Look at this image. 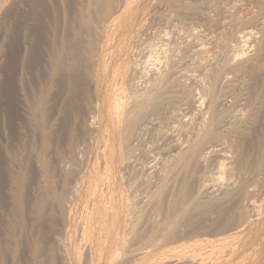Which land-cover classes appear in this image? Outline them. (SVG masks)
I'll return each mask as SVG.
<instances>
[{
  "label": "rangeland",
  "instance_id": "1",
  "mask_svg": "<svg viewBox=\"0 0 264 264\" xmlns=\"http://www.w3.org/2000/svg\"><path fill=\"white\" fill-rule=\"evenodd\" d=\"M17 1V2H16ZM20 1V2H19ZM0 0V86H1V88H0V102H2V104L0 103V135H2V136H0V154L2 153V155H0V160H6L5 162H3V161H0L1 162V164H2V166H3V168L1 167V164H0V168L1 169H3V171L0 169V175L2 174V175H4V177L1 175L0 177V181L2 182V180L3 181H5L3 184L4 185H6L5 187H4V185H1L0 186V193H4V195L3 196H5V197H2V194H0L1 196H0V199L2 198L3 199V202H5V204L0 200V224H3V225H0V238L2 237V239H4L6 242H7V240H8V242H9V240H12L11 239V236H12V238H13V236H16V237H14L13 238V240H12V247L10 246V244L7 242V246L6 245H4L3 243H5L4 242V240H2V239H0V244H3V245H1L0 247L2 248V246H4L5 247V250H4V247L2 248L3 249V251L6 253L7 252V254L6 255H8V254H10L11 253V250H12V248L15 246V250L17 251V252H19L18 254L19 255H17V252H15L16 253V255H14V249L12 250L13 252L10 254V256L8 257V256H6V259H5V263L7 262V264L10 262V264H12V263H16V264H19L20 262V264H22V263H24V262H26V264H27V262L29 261V259L31 260V261H29V263L28 264H30V262H32L31 264H39V263H41V262H43V260L42 259H44V262H45V264L47 263V264H65V263H63L64 262V260L66 259V258H68L67 260H68V262H67V260H65V262H67L68 264H76V262L77 263H79L78 262V260H71V258L69 259V253H68V251H71L72 249H73V247L75 248V246L79 243V236H78V234H77V231H75L76 232V234L74 233V231L73 230H75V229H77V226H78V222L80 223V221L78 220V218L82 221V217H84V214H85V208L84 209H82L83 208V204H84V207H86V205L85 204H87V203H83V202H87V200H88V194H87V190H86V187H83V186H81V184L83 183L84 184V186H86L85 185V183L83 182V181H85L86 179L84 178V177H87V174H88V177L89 176H91V175H93L94 173L93 172H96V173H98V174H101V172L104 174V173H106L107 174V176H108V180H109V182H110V185H111V188H113V193H114V196H120V197H122L123 199H124V201L126 200H128V202H126L125 201V203L127 204L128 203V205L129 206H131V207H129V208H131V210L135 213L134 215L136 216H139L138 214L140 213V214H143L142 212H140L141 211V209H143V212H145V211H149V212H147V213H149V215L148 214H146V212H145V214L143 215V216H145V217H143L142 215H140L141 217H143V219L140 221L139 220V218L141 219V217H138L137 218V216L135 217V221L137 222V221H140V222H138V225H137V223L135 222L134 223V226H136V227H133L134 229L132 230V233H128V234H126L127 236H128V238H127V236L125 235V239H126V241H127V239L129 240V241H127L126 243H128V244H126L125 246H124V248L120 251V253H121V255L119 254V257H118V260H117V264H119L120 262V264H123V262H124V257H125V252H126V250L128 249V248H130V246L132 245L133 247H135L136 245V243H138V241H137V239L138 240H140L141 239V235H143V236H145V234H147V236L148 235H150V233H152V232H159V231H161V229H165L166 228V226H168V227H171L172 226V224L174 223L173 222V220H176L175 222H176V225L175 224H173L174 226H177L178 227V225L180 226L179 227V233L180 234H182V235H184L187 231H188V229H187V225H186V222L187 221H189L190 219H189V217L193 220H195L194 222H196V221H198V222H196V224H194V227H197L196 225H198L199 223H201V225H203V229H207L208 230V228L210 227L211 229H214L215 228V230L217 231V232H224V234H227L228 233V237H230V235H231V239L229 238V240H230V242L228 241V239H227V246H229L232 242L231 241H233L234 242V240H236L237 239V241H235L234 243H232V245H230V246H233V245H235V246H233L232 248H234L235 247V249H233L234 250V252L233 251H231L232 250V248H231V250H229L230 248L228 247V248H225L222 252H221V254H222V257H221V259H219V260H217L214 264H234V263H236V264H246V257H247V253L240 247L241 245H240V243H241V241L243 240V236H244V234L246 233V230L249 228V222L248 221H250V223H252V222H254V223H252L253 225H256V224H258V223H260V219H264V215L262 214L263 212H264V203H261L263 200H264V193H263V191L262 190H264V176L262 177V175L261 174H263L264 173V168L262 169L261 168V166L263 167L264 166V127H263V125H264V118H263V116H264V110H263V108H264V101H263V99H264V95H262V93H264V92H262V90L264 89V82H263V80L262 79H264V77H261L262 75L264 76V60H262V58L264 59V57H263V54H264V38H263V36L264 35H262V33L264 34V21L262 20V19H264V13H262V15H261V12L264 10V6H261V5H264L263 3V1L264 0H238V1H236V0H196L198 3L196 4V2H195V0L193 1V0H189V1H186V0H184L185 2H188V3H185L183 0H182V2H180L179 0H144L145 2L144 3H142L143 1L141 0V1H137L136 3H135V5H137L136 6V8L138 7V5L140 6V7H138L137 9H138V12H139V16H138V19H137V24H138V28L140 27V29H138L139 31L142 29V31L145 29H149L148 31H149V34L150 35H147L146 37H144L142 40H144L143 42L144 43H141L142 44V46L140 47V48H143V47H145L144 45H146L147 43H148V40H150L149 41V43L146 45V46H148L149 47V45H150V48H152V47H154V48H152L151 50L152 51H155L156 50V52H154V53H152L153 55H151L150 56V61H148V62H150V63H148L147 64V66H146V70H145V72H144V74L146 73V71H147V73L145 74V76L148 74H151V75H149L150 77L151 76H153L154 74H157L158 73V75L161 73L159 70L161 69V67H159V64H161V65H163L162 67H163V69L161 70V71H164L163 73H161V74H164L165 73V71H167L168 70V67H169V65L171 64V60L170 59H172L173 60V58H174V60H173V63H175L176 64V67H177V70H176V72L179 74L180 72H181V74L182 75H175V76H170L169 74L167 75V76H170V77H175L174 79L175 80H172L171 81V78L170 77H166V79H170V80H168L169 81V85H170V83H172V86L171 87H174L175 89H173L174 91H171V92H174V94L173 95H169L168 94V101H167V96H165L164 97V100H163V102H162V104H164V106L162 107V104L157 108V111H158V109L160 108L161 109V112H162V110H163V113H159V111L157 112H153V111H148V112H150V113H148L147 112V114H150V116L151 115H154L153 117L154 118H156L157 116V119H155V121H154V118L152 119V116L150 117L149 115H145V120H146V118L147 117H149V119L147 120V121H149V123H147V125H146V121L145 122H143L142 123V125L139 127V128H141V129H143L144 131H142L141 129L140 130H135L134 132H133V137H135L136 135H137V137H136V140L134 141V146L135 147H132V149H131V154L129 155V153H126V150H125V148L123 147V150H125V151H123V153H121V152H119V151H121V147H120V149H119V144H118V142H115L116 140H114V141H110L109 140V138H108V136L110 135V131L106 128L105 129V124L103 123V122H98L97 120H95V119H92L91 117H97L98 116V113L95 111V109H96V104L95 103H97L98 102V98L97 97H95L96 95H95V93H94V91L92 90V86H89V85H91V79H90V73H89V64H90V55H88V50L86 49V48H84V49H82L81 50V60L82 61H84V64H85V66H88L87 68H85V70H84V68H83V70L85 71V73H84V75H85V77H84V79H86V78H88L87 80H85L86 81V83H85V86H84V88L82 89V91H81V93L83 94V95H85V97L83 96V100H82V98H79V97H77V101H76V98H74V97H71V96H69V94L68 93H66V92H63V94H61L62 92V89L59 87V85H58V81H59V79H58V77L56 78V76H55V78L53 77V75L51 74V73H49V72H51V70H50V61H49V57H48V55L47 54H49L50 53V51L48 52V50H50V48H51V39H52V28H53V23H52V16H53V13H50L51 11H69V14L68 15H64V17L65 18H72L71 19V21L72 20H74L73 21V24H75V25H79V23L78 22H80V21H78L77 19H79L80 18V16L82 15V16H84L82 13H81V11L80 10H82L81 9V7H79V2L77 1V0H46L47 1V3L46 2H44V0L43 1H38V0H30L31 2H32V6L30 5L29 6V4H28V2L30 3V1H28V0ZM28 1V2H27ZM37 3H36V2ZM53 1V2H52ZM57 1V2H56ZM169 1V2H168ZM176 1V2H175ZM207 1V2H206ZM226 1V2H225ZM256 2V3H251V2ZM44 2V3H43ZM58 3L59 2V4L57 5L56 3ZM65 2H66V4H65ZM71 2V3H70ZM76 2V3H75ZM171 2V3H170ZM180 2V3H179ZM189 2L190 3H193V4H189ZM247 2V3H246ZM258 2V3H257ZM10 3V4H9ZM33 3H36L37 4V7L39 6V7H41L42 5V7L41 8H47V6L46 5H48V7L49 8H47V9H50V12L49 13H47L48 12V10L46 11V13L44 12L45 10H44V8L42 9V11H41V8H40V10H39V8L37 9V7H36V5L34 4L33 5ZM41 3H43L42 5H41ZM46 3V4H45ZM75 3V5H73ZM141 3V4H140ZM233 5H232V4ZM249 3V4H248ZM252 5H251V4ZM68 4V5H67ZM146 4V5H145ZM150 4H152V5H154L155 7H156V9H154L155 7L154 6H152V5H150ZM170 4V5H169ZM194 4H196V5H194ZM240 4V5H239ZM248 4V5H247ZM14 5L17 7H14ZM41 5V6H40ZM52 5H53V7H52ZM65 5H67L66 7H65ZM69 5H70V7H69ZM85 5V4H84ZM166 7H168V8H165V6ZM181 5V6H180ZM184 5V6H183ZM186 5H189V6H186ZM237 5V6H236ZM243 5V6H242ZM6 6V7H5ZM36 7V8H34V7ZM55 6V7H54ZM58 6H60L59 8H58ZM74 6H75V8H74ZM160 6V7H159ZM177 6H179V7H177ZM190 6H195V7H193L194 9H192V10H189V8H190ZM228 7V8H225V7ZM239 6V7H238ZM249 6V7H248ZM71 7H73V9H75L76 10V12L72 9H70ZM152 7H154V8H152ZM188 7V8H187ZM248 7V8H247ZM255 7V8H254ZM263 7V8H262ZM150 9V10H148V9ZM152 8V9H151ZM161 8H162V10H164L163 11V13H164V15L166 14V16H168L167 18L162 14V15H160L161 13H162V11H161V13H160V10H161ZM174 8H175V10L176 11H178V12H176V11H174ZM178 8V9H177ZM185 8H186V10H185ZM226 10H225V9ZM240 8V9H239ZM262 8V9H261ZM33 10L34 12H32V11H29V10ZM52 9V10H51ZM92 9H94L93 7H92ZM143 9V10H142ZM145 9L146 10H148L147 12H149V11H151L152 13L154 12V13H156V15L154 16L155 18H157V20L155 19V18H152V16H153V14L152 13H147L146 11H145ZM159 11H158V10ZM167 11H166V10ZM184 9V10H183ZM191 9V8H190ZM223 11H222V10ZM245 9H247V10H245ZM251 10V11H248V10ZM39 10V11H38ZM44 10V11H43ZM79 10V12H77ZM88 10H90V12H88L89 14L88 15H86L85 14V17H83L84 19H85V22L87 23V24H85V25H94V26H92V27H90V26H88L89 28H92L91 29V31L89 30V29H87L88 27L87 26H85L84 25V23H83V21L82 22H80L81 24V26H76V28H80V31H81V35L82 36H84V35H86L87 36V33L88 34H90V33H93V35L95 36H93V41H95L94 39L95 38H97V27H96V25L94 24V22L92 21L93 19H94V17L95 16H98L97 14H96V12H94V10L92 11L91 10V7H90V9H88ZM87 10V11H88ZM97 10V9H96ZM156 10V11H155ZM180 10V11H179ZM216 10V11H215ZM10 11H11V13H10ZM37 11V12H36ZM41 11V12H40ZM82 11H84V10H82ZM92 11V12H91ZM98 11V10H97ZM99 11H101V10H99ZM182 11V12H181ZM213 11V12H212ZM247 11H248V13H247ZM254 11V12H253ZM31 12V13H30ZM71 12V13H70ZM146 12V13H145ZM159 12V13H158ZM240 12V13H239ZM252 12V14L250 15V13ZM260 12V13H259ZM264 12V11H263ZM78 13V14H77ZM92 13L94 14V16L92 15ZM190 13V14H189ZM192 13H194V14H192ZM234 13V14H233ZM241 13H243L242 15H241ZM245 13V14H244ZM247 13V14H246ZM29 16H28V15ZM71 14V15H70ZM81 14V15H80ZM149 14V15H148ZM159 14V15H158ZM192 14V15H191ZM204 14V15H203ZM39 15L41 16V17H39ZM44 15V16H43ZM48 15V16H47ZM77 15H80V16H78L77 17ZM90 15H92L93 16V19H91V17L92 16H90ZM146 17L145 19H148V17H149V19L148 20H144V16ZM146 15H148V16H146ZM150 15H152V16H150ZM172 15V16H171ZM243 15H245V16H243ZM51 16V17H50ZM67 16V17H66ZM73 16H74V19H73ZM157 16V17H156ZM183 16V17H182ZM246 16H248V17H246ZM250 16V17H249ZM252 16V17H251ZM20 17H22V18H20ZM26 17V18H25ZM29 17V18H28ZM31 17V18H30ZM33 17V18H32ZM37 17V18H36ZM39 17V18H38ZM177 17V18H176ZM204 17V18H203ZM6 18V19H5ZM20 19V25H18L19 24V19ZM76 18V19H75ZM88 18V19H87ZM151 18H152V20H151ZM158 18H160V20H162V21H164V19H166L164 22H160L159 21V19ZM163 18V19H162ZM182 18V19H181ZM192 18V19H191ZM247 18V19H246ZM249 18V19H248ZM260 18H261V21H259V22H261V25L263 24V27L260 25V26H258V25H254V20L255 19H259L260 20ZM17 19V20H16ZM23 19V20H22ZM36 19H38V20H36ZM41 19H43V21L41 20ZM50 19H51V21H50ZM140 19V20H139ZM143 19V20H142ZM171 19V20H170ZM231 19H233V20H231ZM253 19V20H252ZM48 20H49V23H48ZM77 20V21H76ZM140 22H139V21ZM142 20V21H141ZM154 20V21H153ZM170 20V21H169ZM185 22H184V21ZM218 20V21H217ZM229 20V21H228ZM252 20V21H251ZM45 21H46V25H45ZM148 21H150L151 22V24L153 23V26L155 27L156 26V24H157V26L158 27H160L159 28V31L161 32L160 34L161 35H163V37L161 36V38H163L166 42H168L166 45L164 44V40L162 41V39L161 38H159L158 36H160V34H159V31H156V30H152L154 27H152L151 28V25H150V22L148 23ZM153 21V22H152ZM159 24H161V25H158V23ZM173 21V22H172ZM217 21V22H216ZM40 22V23H39ZM77 22V23H76ZM172 22V23H171ZM176 22H178V23H176ZM184 22V23H183ZM221 22L222 23H224V24H226L225 26L227 27V28H220L219 29V26H221V25H219V24H221ZM226 22V23H225ZM229 22V24L230 25H228L227 26V23ZM17 23V24H16ZM22 23V24H21ZM42 23V24H41ZM89 23V24H88ZM142 23V24H141ZM145 23V24H144ZM147 23V24H146ZM156 23V24H155ZM170 23V24H169ZM216 23V24H215ZM251 25H250V24ZM14 24H16V25H14ZM39 24H41L40 26H43V27H40L39 25L37 26V25ZM83 24V25H82ZM149 24V25H148ZM165 24V25H164ZM176 24H177V26H176ZM183 24H185V26L183 25ZM187 24V25H186ZM206 24V25H205ZM213 24H214V26H213ZM217 24L219 25V26H217ZM234 24V25H233ZM252 24H253V26H252ZM14 25V26H13ZM140 25V26H139ZM144 25H145V27H144ZM146 25H147V27H146ZM167 25H169V26H167ZM11 26V27H10ZM48 26V28H45V27H47ZM86 28H85V27ZM143 26V27H142ZM149 26V27H148ZM156 26V29L158 30V27ZM175 28H174V27ZM233 26L235 27V28H233ZM15 27H16V29L18 30H15ZM20 27H21V29H20ZM82 27V28H81ZM165 27V28H164ZM180 29H178V28ZM209 27H211V28H209ZM218 27V28H217ZM250 27V28H249ZM261 27V28H260ZM9 28H12L13 29V31H14V33L12 34V35H14V37L17 35V34H19V37L18 36H16V40L17 41H14L13 40V42H12V39L14 38H11V36H10V33H11V31H12V29H10V31H8L9 30ZM50 28V29H49ZM184 28V29H183ZM186 28H187V31H186ZM263 28V29H262ZM7 29V30H6ZM37 29V30H36ZM42 29H45V31L43 32V30ZM96 29V30H95ZM155 29V28H154ZM175 29L177 30V32H175ZM198 29H200V30H198ZM207 29V30H206ZM210 29V30H209ZM213 29L215 30V31H213ZM244 29V30H243ZM260 29H262L261 31H260ZM40 30H41V32L43 33H40ZM90 31V33L89 32H85V34H84V31ZM92 30H93V32H92ZM194 30H195V32H194ZM198 30V31H197ZM223 30V31H222ZM226 30V31H225ZM228 30H229V32H228ZM246 30L248 31H254L255 33H257V38H258V41L256 40V41H254V42H257V43H253V40L254 39H252L251 38V40L252 41H250V40H248L249 41V44L252 42V44L251 45H247L246 46V48L247 49H245V47H241L243 44H240L239 45V42L237 41V36H241L244 32H246ZM17 31V32H16ZM30 33H29V32ZM31 31H35V34L36 33H38L40 36H36V38H35V35H34V32H33V34L31 33ZM37 31V32H36ZM96 33H95V32ZM212 31V32H211ZM257 31H259V32H257ZM19 32V33H18ZM26 32V33H25ZM46 32V33H45ZM51 32V33H50ZM152 32V33H151ZM153 32H154V36H153ZM181 32V33H180ZM190 32H191V34H190ZM193 32V33H192ZM206 32V33H205ZM219 34H218V33ZM223 32V33H222ZM260 32H261V35L262 36H260ZM9 33V34H8ZM95 33V34H94ZM156 33V34H155ZM230 35H229V34ZM259 33V34H258ZM16 34V35H15ZM28 34H30L31 36H32V38H31V40H30V38H29V40L27 39L28 37H31L30 35H28ZM37 34V35H38ZM48 34V36H46ZM50 34V35H49ZM169 36H168V35ZM177 34H178V36H177ZM189 34V35H188ZM227 34V35H226ZM26 35V36H25ZM27 35H28V37H27ZM138 35H139V33H138ZM152 35V36H151ZM155 35H157V36H155ZM176 35V36H175ZM192 35V36H191ZM217 37H216V36ZM220 35V36H219ZM46 36V37H48V42H46L47 41V39H46V41H45V38L44 37ZM86 36H84V38L83 37H81V40H82V46H84V44H85V46L84 47H88L87 46V44L89 45V43H88V41H89V38H91L92 37V34H90V36L91 37H89V35L86 37ZM149 36V37H148ZM151 36V37H150ZM215 36V37H214ZM259 36L261 37V38H263V42L262 41H259ZM18 37V38H17ZM27 37V38H26ZM39 37H40V39H39ZM42 37V38H41ZM86 37V38H85ZM147 37L149 38V39H147ZM154 37V38H153ZM157 37V38H156ZM25 38H26V40L27 41H25ZM49 38H50V40H49ZM167 38V39H166ZM217 38V39H216ZM218 38H220V39H218ZM5 39V40H4ZM38 39V40H37ZM92 39H91V41H92ZM152 39V40H151ZM39 40H41V41H44V42H41L40 43V41ZM84 40H86V42L84 41ZM147 40V41H146ZM154 40H155V42H154ZM220 40V41H219ZM9 41H11L10 43H9ZM27 43V42H29L28 44H26L25 42ZM51 41V42H50ZM152 41H153V43H152ZM184 41V42H183ZM2 42V43H1ZM6 42V43H5ZM15 42V43H14ZM19 44H18V43ZM33 42V43H32ZM34 42H36L35 44H34ZM37 42H38V44H37ZM151 42V43H150ZM160 42H163L162 43V45H161V43ZM165 42V43H166ZM182 42H183V44H182ZM186 42V43H185ZM190 42V48H188L189 46H188V43ZM194 42H196V44H200V45H202V47H203V49H206V50H204V51H207V52H203V53H205V54H203V53H199V52H197L196 50H194V48H192L191 46L193 45V44H195ZM220 42V43H219ZM46 43H49L50 45H48V44H46ZM135 44H133L132 43V45H131V49H130V55L133 57H131L130 55H129V60L131 61V62H136V61H143L144 59L143 58H146V55H142L140 52H139V49L140 48H137V43L136 42H134ZM158 43V44H157ZM172 43V44H171ZM237 45H236V44ZM262 43V44H261ZM6 44V45H5ZM19 46H18V45ZM24 44V45H23ZM33 44L37 47V49L36 48H34V50H35V52H33L34 54V56H32L29 60H28V55L27 54H29V51H30V48H31V46H33ZM159 46V45H161L160 46V48L162 47L164 50H166L167 49V53H165L164 52V50L161 48H159V47H157V45ZM255 44H256V48H255ZM258 44V45H257ZM262 45V47L261 48H263V49H261V51H260V46ZM16 45H17V47H16ZM28 45H29V47H28ZM38 45V46H37ZM39 45H41V46H39ZM44 45H45V47L47 48V50H45V51H43V49H46V48H44ZM172 45V46H171ZM184 45V46H183ZM185 45H186V47H187V49H190L191 51L192 50H194V51H189V50H187V51H189V53H187L186 52V48H183V47H185ZM260 45V46H259ZM20 46H23V47H20ZM43 46V47H42ZM169 46H170V48H169ZM178 46V47H177ZM221 46V47H220ZM234 46V47H233ZM236 46V47H235ZM240 46V48L238 49V47ZM254 46V47H253ZM257 46H258V49H257ZM9 47H10V49H9ZM12 47V48H11ZM16 48V50H15V48ZM28 47V48H27ZM49 47V48H48ZM136 47V48H135ZM147 47V48H148ZM213 47V48H212ZM216 47V48H215ZM218 47V48H217ZM249 47V48H248ZM20 48V49H19ZM41 48V49H40ZM83 48V47H82ZM134 48V49H133ZM156 48V49H155ZM185 50H183V49ZM209 48H211V50L209 49ZM220 48V49H219ZM232 48V49H231ZM253 50H252V49ZM2 49V50H1ZM4 49V50H3ZM22 49V50H21ZM24 49V50H23ZM88 49H89V47H88ZM138 51H137V50ZM155 49V50H154ZM215 49V50H214ZM218 49V50H217ZM231 49V50H230ZM257 49V51H255ZM40 50V51H39ZM160 50H163V51H160ZM172 50V51H171ZM177 50V51H176ZM184 51V52H186V54L185 55H190V59L192 58V59H194V61H197L196 59H198V61L197 62H194L193 61V63H189V62H192V60L190 61V59H188L187 58V56H185V58H183L184 57V54H181L180 52H182V51ZM220 50H222V51H220ZM235 50V51H234ZM239 51V50H241V51H243L244 53H240V54H238V53H236V51ZM245 50V51H244ZM247 50V51H246ZM259 50V51H258ZM22 51V52H21ZM27 51V52H26ZM37 51V52H36ZM41 51H43L41 54H42V56L39 54ZM135 51V53H133ZM160 51V52H159ZM174 51V52H173ZM178 51H180V52H178ZM196 51V54H197V56L195 55V52ZM9 52H11V53H9ZM46 54H45V53ZM158 52H159V54H158ZM179 53V54H181V55H183V56H179V57H182L185 61H187V65H186V62L182 59V58H178V56H172V54L173 55H176L177 53ZM250 52V53H249ZM254 52H256V53H254ZM259 52V53H258ZM260 52H261V54H260ZM23 53V54H22ZM37 53H38V55H40L41 57H37ZM140 53V54H139ZM172 53V54H171ZM183 53V52H182ZM212 53V54H211ZM222 53V54H221ZM238 54L239 56L237 57V55L236 54ZM154 54H156V55H154ZM164 54H167L166 56H164V58H163V56H161V55H164ZM171 54V55H170ZM178 54V55H179ZM254 54V55H253ZM3 55H5V56H3ZM10 55V56H9ZM23 55V64H22V56ZM24 55L25 56H27V57H25L24 58ZM36 55V56H35ZM47 55V56H46ZM84 55H86V56H84ZM196 56V58H193V57H191V56ZM214 55V56H213ZM231 55V56H230ZM235 55V56H234ZM262 55V56H261ZM12 56H14V57H12ZM155 56V57H154ZM161 56V57H160ZM172 56V57H171ZM194 56V57H195ZM208 56V57H207ZM232 56H234V58L232 57ZM241 56V57H240ZM47 59L48 58V60H46L45 58ZM83 57H89V58H84L83 59ZM163 58L162 60H157V58ZM249 57V58H248ZM5 58H6V60H5ZM37 58H38V61H37ZM153 58H155V59H153ZM231 58H233L234 59V62H233V60L231 59ZM253 58H257V60L256 61H254L255 62V64L256 65H253L254 63L252 62H250L249 63V60L250 59H253ZM11 59V60H10ZM15 59V60H14ZM36 59V60H35ZM179 59H180V61H179ZM208 59V60H207ZM210 59H212V60H210ZM216 59V60H215ZM229 60L230 62H228V61H226V60ZM239 59V60H238ZM244 59H246L245 61H243ZM6 62H5V61ZM12 60H13V62H12ZM19 62H18V61ZM25 60H28V61H26L25 62ZM42 60V61H41ZM44 60V61H43ZM134 60H136V61H134ZM154 60V61H153ZM156 60V61H155ZM188 60H189V62H188ZM10 61V62H9ZM37 61V62H36ZM162 62V61H165L164 62V64L163 63H160V62ZM204 61H206V63H208L209 65V67L206 65V63L204 62ZM243 61V62H242ZM9 62V63H8ZM29 62V63H28ZM152 62V63H151ZM154 62H156L157 64H154ZM169 62V63H168ZM225 62H227L226 63V65H225ZM232 62V63H231ZM242 62V64H240ZM258 62H260V63H258ZM6 63V64H5ZM20 63V64H19ZM40 63H42V65L40 64ZM89 63V64H88ZM185 63V64H184ZM195 63V64H194ZM197 63V64H196ZM228 63H230V64H232V65H230V64H228ZM244 63H246V64H244ZM2 64V65H1ZM40 64V65H39ZM45 64V65H44ZM150 64V65H149ZM152 64V65H151ZM182 64L183 65H186V66H182ZM190 64V65H189ZM194 64V65H193ZM200 64H203L204 65V67L202 68V67H200L199 65ZM214 65V67H213V65ZM218 64H220V65H218ZM259 64H262V65H259ZM8 65V66H7ZM38 65V66H37ZM189 65V66H188ZM218 65V66H217ZM241 65H245V67H250V68H248L247 69V72H236L237 74H234V73H231V75L230 74H228V75H230V76H228L227 75V77H228V83L225 85L224 83V81H227V77L226 78H224L223 79V77H224V73H225V71H226V69L227 68H235V67H238V66H241ZM249 65V66H248ZM24 66H26V67H24ZM31 66V67H30ZM36 66V67H35ZM41 66V67H40ZM211 66H212V68H211ZM215 66H217V67H215ZM219 66H221V67H219ZM28 67H29V69L31 68V70H29L28 69ZM49 69V72H48V70L46 69ZM150 69H152V70H150ZM152 67V68H151ZM155 67H156V69H155ZM188 67L190 68V67H192V68H190V69H192V70H190V69H188ZM199 67H200V69H199ZM208 67V68H207ZM253 67H257L258 68V71L255 69V71L253 70L254 68ZM4 68V69H3ZM24 68V69H23ZM35 68V69H34ZM36 68H38V69H36ZM158 68V69H157ZM201 68H202V70H201ZM206 68H207V70H209V71H212L213 70V74L212 73H210L209 71H207L206 70ZM218 68V69H217ZM262 68V69H261ZM33 69V70H32ZM88 69V70H87ZM188 69V70H187ZM217 69V70H216ZM252 69V71H250ZM150 70V71H149ZM184 70H187V71H185V75L187 76V77H189V78H187L185 75H184V73H182ZM193 70H195L196 72H194ZM198 70V71H197ZM204 70H206L205 71V73H203L204 72ZM31 71V72H30ZM39 71V72H38ZM154 71V72H153ZM157 71H159V72H157ZM179 71V72H178ZM200 71V72H199ZM202 71V72H201ZM248 71H249V73H248ZM35 72H37V73H35ZM148 72H150V73H148ZM153 72V73H152ZM157 72V73H156ZM187 72V73H186ZM192 72H194V73H192ZM209 72V73H208ZM14 73V74H13ZM196 73H198V74H196ZM249 75H248V74ZM28 74V75H27ZM45 74V75H44ZM88 74V75H87ZM153 74V75H152ZM191 74V76L194 74V77L192 76H188V75H190ZM196 74V75H195ZM200 74H201V76H200ZM204 74H205V76H204ZM210 74H212V76L211 77H213L211 80H210V82H213L212 80L214 79V86H213V91H212V96L214 97V99L216 100V102L217 101H219L220 103L223 101V99H224V97H225V95H227V94H231L233 97H235L236 99L238 98L239 100H240V102L243 100V99H245V100H243L241 103H242V105L238 102V103H236V104H233L231 107H229V108H227V109H225L226 110V112L227 113H225L224 112V110L220 107H218V110H223V113H225L224 115H226L225 117H227V116H229V112L231 113V112H233V111H231L232 109H233V107L235 108V109H237V106L238 107H241V108H239V110L240 111H242V112H244V109L247 107V105H250V104H248L249 102L251 103V105L249 106V107H247V109H246V112H244L243 114H240V117L241 116H243L241 119H239L238 121L236 120H232L231 122H230V124H229V126L227 127V129L226 130H224V129H221L220 127L225 123V121H226V118L224 117V115H223V117H224V120H223V117L221 116V120H220V123H221V126L220 125H218L217 127H214V131L213 130H211V131H213L214 133H213V135H215L214 136V140L216 139V137H218L219 135L221 136L220 137V141L221 140H225L224 142H226V140H227V143H225V145H227L228 143H230V142H228L229 140L228 139H226L227 137L226 136H229V134H226V133H229V132H231L232 134L234 133L235 134V136L237 137V135H238V137L236 138L235 136H234V134L233 135H231V133H230V136L228 137V138H230L231 136H232V138H231V142H232V144L230 143L229 144V146L232 148H234L235 149V146H237V145H239V142L241 141V140H244V138H245V140L242 142H240V148H241V146H243L242 148H241V150H240V148L239 147H236V150H233V149H230V148H228L227 149V147H229V146H224V142L222 141V143L223 144H221V142H219V141H216V142H218V143H220V145L222 146V147H224V148H222L221 149V151L222 150H228L230 153H228V154H224V156H225V159H222L224 156L221 154V152H218V154H221V155H218L217 153H216V155L213 153L212 154V156H211V154H208L209 155V157H211V158H208L207 156L205 157V154H203V155H199L200 156V158H201V161L199 160L200 158H196V160H195V157H193L192 159H191V161L192 162H194V163H192V164H190L191 162H189L188 163V165L187 166H185L184 168H176L175 170L176 171H178V172H172V173H170V172H168V168H169V165L168 164H170V162H171V164L173 163L172 161H170V160H172V159H174L173 161H175V157L176 156H178V155H180V153L183 151V150H185V152L183 151L182 153L183 154H185V153H187L188 152V150H190L195 144H196V142L198 143V141L200 140V136L201 135H203V133H204V130H205V126H207L206 124L204 125V127L202 128L199 124H198V119L197 118H199L200 119V115L197 113V115L199 116H195L194 115V112L196 113V112H198L197 111V109L195 110L194 109V107L196 106V102L197 101H201V99H204L203 101L205 102V100L207 101V102H205V104L203 103V101H201V106H202V104H203V109H204V111L206 110V107L209 105V103H210V100H211V98H209L207 95H209V93H208V91H209V87H210V85L211 84H209V86L208 85H205V83H204V85H202V87H199V86H197V85H195L194 84V82H193V79H197V77L199 78H202L201 80H203V82H204V79H205V81H206V77L208 76V77H210ZM235 75V77H234V79H235V81H234V79H231V78H233V76ZM243 76V78L240 76ZM251 74H254V75H251ZM258 74H259V76H258ZM37 77H36V76ZM52 77H51V76ZM147 75V76H148ZM189 80H187V79H185V77ZM197 75H199V76H197ZM207 75V76H206ZM251 75V76H250ZM40 76V77H39ZM44 76V77H43ZM183 76V77H182ZM203 76V77H202ZM240 76L243 80L244 79H248V78H250V80H251V82L249 81V80H244V81H242L241 80V78L238 77ZM245 76L246 77H248V78H245ZM253 76V77H252ZM258 76V77H257ZM10 77V78H9ZM16 77V78H15ZM23 77V78H22ZM52 80H50L49 78ZM150 77L148 78V79H150ZM181 77V78H180ZM7 78V80H9V79H12V80H10V81H7V80H5ZM35 78V79H34ZM41 78V79H40ZM43 78V79H42ZM53 78V79H52ZM179 78H180V80H179ZM184 79V80H181V79ZM193 78V79H192ZM220 78H221V81H219L220 80ZM251 78H253L254 80H255V78L257 79L256 81H252L253 79H251ZM15 79H16V81H15ZM57 81H56V80ZM145 80L147 79V77L146 78H144ZM144 79L142 80V81H144ZM163 79H164V77H163ZM177 79H178V81H177ZM237 79H239V81L237 80ZM262 80V82H261V80ZM5 80V81H4ZM31 80V81H30ZM38 80V81H37ZM48 80V81H47ZM53 80H55L54 82H53ZM186 80H187V82H186ZM233 81V82H230V81ZM241 80V81H240ZM3 81L5 82V83H3ZM37 81V82H36ZM41 81H42V84H41ZM84 81V80H83ZM84 81V82H85ZM89 82V85L87 84L88 82ZM137 81V80H136ZM135 81V82H136ZM139 81V80H138ZM138 81L136 82V83H138ZM141 81V80H140ZM141 81V82H142ZM180 81H185L187 84V87L184 85L185 84V82L183 83V82H180ZM207 81H209V78H208V80ZM218 81V82H217ZM238 81V82H237ZM248 83H247V82ZM260 81V82H259ZM11 82V84H8V83H10ZM35 82V83H34ZM44 82L46 83V85L44 84ZM48 82H52V83H49L48 84ZM141 82H139L138 84H140V85H138L137 84V86L136 87H138V89H140V88H143V87H140L141 85H144L143 84V82L141 83ZM209 82V83H210ZM230 82V83H229ZM254 83V85H253V83ZM259 84H258V83ZM23 83V84H22ZM40 83V84H39ZM56 83V84H55ZM177 84V86H175L174 84ZM180 83L181 84H183L182 86H180ZM190 83V84H189ZM208 83V82H207ZM206 83V84H207ZM217 83H220V84H217ZM232 83H234V84H236L235 86H237L238 87V83H239V85H240V90H238V93H237V95L238 96H240V98L236 95V93L235 94H233L238 88L237 87H235V86H233L232 87ZM247 84V85H245V87H243L244 86V84ZM255 83H257V84H255ZM4 84H6V85H4ZM25 84V85H24ZM51 84H53V85H51ZM55 84V85H54ZM87 84V85H86ZM232 84V85H231ZM263 84V85H262ZM9 85V86H8ZM10 85H12L11 87H10ZM30 85H32V86H30ZM38 85H40V86H38ZM190 85V86H189ZM219 85L221 86L220 88H219ZM223 85H225V86H223ZM230 86L231 85V87H228V86ZM248 85H249V87H248ZM253 85V86H252ZM259 85V86H258ZM261 85V86H260ZM4 86L6 87V88H8V89H6V88H4ZM8 86V87H7ZM38 88H37V87ZM46 86H50V87H46ZM54 86H57V87H54ZM182 87L181 89H182V91H180L181 89L179 88V87ZM192 86H194V87H192ZM197 88H196V87ZM254 86H256L257 88H255ZM32 87V88H31ZM35 89H34V88ZM56 88L57 89V91L58 90H60L59 91V93H57V91H56V89H55V91H54V88ZM60 89H59V88ZM187 88V91H188V89H189V91L190 92H187L186 90H183V88ZM191 87V88H190ZM244 88L245 90H247V88H249L248 90L249 91H243V89H241V88ZM260 87V88H259ZM263 87V88H262ZM45 88V89H44ZM87 88H89V89H87ZM185 88V89H186ZM193 88V89H192ZM194 88H196V89H194ZM203 88V90H201ZM222 88H224V89H222ZM225 88H226V90H225ZM230 88L231 90L233 89V91H231V90H229L228 91V89ZM235 88H237V89H235ZM12 89V90H11ZM23 89V90H22ZM29 89V90H28ZM37 89H40V91H41V89H43V91H41V92H39V90L38 91H36ZM51 89V90H50ZM171 90H172V88H170ZM176 89H178V90H176ZM252 89V90H251ZM9 90H11V91H9ZM47 90H50L49 92L52 94V95H47L49 92L47 91ZM89 90H90V92H89ZM192 90V91H191ZM197 90H200V91H202V94H201V96L199 95V92H196ZM224 90V91H223ZM259 90V92H257ZM14 93H16V94H14ZM46 91L48 92V93H46ZM53 93H52V92ZM180 93H179V92ZM184 91H186L184 94H183V92ZM241 91V92H240ZM250 91H253V92H250ZM264 91V90H263ZM10 92H12V93H10ZM39 92V93H38ZM44 92V93H43ZM84 92H85V94H84ZM170 92V93H171ZM178 93V94H175V93ZM244 92V93H243ZM246 92V93H245ZM18 93V94H17ZM29 93V94H28ZM38 93V94H37ZM94 95H93V94ZM186 93H188V96H186L187 94ZM201 93V92H200ZM242 94V96H243V94H245L244 96H243V99L241 98V94ZM252 93V94H251ZM258 93V94H257ZM2 94V95H1ZM4 94V95H3ZM47 96H46V95ZM54 94V95H53ZM55 94H59V95H55ZM81 94V95H82ZM88 94V95H87ZM93 96H92V95ZM186 94V95H185ZM196 94V95H195ZM197 94H198V96H197ZM214 94H217V95H214ZM255 94V95H254ZM260 94V95H259ZM14 95V96H13ZM43 95V96H42ZM66 96V97H61V96ZM80 95V96H81ZM203 95H206L205 97H203ZM220 95V96H219ZM250 95V96H249ZM38 96V97H37ZM48 96H50L49 98H47V100L45 99L46 97H48ZM56 96V97H55ZM60 96V97H59ZM69 96V97H68ZM90 96H92V97H90ZM169 96H171V97H173L174 98V100H172V98L171 99H169ZM178 98V99H175L176 97ZM179 96H180V100L182 99L183 101L184 100H186V98L189 100V102L186 100V104H188V105H183L184 104V102L181 100H179ZM201 97L200 98V100L199 99H197L198 97ZM223 96V97H222ZM19 97V98H18ZM67 97H68V99L71 97V99L70 100H68L67 99ZM82 97V96H81ZM190 99H189V98ZM196 97V98H195ZM218 97L219 98H222L221 100H217L218 99ZM249 97V98H248ZM260 97L262 98V99H260ZM5 99V98H7V99H5V100H3V99ZM16 98V99H15ZM38 98V101H36V99ZM40 98H44V102L46 103H44V106H42L41 105V107H46L45 109H43V108H40V101H42V99H40ZM72 98H74V99H72ZM79 98V99H78ZM85 98H87L88 100L86 101V99ZM184 98V99H183ZM191 98H194V100L193 99H191ZM252 100H251V99ZM260 99V101H259V99ZM53 99V100H52ZM57 99V100H56ZM61 99V100H60ZM63 99V100H62ZM92 99H94V100H92ZM96 99V100H95ZM166 99V100H165ZM247 99H249V100H247ZM6 100H7V102H6ZM12 100V101H11ZM16 100V101H15ZM49 100V101H48ZM50 100H52V101H50ZM56 100V101H55ZM58 100H60L61 102H60V106L58 105V103H59V101ZM71 100H74L73 102L71 101ZM93 102H92V101ZM171 100V101H170ZM175 100L177 101V108H176V106H175V104H173L172 106L173 107H175V109H177V110H175L173 107H169L170 105V103L173 101V103H175ZM191 100V101H190ZM193 100V101H192ZM3 101L6 103V105H5V103H3ZM32 101H35V102H32ZM46 101H48V102H46ZM64 101V102H63ZM69 101H71L70 103H69ZM76 101V102H75ZM80 101H82L81 102V104H80ZM90 101V102H89ZM96 101V102H95ZM196 101V102H195ZM245 101H247V105L245 104L246 102ZM254 101V102H253ZM16 102V103H15ZM19 102V103H18ZM49 102H52V103H49ZM57 102V103H56ZM79 102V103H78ZM94 103L95 104V106H94V104H92V103ZM181 102V103H180ZM193 102V103H192ZM257 102H259L260 103V106L258 105L259 103H257ZM261 102H263V103H261ZM13 103V104H12ZM38 103V104H37ZM49 103V104H48ZM72 103H74V105L72 104ZM77 103L80 105V107H79V105H77ZM82 103H83V105L85 104L86 105V103H87V105L89 104V106H83L82 105ZM166 103V104H165ZM195 103V104H194ZM243 103H244V106H243ZM4 104V105H3ZM50 104H53L52 105V110H53V113L51 112L52 110H50V108H51V105ZM66 104V105H65ZM68 104V105H67ZM69 104H71V106L70 107H72L73 108V110H74V112H72V113H74V114H71V111H73L72 110V108L70 109V108H68V106H69ZM76 104V105H75ZM180 104H182L181 106L183 107V111H181L182 110V107H180ZM190 104H191V106L192 105H195L194 107L192 106V108H191V106H190ZM207 104V105H206ZM239 104V105H238ZM257 104V105H256ZM23 105V106H22ZM28 107H26V106ZM36 105V106H35ZM47 105V106H46ZM49 105V106H48ZM82 105V106H81ZM168 105V106H167ZM205 105V106H204ZM217 106H219L220 104H218V102H217V104H216ZM241 105V106H240ZM246 105V106H245ZM263 105V106H262ZM10 106H12V107H10ZM15 106V110L13 109V107ZM58 106V107H57ZM74 106H75V108H74ZM166 106V107H165ZM178 106L180 107V109L181 110H179V108H178ZM187 106H189V108H187ZM255 106H256V108H255ZM7 108V109H5V108ZM25 107V108H24ZM34 107V108H33ZM49 108V110H47L48 108ZM67 107V108H66ZM79 107V108H78ZM85 107H86V109H85ZM88 107H91L90 109L92 110V111H89V112H87L88 110H90V109H88ZM167 107H169L171 110H168L169 108H167ZM205 107V108H204ZM245 107V108H244ZM259 107H261V108H259ZM31 108H32V110L33 111H31ZM57 108H59V109H57ZM63 108V109H62ZM94 108V109H93ZM185 108V109H184ZM196 108V107H195ZM256 109V110H254V112L252 111V109ZM27 109H28V111H27ZM67 109V110H66ZM76 109H77V111H76ZM82 109H83V113H84V115H86V113L88 114L87 116L89 117V115L91 116V114H92V116L91 117H89V118H91L92 120H94L93 121V124H91V126H89L88 124L90 123V122H86V121H89L90 119L89 118H85V116L83 115V113L81 112L82 111ZM88 109V110H87ZM259 109V110H258ZM13 110V111H12ZM30 110V111H29ZM34 110H35V112H34ZM45 110V111H44ZM57 110H59V112H60V114H58V113H56V112H58ZM80 110V111H79ZM87 110V111H86ZM154 110H156V109H154ZM172 110H175L176 112H181V113H177L176 114V112L175 111H173V113H172ZM238 110V109H237ZM238 110V111H239ZM263 110V111H262ZM8 111H10V112H8ZM41 111V112H40ZM42 111H44V112H42ZM47 111V112H46ZM67 111H69V113L67 114ZM192 111H193V114H191L192 113ZM258 111H259V114H256L255 115V113H258ZM15 112H17V113H15ZM75 112L77 113V114H75ZM81 113V115H80V113ZM86 112V113H85ZM91 112H93L94 114H95V116H93L94 114L93 113H91ZM97 114H96V113ZM183 112V113H182ZM184 112H188V115L186 114H184ZM190 112V113H189ZM220 112V111H219ZM252 112H253V114H252ZM23 113V114H22ZM50 113V114H49ZM55 113V114H54ZM79 113V114H78ZM157 113V114H159V115H155V114ZM223 113H221V114H223ZM241 113V112H240ZM250 113H251V115H250ZM262 113V114H261ZM37 114V115H36ZM42 114V115H41ZM43 114H45L46 116L44 117V115ZM47 114H48V116L49 115H51V117L53 118V115H54V117H55V115H59L60 116V118L58 117V115H57V117H55V118H57V119H54L55 120V122H54V120H52V118L50 117V118H48V116H47ZM63 114V115H62ZM160 114H162L163 116H164V118L165 119H167V121H166V123H164L163 122V116L161 115V117H160ZM167 114V115H166ZM169 114V115H168ZM175 114H176V118L174 117L175 116ZM183 114L186 116V117H183V118H179V117H181V115L183 116ZM10 115H11V117H10ZM69 115H70V117H69ZM71 115H72V117H71ZM73 115H74V117H73ZM77 117H76V116ZM194 115V116H193ZM262 115V116H261ZM37 116L38 117H40V118H42L43 120H41V119H37ZM42 116V117H41ZM83 117V119L85 118V122H83L84 120L82 119V117ZM156 116V117H155ZM166 116H169V118L168 117H166ZM197 117L196 118V123H197V125H196V123H193L192 122V120H194V118L193 117ZM206 117H208L207 115H205ZM250 116V117H249ZM261 116V117H260ZM28 117V118H27ZM47 117V118H46ZM64 117V118H63ZM100 117V116H99ZM99 117H97L98 118V120H99ZM160 117V118H159ZM188 117H190V118H188ZM254 117H256L255 119H257V121L256 120H254ZM8 118V119H7ZM27 118V119H26ZM31 118H34V119H31ZM45 118H46V120H45ZM62 118V119H61ZM72 118H74V119H72ZM78 118H80V119H78ZM96 118V119H97ZM152 120H151V119ZM260 118H263V119H261L260 120ZM12 119V120H11ZM47 119H49V120H47ZM66 119V120H65ZM68 119V120H67ZM75 119H78V120H75ZM82 119V120H81ZM86 119H88V120H86ZM158 119H159V121H158ZM161 119V120H160ZM164 119V120H165ZM173 119H176L177 121H178V119L179 120H183V124L180 122V121H174ZM189 119V120H188ZM204 119H205V117H204ZM247 119V121L245 122V120ZM249 119V120H248ZM8 120V121H7ZM11 120V121H10ZM27 120V121H26ZM29 120V121H28ZM31 120V121H30ZM51 120V121H50ZM62 120V121H61ZM65 122H64V121ZM185 120H188V121H190L191 123H189L188 125H185V124H187V121H185ZM205 120H207V119H205ZM253 121V126L252 125H248V124H251V122ZM5 121H7V122H5ZM40 121V122H39ZM49 121V122H48ZM66 121H68V123L66 122ZM152 121L153 122H160L161 121V123H162V125H159V123L157 122V124L156 123H153V126L154 127H156L155 129H154V131L152 130V128L151 127H153L152 126ZM198 121V122H197ZM222 121H224V123H222ZM251 121V122H250ZM259 121V122H258ZM13 123V124H11V123ZM31 122H33V123H31ZM37 122H38V124H37ZM44 122H46V123H44ZM53 122L54 123V125H55V127L53 128V127H51L52 125H53V123H52V125H50L51 123ZM62 122H63V124H62ZM84 123V124H82V123ZM169 122H171V124L173 123L174 124V126H176V127H178V130L176 129V127H175V130H173L174 129V126H173V124L171 125ZM177 122V124H175ZM180 122V123H179ZM184 122H185V124H184ZM205 123H207L206 121H204ZM235 122V123H234ZM245 122V123H244ZM14 123H15V125H14ZM40 123H42L43 124V127L46 125V127H44V128H42V124H40ZM48 123H50L49 125H48ZM59 123H60V125H59ZM99 123V124H98ZM144 123H145V125L147 126H144ZM178 123L181 125V127H179L178 126ZM193 123V124H192ZM219 123V124H220ZM234 123V125H231V124H233ZM256 123H260V125H261V123H263L262 124V126H260V127H262L261 129H262V131H260V130H258V129H260L259 128V126H258V124H256ZM11 126H10V125ZM45 124V125H44ZM81 124V125H80ZM98 124V125H97ZM101 124H102V126H101ZM104 124V125H103ZM155 124V125H154ZM165 126H164V125ZM169 124V127L171 126L173 129H168L167 127V125ZM190 124H191V127L189 128V126H190ZM242 124L244 125V124H247V126H250L249 128L250 129H248V127H246L245 125V128H247V129H243V130H240V128L239 127H241V129L242 128H244V126H242ZM255 124V125H254ZM32 125H34V126H32ZM38 125V126H37ZM53 125V126H54ZM62 125V126H61ZM86 125V126H85ZM149 125H151V126H149ZM182 125H185V126H182ZM194 125H196V126H198V127H196V126H194ZM77 126V127H76ZM101 127V129H99L100 127ZM104 126V127H103ZM158 126V127H157ZM162 126L163 127V129L165 128V129H167V130H165V131H163L162 130V127H161V129H160V127ZM194 126V127H193ZM8 127V128H7ZM14 127V128H13ZM48 127H51V129H50V131L48 130ZM58 127V128H57ZM63 127V128H62ZM89 128L88 130H86V128ZM91 127V128H90ZM94 127V128H93ZM145 129H144V128ZM150 127V128H149ZM153 127V128H154ZM184 127H186L185 129H184ZM199 127H201L202 128V130L201 129H199ZM230 127V128H229ZM11 128L12 129H14V131L12 130V132H11ZM35 128H36V130H35ZM47 130H46V129ZM55 128H56V130H55ZM70 128H71V130H73L74 131V133L70 130ZM96 128H98V129H96ZM146 128H147V131H146ZM160 130H159V129ZM184 129L186 132L187 131H189L190 129H193V131H191L190 133H192V135L194 136L195 135V133H197L198 134V138L196 137V139H195V137L193 138V136L191 135V134H186V132L185 133H183L184 134V137H183V134H182V132L183 131H181V129ZM188 128H189V130H188ZM199 129L200 131H203V132H200L199 133V131H194V129ZM215 128H217V129H215ZM219 128V129H218ZM229 128V129H228ZM240 130H238V129ZM255 128H257V131L259 132H263L262 133V136H261V133L259 132H257L256 131V129ZM6 129V130H5ZM9 131H8V130ZM41 129V130H40ZM43 129L45 130V132L46 133H50L51 131L53 132H51L50 134V136H48L49 134H46V133H44V131H43ZM54 129V130H53ZM65 129V130H64ZM93 129H95V130H93ZM106 131H105V130ZM182 129V130H183ZM187 129V130H186ZM237 129V130H236ZM63 130V131H62ZM68 130V131H67ZM85 130V132H83V131ZM93 130V131H92ZM103 130V132H101V135H100V133H99V131H102ZM149 130V131H148ZM156 130H158V132L156 131ZM171 130V132L169 133L168 131H170ZM173 130V131H172ZM179 132V131H181V133L179 132L178 134L180 135H178L176 132L177 131ZM230 130V131H229ZM247 132H246V131ZM251 130V131H250ZM253 130H254V134H256L257 136H255L254 135V137H258V139H262L261 140V142H260V140H259V145L260 144H262L261 146H262V148L261 147H259L258 146V141H255L256 139L253 137ZM18 131V132H17ZM55 131V132H54ZM87 131H88V133H87ZM90 131L91 132H93V133H90ZM139 131V132H138ZM175 131V132H174ZM215 131H217L218 133L216 134V132ZM219 131H221V134H220V132ZM233 131H237V132H233ZM243 131V132H242ZM2 132V133H1ZM14 132V133H13ZM27 132V133H26ZM39 132V133H38ZM41 132H43L44 133V135L42 136V135H40L41 134ZM59 132H62V133H59ZM96 132V133H95ZM97 132H98V134L100 135H98L97 134ZM108 133V135H107V133ZM137 132V133H136ZM153 132V136L156 134V135H160V133L161 132H164L163 133V135H162V133H161V136H154V137H152V134L150 135V133H152ZM157 132V133H156ZM167 132V133H166ZM223 132V133H222ZM225 132V133H224ZM238 132L240 133V132H242L241 134H238ZM248 132H250L252 135H249V136H251V138L253 139V142H251L250 143V141L248 140V139H250L251 141H252V139L251 138H248L249 136L247 135V134H250V133H248ZM25 135H24V134ZM74 134V136H73V134ZM103 133V134H102ZM106 133V134H105ZM139 133V134H138ZM144 133V134H143ZM169 133V134H168ZM29 136H27V135ZM54 134V135H53ZM91 134V135H90ZM92 134H93V136H92ZM105 134V135H104ZM141 134H143V135H141ZM146 134V137L148 138V140H147V138L146 137H143L144 135ZM148 134V135H147ZM165 134H167L166 136L167 137H171L172 135V137L170 138L171 140L172 139H174V140H177L178 141V138L179 137H181V138H179V142L178 143H180L181 142V144L183 145V146H186L187 145V143L188 142H190V149H189V147H188V145H187V147L184 149H181V152H180V150H175V148H174V144L173 143H177V141H174V140H170L169 138V141H170V143H168L169 141H168V139H167V137H162V136H164ZM172 134V135H171ZM186 134V135H185ZM196 134V135H197ZM219 134V135H218ZM246 134V135H245ZM84 135H88V136H90L91 137V139H90V137H89V139H86V138H88V136L86 137V136H84ZM174 135H176V136H174ZM179 137H178V136ZM191 137L190 138V141H188L189 139L188 138H186V136L187 137H189V136ZM225 135V136H224ZM244 137H243V136ZM36 136V137H35ZM98 136V138L97 139H99V140H97L96 139V137ZM106 137V140H105V137ZM142 136V137H141ZM239 136H241V137H239ZM246 136H248V137H246ZM20 138L21 139V142L19 141L20 139H18V138ZM34 137H35V139H36V142L34 141L35 139H34ZM39 137H42V138H39ZM43 137L45 138V140L43 139ZM93 137V138H92ZM100 137V138H99ZM160 137H162L163 139H161ZM223 137V138H222ZM236 139H235V138ZM14 138V139H13ZM29 139V141H28V139ZM47 138V139H46ZM60 138V139H59ZM95 138V140L96 141H94L93 139ZM141 138V139H140ZM145 138V140H142V139H144ZM149 138H153V140H151V139H149ZM158 138V139H157ZM241 138H243V139H241ZM5 139V140H4ZM39 139V140H38ZM41 139H43L45 142H41L42 140ZM55 139H59L58 141L57 140H55ZM82 139H83V141H82ZM101 139V140H100ZM139 139V140H138ZM187 139V140H186ZM192 139V140H191ZM193 139H195V140H193ZM233 139H235V140H233ZM238 139V140H237ZM25 140H26V142H25ZM41 140V141H40ZM48 140V141H47ZM49 140H50V142H49ZM105 140V141H104ZM156 140H160V141H156ZM181 140V141H180ZM184 140H186V141H184ZM216 140H218V139H216ZM2 141V142H1ZM20 142V144H21V146L19 147L18 145H19V142ZM33 141V142H32ZM78 141V142H77ZM98 141V142H97ZM139 141V142H138ZM142 141L144 142L143 144H142ZM147 141H148V143H147ZM150 141H152V142H157L156 144L155 143H152V145L150 146ZM164 141H166V142H164ZM183 141V142H182ZM191 141H193V142H191ZM196 141V142H195ZM249 142L248 144H249V146H248V144H247V142ZM13 142H15L14 144H13ZM25 142V143H24ZM31 143V146L29 147V146H27L28 144L30 145V143ZM36 144H35V143ZM49 142V143H48ZM52 142H53V144H52ZM55 142V143H54ZM77 142V143H76ZM80 142V143H79ZM89 142H91V143H89ZM97 142V143H96ZM101 142H104V143H101ZM137 142V143H136ZM158 142H160V143H158ZM187 142V143H186ZM213 142H215V141H213ZM234 142H235V144H234ZM237 142V143H236ZM4 143V144H3ZM39 143H47V144H51L50 146L49 145H47V144H45V147L44 146H42V144H39ZM83 143V144H82ZM88 143H89V145H88ZM140 145H139V144ZM147 143V144H146ZM185 143H186V145H185ZM191 143H192V145H191ZM7 144V145H6ZM12 146H11V145ZM25 144H27V145H25ZM73 144V145H72ZM158 144V145H157ZM163 144V145H162ZM166 144V145H165ZM167 144L169 145V146H167ZM170 144H171V146H170ZM8 145H10L9 147H10V149H8V148H6V147H8ZM19 147V149L21 150H18V147ZM32 145H33V148H32ZM80 145V146H79ZM83 145V146H82ZM86 145H88V146H86ZM98 147L97 149H98V151H100V153H109L111 150V154L113 155L112 157L113 158H116V159H113L112 158V162L110 163V167L108 166L107 168L106 167H104V166H102L101 164H102V161L101 160H99V159H101L102 157H103V155L102 154H100L99 152L98 153H96L95 152V150L97 151V149L95 148L96 146ZM99 145H101V147L99 146ZM137 145H139V146H137ZM144 145H145V147H144ZM150 147H149V146ZM232 145V146H231ZM255 145V146H254ZM3 146V147H2ZM44 147V149L43 148H41L40 149V147ZM114 146H116V147H114ZM162 146H164V148L162 147ZM182 146V147H183ZM192 146V147H191ZM248 148H250V146H253V147H251L250 149H254L255 147L257 148V146H258V152L260 151V153H258L256 150H251L250 151V149H248ZM13 147V148H12ZM15 147V148H14ZM17 147V148H16ZM25 147L27 148V149H25ZM49 147V148H48ZM56 147V148H55ZM71 147H73V148H71ZM91 147H93V148H91ZM107 147V148H106ZM110 147V148H109ZM137 147V148H136ZM156 147V148H155ZM158 147V148H157ZM163 148V150L161 149V148ZM165 147H168L169 148V151H168V149L167 148H165ZM226 147V148H225ZM12 148V149H11ZM31 148V149H30ZM38 148V149H37ZM69 148V149H68ZM87 148H89V149H87ZM95 148V149H94ZM101 148L103 149L102 150V152H101ZM112 148V149H111ZM133 148H135V149H133ZM146 148V149H145ZM149 148V149H148ZM150 148L152 149L153 148V151L152 150H150ZM160 148V149H159ZM244 148V149H243ZM246 148H247V150H246ZM255 148V149H256ZM8 149V150H7ZM15 149V150H14ZM40 149V152L39 151H37V150H39ZM87 149V150H86ZM90 149H92V151L94 150V152L96 153V154H94L93 152H90L89 150ZM140 151H139V150ZM150 151H148V150ZM159 149V150H158ZM260 149V150H259ZM262 149V150H261ZM23 150H25L26 152H24ZM29 150H30V152H29ZM36 150V151H35ZM41 150H43V152L41 151ZM44 150H46L47 152H45L44 153ZM60 150V151H59ZM69 150V151H68ZM138 150V151H137ZM148 152H147V151ZM154 150H156V151H154ZM162 150V151H161ZM173 150V151H172ZM234 152L235 151V153L237 152L238 153V156H236L237 155V153L236 154H231V153H233L232 151ZM243 150V151H242ZM22 151H23V153H22ZM55 151V152H54ZM71 151V152H70ZM80 151V152H79ZM83 151H85V153L83 152ZM114 151V152H113ZM134 151H136V152H134ZM144 151V152H143ZM239 151H242V153L244 154H246L247 152H248V154H246V156L245 157H243L242 156V153L240 154V152ZM250 151V152H249ZM23 154L22 155V157L23 158H21V161H20V154L21 153ZM27 152H28V154H27ZM35 152V153H34ZM36 152H38V153H36ZM42 152V153H41ZM50 152V153H49ZM60 152V153H59ZM87 152H90V153H87ZM138 152L140 153L141 152V157L140 156H137L138 155ZM166 152V153H165ZM172 153V154H170V153ZM177 152H179L178 153V155H176L177 154ZM224 152H227V151H224ZM16 153H17V155H16ZM18 153H19V155H18ZM29 153H30V155H29ZM43 153H44V155H43ZM48 153H49V155H48ZM75 153V154H74ZM126 153V155L124 156V154ZM145 153V154H144ZM168 153V154H167ZM174 153H176L175 155H173ZM255 153H258V155L256 154L255 156H254V154ZM6 154L8 157H9V159H5V158H8L7 156H4V155ZM11 156H10V155ZM40 155L39 157L37 156V155ZM57 154V155H56ZM99 154L100 155H102V156H99ZM128 154V155H127ZM133 154V155H132ZM135 154H136V157H135ZM144 154V155H143ZM146 154H149V155H147L146 156ZM253 154V155H252ZM263 154V155H262ZM36 155V156H35ZM63 157H62V156ZM95 155H96V157H95ZM132 155V156H131ZM151 155H152V157L153 158H156V159H158L157 158V156L159 157V159L158 160H156L155 161V164H152L153 163V159H150L151 158ZM172 155V156H171ZM207 155V154H206ZM213 155H215V156H213ZM218 155V156H217ZM231 155H233V156H231ZM239 155H240V157H243V158H241L240 159V157H239ZM247 155H249V156H247ZM15 156H17V158L15 157ZM27 156V157H26ZM36 157V159H34V157ZM43 156V157H42ZM92 156V157H91ZM122 156V157H121ZM143 156V157H142ZM144 156H145V158H144ZM204 156V157H203ZM228 156H230V157H228ZM251 156V157H250ZM12 157H14V158H16V160L17 161H15V159H13ZM42 157V158H41ZM69 157V158H68ZM73 157V158H72ZM88 157V158H87ZM94 157V158H93ZM101 157V158H100ZM127 157H129L128 158V160L129 159H131L132 157H135V159L133 158L132 160H136V162H134V161H128L127 160ZM131 157V158H130ZM139 157L140 158H144V159H141L140 161H139ZM148 157V158H147ZM160 157H164V158H160ZM168 157V158H167ZM218 157V158H217ZM222 157V158H221ZM232 157V158H231ZM238 158L239 157V159H240V161H242V162H244L245 161V163H246V165H248V167L245 165V163H241V162H239V161H237V160H239V159H237L236 160V158ZM253 157H255V158H253ZM256 157H258L257 158V162L254 160V159H256ZM261 157H263V158H261ZM33 158V159H32ZM37 158H39V160H37ZM77 158V159H76ZM96 158H98V159H96ZM125 159V160H123V159ZM169 158H170V160H169ZM203 158H205V162H204V159ZM234 158V159H233ZM248 158H252V159H248ZM41 159H45L46 161H41ZM56 159V160H55ZM66 159V160H65ZM71 159V160H70ZM87 159V160H86ZM90 159V160H89ZM120 159H122L121 161H120ZM145 159H147V160H145ZM163 161H162V160ZM168 161H167V160ZM212 160V162L210 161V162H208V164H207V161L208 160ZM215 161H217L218 159H220V161H219V163L217 164V162H216V165L218 166L219 164V169L220 170H217L218 169V167L215 165V162H214V160ZM217 159V160H216ZM226 159H229V162L226 160ZM230 159L231 160H235V163H233V162H231L230 163ZM245 159V160H244ZM247 159V160H246ZM7 160H9V161H7ZM25 160V161H24ZM26 160L28 161H31L32 163L34 162L35 164V166L31 163V168H30V162L28 161V162H26ZM79 160V161H78ZM83 160V161H82ZM92 160H97V164H99L100 162V164L99 165H97L96 164V166H95V162H93ZM99 160V161H98ZM138 160V161H137ZM143 160H145V161H143ZM151 160V161H150ZM199 160V161H198ZM223 160H225V164H226V162L228 163V165L229 166H231V168H229V166L227 167V165L225 166V164H224V162H223ZM244 160V161H243ZM14 164V165H16L15 167L16 168H14V165L11 163V162ZM36 161H39V162H36ZM49 163H48V162ZM55 161V162H54ZM67 161H68V163H67ZM77 163H76V162ZM113 161H115V163H113ZM123 161V162H122ZM129 162L128 164H127V166H126V164H125V162ZM143 163H142V162ZM160 161V162H159ZM166 161H167V163H166ZM238 163H237V162ZM262 161H263V163H262ZM7 162V163H6ZM8 162L10 163L9 165H8ZM19 163L20 164V162L22 163V164H26L25 166L27 167V169L30 171V169H32L31 171H33V172H31L30 174H29V171H27V169L23 166V165H21V167H19L20 165L19 164H17V163ZM45 162V164H43V163ZM46 162L50 165H48V164H46ZM89 162V163H88ZM119 162L121 163V165L119 164ZM140 164H142L141 166L139 165V163ZM146 162H148V163H146ZM156 162L158 163V164H156ZM202 162L203 163H205V164H207V165H205L204 164V167H202L201 168V165H202ZM214 162V163H213ZM251 162V163H250ZM3 163H5V164H3ZM72 163V164H71ZM74 163V164H73ZM88 165H87V164ZM94 163V164H93ZM122 163H124V166L122 165ZM132 163V164H131ZM135 165H134V164ZM145 163V164H144ZM160 163H164V165L162 164V171L163 172H161V168L159 167L160 166ZM198 163V164H197ZM221 163H223V165L221 166ZM231 165H230V164ZM234 165H233V164ZM237 163V164H236ZM240 163V165L243 167V164H244V166H245V168H246V170H245V168L243 169L240 165H238ZM258 165H257V164ZM7 164V166H9V168L7 167V166H5ZM39 165H41L42 167H40L39 166V168H40V171L41 170H45V172H49L52 168H51V166H54L53 168V170H55V171H53V173H52V171L51 172H49L48 174H51L50 175V177L52 178V181L54 180L53 178H56V179H60V181H59V179L58 180H56V184L57 183H59L58 185H60V182H65V180H66V182L68 181V179L70 178V180H69V183L67 182V183H61V185H64V184H70L71 186H72V183L74 182V184H75V186L76 187H74V184H73V188H72V190L70 189V185L68 186V185H64V189L62 188V187H60V186H56V184L54 185V184H50V183H55V181H50L51 179H50V177L48 176V174H46L44 171H41V172H44V173H41V172H39V168H38V166ZM59 164H60V166H59ZM66 166H65V165ZM82 164H83V166H82ZM93 166H92V165ZM144 164V165H143ZM148 165V164H151V165H155V167L154 166H150V165H148V168L145 166V165ZM194 164V165H193ZM251 164V165H250ZM252 164H253V166L254 165H257L258 167V169L256 168V166H254V168H253V166H252ZM11 165H13V166H11ZM18 165V166H17ZM28 165V166H27ZM43 165L45 166V167H50V168H47V170H46V168L44 169L43 168ZM63 165V166H62ZM72 165V166H71ZM89 165H91L90 166V169L88 170V168H89ZM120 166L121 167V169L119 170V167L118 166ZM130 165V167H128ZM132 165H133V167H132ZM138 165H139V168H137L138 167ZM156 165H157V167H156ZM195 165H200L199 167L198 166H195ZM233 165V166H232ZM100 166V167H99ZM142 166H144V167H142ZM189 166V167H188ZM191 166H194V167H191ZM203 166V165H202ZM209 167V168H211V169H213V168H215L214 170H217V171H215L214 173H218V174H213V173H211V170H209L208 171V169L209 168H207V167ZM212 166H213V168H212ZM217 168H216V167ZM239 166V168L241 167V169H239V168H237ZM4 167L6 168V169H4ZM11 167H13L12 168V170H13V172H11L12 170H11ZM21 168V170H18L17 168ZM63 167V168H62ZM75 167V168H74ZM137 169H136V168ZM140 167H142V168H140ZM147 169H146V168ZM197 167V168H196ZM221 167V168H220ZM225 168V171L223 172V171H221V170H223L224 168ZM236 167V168H235ZM23 168V169H22ZM26 170H25V169ZM62 168V169H61ZM102 168V169H101ZM104 168V169H103ZM114 168H116V169H114ZM124 168V169H123ZM152 168H154V169H152ZM157 168H159V169H157ZM199 168V169H198ZM205 168H206V170L209 172H207L206 170H205ZM223 168V169H222ZM231 170L232 168H234L233 170H232V172H230L231 173V175L233 176V175H235V176H231V175H228L227 177H229L228 178V183L229 184H227V181H225L226 180V176L224 177V174H230L229 173V169ZM260 168H261V170H260ZM14 169H17V170H14ZM49 169V170H48ZM60 169V170H59ZM71 169V170H70ZM76 169V170H75ZM87 169V170H86ZM92 169V170H91ZM128 170V171H130L129 173H127L128 171H126V170ZM201 169V170H200ZM229 171H228V170ZM236 169V171H234ZM238 169L239 170H241V172L240 171H238ZM243 169V170H242ZM256 169V170H255ZM10 170V171H9ZM37 170V171H36ZM58 170V172L57 173H59L58 174V176H56V177H53L55 174L54 173H56V171ZM62 170V171H61ZM68 172H67V171ZM80 170L84 173H81L80 172ZM102 170V171H101ZM108 170V171H107ZM123 170H125L124 172L125 173H123ZM133 172H132V171ZM138 171V173H136L137 171ZM145 171V170H147V172H149V170H150V175L148 174H145L144 175V172L142 173V174H140V175H137V174H139L140 173V171ZM174 170V171H175ZM185 170H187V172H184ZM193 170H196V174H194L195 173V171H193ZM203 170H205V171H203ZM263 170V171H262ZM14 171L16 172V173H14ZM36 171V172H35ZM69 171H70V173H69ZM77 171V172H76ZM79 171V172H78ZM90 171V172H89ZM93 171V172H92ZM104 171V172H103ZM122 173H121V172ZM134 171H135V173H134ZM160 171V173H157V172H159ZM165 171V172H164ZM167 171V172H166ZM183 173H186V174H182L181 172ZM193 171V172H192ZM203 171V172H202ZM242 171H245L244 173H243V175H242ZM247 171H249L252 175H250L249 174V172H247ZM22 172V173H21ZM24 172L27 174H24ZM28 172V173H27ZM73 172V173H72ZM108 172V173H107ZM153 172H155V174L157 173L159 176H160V178L159 179H157V180H155L156 178H158V177H156L157 176V174L155 175L154 174V176L155 177H153L152 178V176H153ZM189 172V173H188ZM191 172V173H190ZM213 172V171H212ZM224 174H223V173ZM235 172V173H234ZM254 172H256V173H254ZM11 173H13V175L11 174ZM18 173V174H17ZM57 173H56V175H57ZM79 173L80 175L81 174H83L82 176H83V179L81 178V176L79 175H77V174ZM117 175H116V174ZM120 173V174H119ZM126 173H127V175H126ZM136 174L137 175V177H140V178H136L135 176L136 175H134V174ZM162 173V174H161ZM188 173V174H187ZM193 173V174H192ZM199 173H202V176L201 175H198ZM204 173V174H203ZM211 173V176L213 175L214 177L215 176H217L216 178H212V179H215L216 181H214L215 183H216V187L214 186V187H211L214 183H213V181H212V179H211V177L210 176H208L209 174ZM222 174V175H220V174ZM233 173V174H232ZM253 173L255 174L254 176H253ZM23 174V175H22ZM33 174H35V175H33ZM40 174H42V175H44V176H42L41 175V177H43V178H41L40 177ZM52 174H54V175H52ZM70 175V177H69V175ZM114 174V175H113ZM121 174L123 175H126V176H128V180H130V182L129 181H127V180H123V182L124 181H127L128 183H126V182H122V179H123V177L121 176ZM130 174V175H129ZM191 174V176H189V177H191V178H193L194 179V181H191L190 183H192V184H190L189 183V180H193V179H190V178H188V175H190ZM244 174H246L245 176H244ZM250 175V177H248V175ZM257 174V175H256ZM17 175H18V177L20 178V180H22V182H21V185H22V192H20V188H19V185H17L16 186V184H15V180L17 181L19 178L17 177ZM29 175H30V177H29ZM33 175V177H34V181H32L33 180V178L31 177ZM39 175V176H38ZM60 175V176H59ZM64 175H66V177L64 176ZM86 175V176H85ZM141 175L143 176V180L145 181V183L143 184V180H142V182H140L141 181ZM174 175V176H173ZM205 175H207V176H204ZM237 175V176H236ZM238 175L240 176L239 178L240 179H237L238 178ZM264 175V174H263ZM29 177V178H27V177ZM48 176V177H47ZM65 177V180H62V179H64V178H62L61 179V177ZM72 176V177H71ZM97 176H99V175H97ZM126 176H124V178L126 177ZM129 176H130V178H129ZM131 176H134V178H131ZM145 176H148V178H150L149 180H148V178H145ZM151 176V177H150ZM167 176H169V177H167ZM170 176L172 177V178H170ZM181 176H185V177H183V178H186V176H187V178L189 179H183ZM200 176V178L202 179V178H204L205 179V181L203 180H201V179H198V177ZM212 176V177H213ZM220 176H222V178L220 177ZM247 176V177H246ZM255 176L256 177H258V178H255ZM260 176L263 178V180L262 179H260ZM6 177H7V179H6ZM9 177L11 178V180H9ZM15 177V178H14ZM37 177H39V178H41V182H40V179H39V181H38V178ZM76 177V178H75ZM79 177V178H78ZM87 177V178H88ZM100 177V176H99ZM122 177V178H121ZM175 179H174V178ZM224 177V178H223ZM241 177H244L243 178V180H242V178ZM248 179H246V178ZM3 178V179H2ZM17 178V179H16ZM30 178H31V180H30ZM77 178L78 179H80V180H77ZM155 178V179H154ZM167 178V179H166ZM209 178V179H208ZM230 178H232L235 182H233V180H232V182L234 183H232L231 181H230ZM45 179V180H44ZM50 179V180H49ZM73 179V180H72ZM125 179H127V177L125 178ZM131 179H136V181H138L139 180V182H136L135 180L133 181V182H136V183H134L133 184V182L131 181ZM147 179V180H146ZM154 179V180H153ZM176 179H177V181H176ZM188 180V184H187V182L185 181V183L182 185L181 184V182L180 181H178V180ZM208 179V180H207ZM220 179V180H219ZM252 179V180H251ZM257 179V183H255V180ZM258 179H260L259 180V182H258ZM37 180V182H35ZM42 180H43V182H44V184L42 183ZM62 180V181H61ZM76 180V181H75ZM153 180V182H151ZM174 180H175V182H174ZM199 180H201V181H199ZM206 180L207 181H210V182H212V183H210V182H208L209 183V185L211 184V186H209L210 187V189H209V187L207 186L208 184H206L207 182H206ZM223 180V181H222ZM238 180H239V182H238ZM244 180H246L245 182H244ZM262 180V181H261ZM8 181V183H6ZM12 183H11V182ZM19 181V180H18ZM26 181H32L31 183L32 184H36V185H38V186H36V185H34V186H32V184L29 182V184H27L26 183ZM72 183H71V182ZM77 181H80V182H82V183H80V182H77ZM146 181H147V183H146ZM149 181V182H148ZM162 181V182H161ZM248 181V182H247ZM250 181V182H249ZM24 182V183H23ZM39 182L41 183L40 185H44V187H45V189L42 187V189H44V190H42V189H40L41 188V186L39 187ZM50 182V183H49ZM118 182V183H117ZM151 182V184H149L150 186H147V184L148 183H150ZM179 182H180V184L182 185H180L179 184ZM198 182V183H197ZM200 182V183H199ZM238 182V183H237ZM243 182V183H242ZM260 182H262V185L261 184H258V183H260ZM12 184V188H11V185H9V184ZM38 183V184H37ZM140 183H142L141 185H140ZM153 183V184H152ZM162 183H164V184H162ZM166 183L168 184V186L169 187H167V185H166ZM170 183H172V185L170 184ZM225 183V184H224ZM242 183V184H241ZM246 183V184H245ZM247 183H249V184H247ZM255 183V184H254ZM25 184V185H24ZM27 184V185H26ZM47 184H50L49 186H50V188L48 187L47 188ZM78 184V185H77ZM82 184V185H83ZM136 184H138V185H136ZM199 184V185H198ZM202 184V185H201ZM203 184H206V185H204V187H206V190L207 189H209V192L208 191H204V190H201V192L199 191L201 188L202 189H205V188H203L202 186H203ZM217 184L219 185H221L222 187H223V185H224V187L225 186H230V185H232L231 187L232 188H234V189H232V188H230L229 187V189H227V188H220V185L219 186H217ZM238 184V185H237ZM253 184H254V186H253ZM261 185V186H263V187H261V186H259V188L261 189V191H259L260 189L259 188H257L258 187V185ZM14 185L16 186L15 188H14ZM42 185V186H43ZM52 185V186H51ZM125 185V186H124ZM133 185V186H132ZM140 185V186H139ZM144 185H146L147 186V188L145 187L144 188ZM151 185H153V186H151ZM155 185H158L159 187H160V185L164 188H161L162 189V191L163 192H161V191H159V188H157V186H155ZM186 185V188L188 189H186V194H185V198H184V203H183V205H180L179 203H175V199H171L170 200V198L171 197H176V199H177V196H179L180 195V193H181V191L183 190V187ZM192 185V187L191 188H189V186H191ZM194 185V186H193ZM238 187H237V186ZM239 185H241L242 187H239ZM247 185H248V187H247ZM257 185V186H256ZM29 186H31V187H29ZM65 186H67V187H65ZM139 186V187H138ZM154 186H155V192L158 190L159 191V198L157 197V193L158 192H156V194L153 192V194H150V195H153V196H149V192L150 191H153V189H154ZM188 186V187H187ZM256 186V188H252V187H255ZM8 187H10L11 189H16V190H14V191H12V190H10ZM23 187H26V188H23ZM37 187V188H36ZM39 187V188H38ZM55 187H60L59 189L60 190H62L63 189V191L62 192H65L66 193V195L65 194H63V193H60L59 192V190H57ZM124 187H126V189L127 190H129V191H131V193H133V197H134V199H133V197H132V194H129L130 192L129 191H126L125 190V188ZM128 187V188H127ZM130 187V188H129ZM138 187V188H137ZM168 188V190H167V188ZM197 187V188H196ZM208 187V188H207ZM218 187V188H217ZM4 188L6 189V190H4ZM7 188L9 189V191L7 190ZM33 188H35V189H33ZM47 188V189H46ZM53 188H55V190L53 189ZM67 188H68V190H67ZM77 190H76V189ZM79 188H81V189H79ZM137 188V189H136ZM139 188H143V190L142 189H139ZM149 188V189H148ZM151 188V189H150ZM169 188H171L170 190H171V192L172 191H177V194L176 193H169L168 191H170L169 190ZM214 188V191H212L213 193L211 194V189H213ZM237 188V189H236ZM247 188V189H246ZM252 190H251V189ZM28 189V190H27ZM29 189H33L34 191H35V193H34V191H32V194L34 195L33 197H31L32 195H31V192H30V190ZM39 191H38V190ZM53 191H52V190ZM69 189H70V191H75V192H77V194L78 195H76L75 196V192H70L69 191ZM134 189H136V190H134ZM146 191H145V190ZM182 189V190H181ZM189 189H192L191 191L189 190ZM196 189V190H195ZM221 190L220 192L219 191H216V190ZM244 189V190H243ZM18 190V191H17ZM27 192H26V191ZM42 192H41V191ZM81 190H82V193H81ZM84 190V191H83ZM134 190V191H133ZM139 190H142V191H139ZM147 190L149 191L148 193H147ZM165 190H167V194H166V191ZM197 191L198 192V194L195 192V191ZM240 190H242L241 192H239ZM247 190V191H246ZM253 190H255L254 192H251V191H253ZM2 191V192H1ZM8 191V193H6L5 194V192H7ZM29 191V192H28ZM49 191H52V193H53V195L55 194V198L58 196V198H60L61 199V201H62V203L61 204H58V203H56L57 201H56V199L52 196V194H51V192H49ZM59 192V193H57V195H56V193H54V192ZM69 191V192H68ZM121 191H122V193H121ZM139 191V192H138ZM180 193H179V192ZM188 191H190V195L187 193ZM194 191V192H193ZM204 191V192H203ZM227 191V192H226ZM257 191H258V193H260V194H258V195H260V197H259V199H257V197H256V195H257ZM11 192H14L15 193V195H17V196H19L18 198L17 197H14V195H13V193H12V196H10V194H11ZM47 192H49V193H47ZM135 192V193H134ZM138 192V193H137ZM141 192H142V194H141ZM146 192V193H145ZM164 192H165V194L167 195L166 197V199H168V200H165V194H164ZM217 192H219L218 194H217ZM231 192V193H230ZM237 192V193H236ZM248 194H247V193ZM251 192V193H250ZM255 192H256V195H255ZM18 193V194H17ZM23 193V194H22ZM25 193V194H24ZM30 193V194H29ZM70 193V194H69ZM71 193H72V195H71ZM85 193V197L83 196V194ZM120 193H121V195H120ZM128 193V194H127ZM136 193H137V195L140 193V195H138V197H137V195H136ZM151 193V192H150ZM161 193L162 194H164V195H162L161 196ZM168 193L171 195V197L169 198V196L170 195H168ZM206 193V194H205ZM261 193H263V195H261ZM23 196H21V195ZM37 194V195H36ZM41 194V195H40ZM68 194V195H67ZM149 197H147L146 195ZM176 195V196H174V195ZM192 194H193V196L194 197H199L200 198V201H199V198H197L196 197V199L194 198L193 199V196H192ZM202 194H205V195H207V196H205V195H203L202 196ZM209 194V195H208ZM217 194V195H216ZM222 194V195H221ZM7 195H9V196H7ZM26 195V198H27V200L26 199H24L25 196ZM45 195V196H44ZM65 196V197H63V196ZM79 195H82V196H79ZM127 195V196H126ZM135 195V196H134ZM201 195V196H200ZM216 196V198H217V200L219 201V199H221L220 201H222V200H224V201H222L224 204H222V202L220 203V201H219V203H220V205H219V203H218V201L217 200H215L216 198L214 197V196ZM218 195H220V196H218ZM224 195V196H223ZM255 195V197H253ZM257 195V196H258ZM29 198H28V197ZM48 196V197H47ZM52 197V199H51V197ZM127 197V199H126V197ZM129 196V197H128ZM141 196V197H140ZM147 198H146V197ZM192 197V199L195 201V200H198V202L196 201L194 204L195 205H193L192 203L194 202L192 199H191V197ZM208 196H212L211 198H213L212 200H211V198L210 197H208ZM238 196V197H237ZM245 198H244V197ZM261 196H262V198H261ZM7 197L9 198V199H7ZM12 197V198H11ZM49 197H50V199H51V202L53 203H51V202H48V201H46V199H45V201H44V198H48L47 200H49L50 201V199H49ZM70 197H72V198H70ZM203 197V198H202ZM206 197H208V198H206ZM220 197V198H219ZM229 197V198H228ZM236 197L239 199H236ZM240 197V198H239ZM242 197V198H241ZM250 197L252 198V200H251V202L253 201V202H255V203H251L250 201H249V199H250ZM17 201V202H15V200ZM17 198V199H16ZM39 198V199H38ZM54 198V199H53ZM75 198V199H74ZM86 198V199H85ZM151 198H155V199H157L158 198V200H157V210H156V206H155V208L153 207V205L151 204V202L153 201V199H151ZM163 198H164V201H163ZM193 201H190V199ZM244 198V199H243ZM11 199V200H10ZM36 199V200H35ZM38 199V200H37ZM67 199H69L68 201H67ZM136 202H134L133 200ZM137 199H139V201L137 200ZM142 199L144 200V201H142ZM146 199V200H145ZM202 199V200H201ZM231 199V200H230ZM233 199V200H232ZM255 199H256V201H255ZM6 200H10V205H9V203L7 204V202H6ZM13 200V201H12ZM22 200H24V201H22ZM29 200H31V201H29ZM39 200H43L45 203H43V202H40ZM79 200V201H78ZM150 200H151V202H150ZM161 200H162V202H161ZM173 200H175V201H173ZM187 200V201H186ZM215 200V201H214ZM225 200L226 201H228V202H226L225 203ZM236 200H238L237 202L239 203V205H238V203L236 202ZM29 202L28 203V205H30L31 204V207H28V206H26L25 204H27L26 202ZM34 201V202H33ZM37 203H36V202ZM74 201V202H73ZM76 201H78V202H76ZM134 203H133V202ZM140 201H142V202H140ZM156 201V200H155ZM169 201H170V203H169ZM171 201H173L172 203H173V205L175 204H179L178 206L180 207H178V206H174V207H172L173 205H172V203H171ZM186 201V202H185ZM201 201H208V204H206V202L204 203V202H201ZM249 201V203H251L252 204V206L250 205H248V203H245V202H248ZM19 202H20V204H19ZM21 202H22V204H21ZM25 204H24V203ZM31 202V203H30ZM33 202V203H32ZM46 202H48V204L46 203ZM65 202V203H64ZM79 202H81L79 205H78V203ZM139 202V204H137ZM159 202V203H158ZM162 204H161V203ZM164 202V203H163ZM187 202H189V204L190 205H192V206H190ZM210 202V203H209ZM212 202V203H211ZM235 202V203H234ZM261 205V206H256L258 203ZM18 204V206H15L16 204ZM43 203V204H42ZM49 203H51V206H49L50 204ZM54 203H55V205H54ZM63 203L65 204V206H69L70 204L72 205V206H67V207H65V206H63ZM69 203V204H68ZM74 203V204H73ZM146 203V206H147V208L144 206V204ZM147 203H150V204H147ZM186 203V204H185ZM197 203H199V208H198V206H197ZM202 203H204V204H206V205H204L203 204V206H202ZM218 203V204H217ZM233 203H234V205H233ZM247 204V206H248V208H247V206H245V204ZM3 204V205H2ZM15 204V205H14ZM25 205L24 206V208L26 207V209H27V212H25L24 210H23V207H22V205ZM37 204V205H36ZM38 204L41 206H39L41 209H42V207H44V209H46V208H49V210L47 209V210H40V208L38 209ZM46 206H45V205ZM67 204V205H66ZM133 206H132V205ZM137 204V205H136ZM169 204H171L170 206H171V208H170V206H169ZM188 204V205H187ZM231 206H230V205ZM256 204V205H255ZM263 204V205H262ZM8 205H9V208H8ZM33 205H35V206H37V207H34ZM54 207H53V206ZM58 205H59V207H58ZM60 205H61V207H60ZM74 205V206H73ZM134 205H136L135 207L138 209L137 210V212H135L136 211V209H135V207H134ZM151 205V206H150ZM160 205H163V206H160ZM213 205H215L216 207H218L217 209H216V211H215V206H213ZM217 205H219V206H217ZM222 205V206H221ZM228 205V206H227ZM236 205V206H235ZM254 205V206H253ZM10 206H13V207H10ZM15 206V207H14ZM48 206V207H47ZM79 206H81V207H79ZM138 206H140V209H139V207ZM168 206V207H167ZM194 206H197V207H194ZM208 206V207H207ZM214 208H213V207ZM224 206H226V207H230V210H229V208L228 209H226V212L225 211H223L226 207H224ZM233 206H235L236 208L238 207V206H240L239 208H237L238 209V211H237V214H236V208L235 207H233ZM242 206V207H241ZM7 207V208H6ZM21 207V208H20ZM63 207H65V208H67V211H66V209L64 210L63 209ZM77 207H78V209H82L83 211L81 212V210H80V212H79V210L77 209ZM132 207H134V208H132ZM143 207V208H142ZM150 207H152V208H150ZM189 207L191 208L190 210H191V212H189ZM200 207H202L201 209H202V211L200 210ZM245 207L247 208L246 210L248 211V213H246L245 212ZM254 207V208H253ZM256 207H258L257 209H255ZM262 207V208H261ZM13 208H15L16 210L17 209H19L18 210V212H14V211H16L15 209H13ZM29 208H31L30 210H29V213H28V209ZM35 209V212H34V210L32 211V209ZM71 208H74V210H71ZM75 208H76V211H75ZM150 208V209H149ZM166 208V209H165ZM170 209V211H169V209ZM174 208H175V211H174V213H171L172 215H171V217H168V216H170V212H173L172 210H174ZM185 208H187L188 210H183V209ZM195 208H197V209H195ZM221 208H224V209H221ZM234 208V209H233ZM250 208V209H249ZM259 208L260 209H262V211H260L259 210ZM9 209V210H8ZM12 209H13V211H12ZM57 209V211H55ZM162 209H164L163 211V213H162V211H160V210H162ZM167 209H168V211H167ZM192 209L194 210V213H192ZM233 209V210H232ZM253 209V210H252ZM11 210V212H9L10 214L11 213H13V217L17 220H14V218H11L12 219V221H11V219H9L8 217H7V215L10 217V215H9V213L7 212V211H10ZM50 210H52V212L50 211ZM69 210V211H68ZM145 210V211H144ZM166 210V211H165ZM184 211V212H182V211ZM209 211V213H211L210 214V216H209V214H208V212L206 213V212H204V211ZM223 212H222V211ZM227 210L228 211H230V212H227ZM235 210V211H234ZM255 210V212L253 213V211ZM261 212L260 214L258 213L259 211ZM41 213H39V212ZM62 211V212H61ZM63 211L64 212H66V214H62L63 213ZM73 211V212H72ZM75 211V212H74ZM154 211H155V213H154ZM157 211V212H156ZM159 211V212H158ZM220 211V212H219ZM232 211H234V213H232V214H230ZM2 212H4V213H2ZM7 212V213H6ZM31 212H34L35 213V215H32V213ZM38 212V213H37ZM43 212V213H42ZM50 212H51V214H53L54 212V216H53V219L51 218L52 217V215L50 214ZM57 212V213H56ZM150 212H152V214H153V216H154V214L155 215H158L160 212V214L163 216V214H164V216H163V218H164V220L163 219H161L162 218V216L159 214V216H157V218H156V222L154 221V218H153V216H151L152 214L150 213ZM189 212V213H188ZM195 212H196V216L197 217H194V218H192L191 216H195L194 214H195ZM201 212H203V213H201ZM251 213V215H250V213ZM17 213V214H16ZM19 213H21V214H19ZM26 213H28L29 215H30V217H28L29 215H26L25 216V214ZM33 213V214H34ZM47 213V214H46ZM58 213H60L59 214V217H58ZM68 213V214H67ZM76 214V216H74L75 214ZM138 213V214H137ZM179 213V214H178ZM185 213V214H184ZM220 213V214H219ZM224 213H229L230 214V216L229 215H227V214H224ZM240 213V214H239ZM3 214V215H2ZM7 214V215H6ZM22 214H23V216H22ZM45 214V215H44ZM57 214V215H56ZM70 214V216H68ZM71 214H73V218L71 217L72 215ZM151 214V215H150ZM168 214V215H167ZM175 214V215H174ZM176 214H177V216H176ZM192 214V215H191ZM204 214H208L206 217H208V218H206L205 217V215ZM214 214V215H213ZM217 214L219 215L218 217H217ZM234 214V215H233ZM236 214V215H235ZM249 214V215H248ZM2 215V216H1ZM4 215L8 218H5L4 217ZM12 215V214H11ZM20 215V216H19ZM41 215V216H40ZM42 215H44V216H42ZM48 215H50L49 217V219H45V216H48ZM80 215V216H79ZM147 215V216H146ZM178 215L180 216V217H178ZM191 215V216H190ZM199 215V216H198ZM248 215V216H247ZM255 215H258V218H255L254 219V221H252L253 219L252 218H254L255 217ZM262 215V216H261ZM19 216V217H18ZM55 216H57L56 217V219H55ZM149 216V218L151 219V217L153 218V221L152 220H147L148 217ZM151 216V217H150ZM172 216H175L174 218L172 217ZM181 216H182V218H181ZM189 216V217H188ZM202 216V217H201ZM223 216H225L224 218H222ZM228 216V217H227ZM250 216V217H249ZM42 217H44V219H42ZM66 217V218H65ZM78 217V218H77ZM177 217V218H176ZM198 217H200V218H198ZM221 217V218H220ZM242 217V218H241ZM32 218H34V219H37V220H33ZM38 218H39V220H38ZM47 218V217H46ZM62 219V221H61V219ZM67 218H69V219H67ZM73 220H72V219ZM82 218V219H81ZM144 218H146V220H144ZM176 218V219H175ZM180 218V219H179ZM183 218H185L186 220V222H184L183 224L182 223H179V221L181 220L182 222L184 221V219ZM211 218H213V220H215V221H212V219L210 220ZM225 218H226V220H225ZM231 220L230 222H229V219ZM234 218V219H233ZM237 218H239V220L237 219ZM250 218V220H248V219ZM260 218V219H259ZM24 219L26 220V222L24 221ZM29 219H30V221H29ZM58 219V220H57ZM67 219V220H66ZM77 219V220H76ZM161 219V220H160ZM169 219V220H168ZM173 219V220H172ZM177 219H179L178 221H177ZM183 219V220H182ZM189 219V220H188ZM204 219H206V220H204ZM228 219V220H227ZM242 219H245V220H242ZM257 219V220H256ZM5 220V221H4ZM43 220V221H42ZM45 220V221H44ZM46 220H49L50 222H48V221H46ZM57 222H56V221ZM70 220V221H69ZM157 220H159V221H157ZM165 220H167L166 222H165ZM172 220V223L170 224L169 223V221H171ZM191 220V221H192ZM200 220H204V221H200ZM210 220V221H209ZM232 220H234V221H232ZM241 220V221H240ZM260 220V221H259ZM11 221V222H10ZM24 221V222H23ZM37 221H38V223H37ZM55 221V222H54ZM65 221H66V223H65ZM69 222V224H70V226H69V224H68V222ZM74 221V222H73ZM165 222L164 223V225H162V223L163 222ZM180 221V222H181ZM212 221V223H210ZM219 221V222H218ZM222 221H223V224H222ZM226 221V223H224ZM242 221H244V222H242ZM12 222H16V225L17 224H20V225H17V226H19V227H15V225H13V223ZM51 222H53V224L51 223ZM70 222H73V223H70ZM141 222H142V224L143 225H147V226H143V225H140L141 224ZM206 222H207V224H206ZM228 222V223H227ZM240 222H242L241 224H240ZM12 223V224H11ZM23 223V224H22ZM41 225H40V224ZM51 223V224H50ZM179 223V224H178ZM203 223H205V224H203ZM248 223V224H247ZM15 224V223H14ZM55 224V225H54ZM57 224V225H56ZM73 224V225H72ZM76 226H75V225ZM151 224V225H150ZM156 224H159V226L158 225H156ZM181 224V225H180ZM186 226H185V225ZM226 224V225H225ZM237 224V225H236ZM9 225V227H10V231H11V233L13 232V235H11L10 234V231H9V227H6V226H8ZM22 225V226H21ZM34 225V226H33ZM50 225H53L52 226V229L51 230H49L51 227H49ZM151 226L152 228L153 227H155V228H151L150 227V229L149 228H147V227H149V226ZM156 225V226H155ZM184 225V226H183ZM201 225H199L198 226V229L196 228V229H193L194 231L196 230V231H200L201 229H202V226ZM208 225V226H207ZM210 225V226H209ZM215 225V226H214ZM220 225V226H219ZM225 225V226H224ZM243 225V226H242ZM244 225H245V227H244ZM4 226V228L2 229V227ZM12 226H14V227H12ZM24 228V230L21 228ZM61 226H63V228H61ZM73 226V227H72ZM141 226L144 228H141ZM160 226H161V228H160ZM206 226V227H205ZM219 226V228H217V227ZM239 226H242L243 228H238ZM30 229H29V228ZM46 227V228H45ZM76 227V228H75ZM137 227H139V228H137ZM145 227H146V230H145ZM205 227V228H204ZM214 227V228H213ZM225 227V228H224ZM18 228V229H17ZM25 228H26V231H25ZM40 228H43L42 230L40 229ZM49 228V229H48ZM61 228V229H60ZM69 228H71V229H69ZM141 228V229H140ZM227 228H229V229H227ZM234 230H233V229ZM239 229V230H237L236 232H235V230L236 229ZM5 229V230H4ZM20 229V230H19ZM67 229V230H66ZM149 229V230H148ZM240 229L243 231H240ZM6 230H7V232H6ZM19 230V231H18ZM30 230L32 231V232H30ZM49 231V233L47 232V231ZM61 230V231H60ZM151 230V231H150ZM9 231V232H8ZM40 231H41V234L43 233V235H41L40 236ZM232 231V232H231ZM234 231V232H233ZM1 232L3 233V235L1 234ZM19 233V235H18V233ZM39 232V233H38ZM66 232V234H64ZM137 233V234H135V233ZM146 232V233H145ZM147 232H149V234L147 233ZM230 232V233H229ZM8 233V234H7ZM31 233H33L32 234V236H31ZM35 233V234H34ZM47 233V234H46ZM55 233H57V234H55ZM58 233H60L59 235H58ZM63 233V234H62ZM134 233V235H132ZM142 233V234H141ZM145 233V234H144ZM236 233V234H235ZM4 234H5V236H6V234H7V236H9L10 235V238L9 237H7L6 236V238H8L7 240H6V238H4L5 236H4ZM15 234H17L19 237H17V235H15ZM29 234V235H28ZM50 234H52V235H50ZM61 234L63 235V237L61 236ZM69 234V235H68ZM73 234V235H72ZM131 234V235H130ZM139 234V235H138ZM230 234V235H229ZM21 235V236H20ZM35 235L37 236V237H35ZM58 235V236H57ZM66 235H67V237H66ZM135 235H137L138 237H140V239L137 237V236H135ZM27 238H26V237ZM39 236V237H38ZM44 236H46V237H44ZM69 236V237H68ZM72 236V237H71ZM129 236H130V238H129ZM135 237V241H133V239H134V237ZM195 236H198L197 238V240L199 241V240H211L212 239V237L211 236H213V235H210V234H204V236H202V234H199V233H196L195 234ZM202 236V237H201ZM227 236V235H226ZM25 237V238H24ZM29 237V238H28ZM42 237V238H41ZM46 239H44V238ZM47 237H48V239H47ZM50 237H52V239H50ZM137 237V238H136ZM146 237V236H145ZM233 237V238H232ZM234 237H237L236 239L234 238ZM21 238H24V240L25 241H23V239L20 241V239ZM34 238H38L37 240H39V239H43L42 240V242L39 240V242H37V240L35 239L34 240ZM69 238H71V239H69ZM142 238H144V237H142ZM15 239V240H14ZM74 240L73 242L72 241H70V240ZM18 240V241H17ZM28 240V241H27ZM49 240V241H48ZM54 240H55V243L57 244L59 241L58 240H60V243H58L57 245L54 243ZM61 240H64V241H62L61 242ZM2 241H3V243H2ZM13 241H15V243H19V241H20V243H19V245H20V249L17 247L18 246V243L17 244H14V246H13ZM17 241V242H16ZM47 241V242H46ZM52 241H53V243L55 244H52ZM69 241V242H68ZM137 241V242H136ZM32 242H33V244H32ZM41 242V243H40ZM64 242V243H63ZM65 242H66V244H65ZM68 242V243H67ZM77 242V243H76ZM144 242H145V240H144ZM177 242H178V245L180 246V247H182L184 244H188V242L187 241H183V240H181V241H178L177 240ZM21 243H23V245H24V243H25V245H24V247H23V245L21 244ZM30 244L31 243V245H33L32 247H31V245H26V244ZM34 243H39L38 245L36 244H34ZM49 243H51V244H49ZM61 243L64 245V248L62 247V246H59V244L61 245ZM42 244H44V245H42ZM70 244H74L73 246H72V248H70ZM76 244V245H75ZM237 244V245H236ZM49 246L50 247V245H51V247L49 248V247H47V246ZM69 245V246H68ZM27 246V247H26ZM43 246L44 247H46L48 250L49 249H52V250H50V251H55V253H54V251L53 252H49V251H47V249L45 248H43ZM57 246V248H55ZM226 245H225V247H227ZM23 247V248H22ZM30 247V248H29ZM33 247H34V249H35V247H36V249L34 250L33 249ZM38 247V248H37ZM40 247V248H39ZM127 247V248H126ZM10 248V249H9ZM18 248V249H17ZM22 248V249H21ZM32 248V249H31ZM68 248H70L71 250H68ZM163 248H165V244L164 243H162V241H157V245H156V249H155V251H154V253H159ZM237 248H240V249H237ZM10 251H8V250ZM29 249H31V251L29 250ZM40 251H39V250ZM43 249V250H42ZM56 249V250H55ZM19 250V251H18ZM23 251V255H22V253H20L21 251ZM28 250V251H27ZM42 250V251H41ZM241 250V251H240ZM38 253V255H35V253L36 252ZM58 251H59V253H58ZM66 251V252H65ZM159 251V252H158ZM227 251H231V253L230 252H227ZM242 252V254L240 253V252ZM30 252H32V253H30ZM39 252H41V253H43V256H47L48 258H43V256H40V255H42V254H40ZM65 252V253H64ZM237 252H239V253H237ZM28 253V254H27ZM30 253V254H29ZM36 253V254H37ZM46 255H45V254ZM62 253H64V254H62ZM153 253V254H154ZM244 253V254H243ZM13 254V255H12ZM27 254V255H26ZM31 254H33L34 256H35V259L37 260L38 258V261H35V259H34V257L32 256H30ZM40 254V255H39ZM49 254V255H48ZM55 256H54V255ZM59 254V255H58ZM21 255V256H20ZM29 255V256H28ZM66 256V258H65V256ZM242 255H243V258H242ZM11 256H16V258L18 259L19 257L20 258H22V256H25V258H22V259H18L19 260V263H17L16 261H14V259H15V257H12V259H10L11 258ZM18 256V257H17ZM37 256V257H36ZM38 256H40V257H38ZM63 257V261H62V259H60V258H62ZM50 257V258H49ZM54 257V258H53ZM7 258H8V260H7ZM27 258H29V259H27ZM42 258V259H41ZM52 258V259H51ZM26 259V260H25ZM48 259H50V260H48ZM60 259V260H59ZM79 259H81V258H79ZM122 259V260H121ZM151 257H149V258H147L146 260H144V261H142V262H140V263H138V264H149L150 263V261H151ZM16 260V259H15ZM17 260V261H18ZM20 260H22V261H20ZM70 260V261H69ZM82 261H83V258L81 259ZM40 261V262H39ZM61 261V262H60ZM82 261H80V263L79 264H81V262ZM36 262V263H35ZM44 262H43V264H44ZM66 263V264H67ZM83 263H84V261H83ZM25 264V263H24ZM174 264H180L179 262H176V263H174ZM182 264H188L187 262H183Z\"/></svg>",
  "mask_w": 264,
  "mask_h": 264
},
{
  "label": "bare ground",
  "instance_id": "2",
  "mask_svg": "<svg viewBox=\"0 0 264 264\" xmlns=\"http://www.w3.org/2000/svg\"><path fill=\"white\" fill-rule=\"evenodd\" d=\"M14 1V0H13ZM19 1V0H18ZM28 1H30V0H28ZM27 1V2H28ZM32 1V0H31ZM30 1V3L28 2V4H29V6L32 4V2L34 1H32L31 2ZM39 1V0H38ZM40 1H43V0H40ZM39 1V2H40ZM58 1V0H57ZM56 1V2H57ZM65 1V0H64ZM78 1V0H77ZM80 1V2H79ZM78 2H79V7H81V9L82 10H84V11H82V10H80L81 11V13L84 15V16H82L81 14V16L80 15H77V17L78 16H80V18L79 19H77L78 21H80V22H82L83 21V23L85 22V19L83 18V17H85V14L86 15H88L89 13L88 12H90V10H88V9H90V7H91V10L93 11L94 10V12H96V14L98 15V16H95L94 17V19H93V16H94V14L92 13V15H90V16H92L91 17V19H93L92 21L94 22V24L96 25V27H97V38H95L94 40L95 41H93V33H90V31H91V29L92 28H89L88 26H90V27H92V26H94V25H85V24H87L86 22L84 23V25L85 26H87L88 28L87 29H89L90 31H84V34H85V32H89L90 34H92V37L90 36V34H88L87 33V36L89 35V37H91V38H89V41H88V43H89V45L87 44V46L89 47V49H88V47H84L85 46V44H84V46H82V40H81V37H83L84 38V36H86V35H84V36H82L81 35V31H80V28L78 29V28H76V26H81L80 24V22H78L79 23V25H75V24H73V21L74 20H72L71 21V19L70 18H65L64 17V15H68L69 14V11H51L50 12V9H47V8H49L48 7V5H46L47 6V10H48V12L47 13H53V16H52V23H53V28H52V39H51V48H50V50H48V52L50 51V53L49 54H47L48 55V57H49V63L51 64L50 65V70H51V72H49V69H47L46 67V69L48 70V72L49 73H51L52 75H53V77L55 78V76H56V78L58 77V79H59V81H58V85H59V87L62 89V93L61 94H63V92H66V93H68L69 94V96H71V97H74V98H76V101H77V97H79V98H82V100H83V96L85 97V95H83L82 93H81V91H82V89L84 88V86H85V83H86V81L85 80H87L88 78H86V79H84V77H85V75H84V73H85V68H87L88 66H85V64H84V61H82L81 60V50L82 49H84V48H86L88 51V55H90V64H89V73H90V79H91V85H89V82L87 83L89 86H92V90L94 91V93H95V97H97L98 98V102L97 103H95L96 104V106H95V104L94 103H92L93 101L92 100H94V99H92L91 101V103L92 104H94V106L96 107V109H95V111L98 113V116L97 117H99V120H98V118L97 117H91L92 116V114H91V116L89 115V117H91L92 119H95V120H97L98 122H103L104 124V126H105V129L107 128L109 131H110V135L108 136V138H109V140L110 141H114V140H116L115 142H118V144H119V149H120V147H121V151H119V152H121V153H123V151H125L126 150V153H129V155L131 154V149H132V147H135L133 144H134V141L136 140V137H137V135L135 136V137H133L134 135H133V132L135 131V130H140L141 128H139L141 125H142V123L143 122H145L146 123V125H147V123H149V121H147L148 119H149V117H147L146 118V120H145V115L147 114V112L148 111H157V108L162 104V102H163V100H164V97L165 96H167V101H168V94L170 95H173L174 94V92H171V91H174L173 89H175L174 87H171L172 86V83H170V85H169V81L168 80H170L169 78L168 79H166V77H170L171 75L172 76H175L176 74L177 75H182L181 74V72L178 74L177 72H176V70H177V67H176V64L175 63H173V60H174V58H173V60L172 59H170L172 62H171V64L169 65V67H168V70L167 71H165V73L164 74H161V73H163L164 71H161L162 69H163V65H161V64H159V67H161V69L159 70L161 73L158 75V73L157 72H159V71H157L156 73L157 74H152L153 76H149V75H151V74H147L146 76H145V74L147 73V71H146V73L144 74V72H145V70H146V66H147V64L148 63H150V62H148V61H150V56L151 55H153L152 53H154V52H156V48L154 49L155 51H152L151 49L152 48H154V47H152V48H150V45H149V47L148 46H146L148 43H149V41L150 40H148V43L146 44V45H144L145 47H143V48H140L141 46H142V44L141 43H144L145 41L144 40H142L144 37H146L147 35H150L149 34V29H144L143 31H142V29L139 31L138 29H140V27L138 28V24H137V19H138V16H139V12H138V7H140L139 5H138V7L136 8V6L137 5H135V3L137 2V1H141V0H79ZM143 2L142 3H144L145 1L144 0H142ZM152 1V0H151ZM156 1V0H155ZM177 1V0H176ZM175 1V2H176ZM180 1V0H179ZM184 1V0H183ZM186 1H189V0H186ZM194 1V0H193ZM202 1V0H201ZM224 1V0H223ZM236 1H238V0H236ZM17 2V1H16ZM20 2V1H19ZM36 2V1H35ZM44 2H46L47 3V1L46 0H44ZM43 2V3H44ZM53 2V1H52ZM55 2V3H56ZM157 2V1H156ZM169 2V1H168ZM180 2H182V0L180 1ZM179 2V3H180ZM185 2V1H184ZM195 2H196V4L199 2H197L196 0H195ZM207 2V1H206ZM226 2V1H225ZM264 2V1H263ZM37 3V2H36ZM36 3H33V5L35 4L36 5V7H37V4ZM43 3H41V5L43 4ZM45 3V4H46ZM71 3V2H70ZM76 3V2H75ZM75 3L73 4V5H75ZM171 3V2H170ZM185 3H188V2H185ZM247 3V2H246ZM251 3H256V2H251ZM250 3V4H251ZM258 3V2H257ZM10 4V3H9ZM48 4V3H47ZM57 5L59 4V2L58 3H56ZM65 4H66V2H65ZM85 4V5H84ZM141 4V3H140ZM189 4H193V3H190L189 2ZM196 4H194V5H196ZM232 4V3H231ZM249 4V3H248ZM247 4V5H248ZM264 4V3H263ZM40 5V6H41ZM68 5V4H67ZM67 5H65V7L67 6ZM146 5V4H145ZM150 5H152V4H150ZM170 5V4H169ZM233 5V4H232ZM240 5V4H239ZM252 5V4H251ZM32 6V5H31ZM43 6V5H42ZM41 6V7H42ZM76 6V5H75ZM75 6H74V8H75ZM152 6H154V5H152ZM165 6V5H164ZM181 6V5H180ZM184 6V5H183ZM186 6H189V5H186ZM237 6V5H236ZM243 6V5H242ZM261 6H264V5H261ZM6 7V6H5ZM14 7H16L15 5H14ZM34 7V6H33ZM36 7H34V8H36ZM41 7H37V9L39 8V10H40V8ZM52 7H53V5H52ZM55 7V6H54ZM60 6H58V8H59ZM69 7H70V5H69ZM92 7L94 8V9H92ZM155 7V6H154ZM154 7H152V8H154ZM160 7V6H159ZM177 7H179V6H177ZM193 7H195V6H190V8H189V10H192V9H194ZM225 7V6H224ZM239 7V6H238ZM249 7V6H248ZM247 7V8H248ZM17 8V7H16ZM44 8V7H43ZM43 8H41V11H42V9ZM44 8V12L46 13V9ZM151 8V9H152ZM165 8H168V7H166L165 6ZM188 8V7H187ZM225 8H228V7H225ZM224 8V9H225ZM255 8V7H254ZM263 8V7H262ZM261 8V9H262ZM71 10L73 9V7H71L70 8ZM76 9V8H75ZM75 9H73L75 12H76V10ZM98 11H97V10ZM148 9V8H147ZM154 9H156V7L154 8ZM169 9V8H168ZM167 9V10H168ZM178 9V8H177ZM240 9V8H239ZM38 10V11H39ZM52 10V9H51ZM88 10V11H87ZM99 10H101V11H99ZM143 10V9H142ZM148 10H150V9H148ZM148 10H146L145 9V11L147 12ZM158 10V9H157ZM166 10V9H165ZM166 10V11H167ZM184 10V9H183ZM185 10H186V8H185ZM195 10V9H194ZM222 10V9H221ZM226 10V9H225ZM245 10H247V9H245ZM29 11H32V12H34L33 10H29ZM40 11V12H41ZM91 11V12H92ZM156 11V10H155ZM159 11V10H158ZM161 11H162V13H161ZM163 11L164 10H162V8H161V10H160V15H164V13H163ZM169 11V10H168ZM174 11H176L175 10V8H174ZM180 11V10H179ZM216 11V10H215ZM223 11V10H222ZM248 11H251L250 9L248 10ZM248 11H247V13H248ZM264 11V10H263ZM261 12V15H262V13H264V12ZM37 12V11H36ZM77 12H79V10L77 11ZM145 12V13H146ZM150 13H152L151 11H149ZM149 12H147V13H149ZM165 12V11H164ZM176 12H178V11H176ZM182 12V11H181ZM213 12V11H212ZM254 12V11H253ZM10 13H11V11H10ZM31 13V12H30ZM71 13V12H70ZM154 13V12H153ZM152 13V14H153ZM159 13V12H158ZM240 13V12H239ZM246 13V14H247ZM260 13V12H259ZM78 14V13H77ZM155 15H156V13H154ZM153 14V16L152 15H150V16H152V18H155L154 15ZM190 14V13H189ZM192 14H194V13H192ZM191 14V15H192ZM234 14V13H233ZM243 13H241V15H242ZM245 14V13H244ZM252 14V12L250 13V15ZM28 15V14H27ZM71 15V14H70ZM149 15V14H148ZM148 15H146V16H148ZM159 15V14H158ZM204 15V14H203ZM29 16V15H28ZM44 16V15H43ZM48 16V15H47ZM144 16V15H143ZM166 18L168 17V16H166V14L164 15ZM172 16V15H171ZM243 16H245V15H243ZM39 17H41L40 15H39ZM38 17V18H39ZM51 17V16H50ZM67 17V16H66ZM157 17V16H156ZM183 17V16H182ZM246 17H248V16H246ZM250 17V16H249ZM252 17V16H251ZM20 18H22V17H20ZM26 18V17H25ZM29 18V17H28ZM31 18V17H30ZM33 18V17H32ZM37 18V17H36ZM146 17L144 16V20L146 21V20H148L149 19V17H148V19H145ZM152 18H151V20H152ZM177 18V17H176ZM204 18V17H203ZM6 19V18H5ZM19 19V18H18ZM73 19H74V16H73ZM76 19V18H75ZM88 19V18H87ZM156 20H157V18H155ZM159 19V21L160 22H164L166 19H164V21H162V20H160V18H158ZM163 19V18H162ZM182 19V18H181ZM192 19V18H191ZM247 19V18H246ZM249 19V18H248ZM17 20V19H16ZM23 20V19H22ZM36 20H38V19H36ZM42 21H43V19H41ZM76 20V21H77ZM140 20V19H139ZM138 20V21H139ZM143 20V19H142ZM141 20V21H142ZM150 20V19H149ZM171 20V19H170ZM169 20V21H170ZM231 20H233V19H231ZM253 20V19H252ZM251 20V21H252ZM263 21H264V19H262ZM39 21V20H38ZM50 21H51V19H50ZM154 21V20H153ZM152 21V22H153ZM184 21V20H183ZM218 21V20H217ZM216 21V22H217ZM229 21V20H228ZM259 21H261V18H260V20L259 19H255L253 22H254V25L256 24V25H258V26H260L261 25V22H259ZM140 22V21H139ZM147 22V21H146ZM150 21H148V23H149ZM157 22V21H156ZM173 22V21H172ZM171 22V23H172ZM185 22V21H184ZM183 22V23H184ZM40 23V22H39ZM48 23H49V20H48ZM77 23V22H76ZM154 23V22H153ZM153 23L151 24V22H150V25H151V28L152 27H154L153 26ZM158 23V22H157ZM176 23H178V22H176ZM226 23V22H225ZM17 24V23H16ZM16 24H14V25H16ZM22 24V23H21ZM42 24V23H41ZM40 24V25H41ZM89 24V23H88ZM142 24V23H141ZM145 24V23H144ZM147 24V23H146ZM156 24V23H155ZM170 24V23H169ZM216 24V23H215ZM250 24V23H249ZM13 25V26H14ZM18 25H20V19H19V24ZM37 25V24H36ZM39 25V24H38ZM37 25V26H38ZM39 25V26H40ZM45 25H46V21H45ZM83 25V24H82ZM149 25V24H148ZM158 25H161V24H159L158 23ZM165 25V24H164ZM184 26H185V24H183ZM187 25V24H186ZM206 25V24H205ZM219 25H221V26H219ZM217 24V26H219V29L222 27H224L226 24H224V23H222L221 22V24ZM228 25H230L229 24V22L227 23V26ZM234 25V24H233ZM251 25V24H250ZM17 26V25H16ZM84 26V27H85ZM156 26H157V24H156ZM156 26L152 29V30H156V31H159V28L160 27H158V30L156 29ZM167 26H169V25H167ZM176 26H177V24H176ZM213 26H214V24H213ZM252 26H253V24H252ZM262 27H263V24L261 25ZM11 27V26H10ZM40 27H43V26H40ZM143 27V26H142ZM144 27H145V25H144ZM146 27H147V25H146ZM149 27V26H148ZM174 27V26H173ZM229 27V26H228ZM45 28H48V26L47 27H45ZM82 28V27H81ZM86 28V27H85ZM165 28V27H164ZM175 28V27H174ZM178 28V27H177ZM209 28H211V27H209ZM218 28V27H217ZM224 28H227L226 26L224 27ZM233 28H235L234 26H233ZM250 28V27H249ZM261 28V27H260ZM264 28V27H263ZM262 28V29H263ZM10 29H12V28H9V30L8 31H10ZM20 29H21V27H20ZM50 29V28H49ZM179 29V28H178ZM184 29V28H183ZM262 29H260V31L262 30ZM7 30V29H6ZM15 30H17L16 29V27H15ZM37 30V29H36ZM43 30V32L45 31V29H42ZM96 30V29H95ZM149 30V31H148ZM180 30V29H179ZM198 30H200V29H198ZM197 30V31H198ZM207 30V29H206ZM210 30V29H209ZM244 30V29H243ZM18 31V30H17ZM16 31V32H17ZM186 31H187V28H186ZM213 31H215L214 29H213ZM223 31V30H222ZM226 31V30H225ZM29 32V31H28ZM33 32H34V35H35V38H36V36H40L38 33H36L35 34V31H31V33L33 34ZM37 32V31H36ZM92 32H93V30H92ZM95 32V31H94ZM175 32H177V30L175 29ZM188 32V31H187ZM194 32H195V30H194ZM212 32V31H211ZM228 32H229V30H228ZM257 32H259V31H257ZM14 33V31H13V29H12V31H11V33H10V36H11V38H13L14 37V35H12ZM19 33V32H18ZM26 33V32H25ZM30 33V32H29ZM40 33H42L41 32V30H40ZM46 33V32H45ZM51 33V32H50ZM96 33V32H95ZM94 33V34H95ZM138 33H139V35H138ZM152 33V32H151ZM161 32L159 31V34H160ZM181 33V32H180ZM193 33V32H192ZM206 33V32H205ZM218 33V32H217ZM220 33V32H219ZM218 33V34H219ZM223 33V32H222ZM9 34V33H8ZM38 34V35H37ZM43 34V33H42ZM156 34V33H155ZM190 34H191V32H190ZM229 34V33H228ZM259 34V33H258ZM16 35V34H15ZM28 35H30V34H28ZM28 35H27V37H28ZM50 35V34H49ZM168 35V34H167ZM189 35V34H188ZM227 35V34H226ZM230 35V34H229ZM262 35H264L263 33H262ZM261 35V32H260V36H262ZM16 36H18L19 37V34H17ZM16 36L12 39V42H13V40L14 41H17L16 40ZM26 36V35H25ZM31 36V35H30ZM33 36V35H32ZM32 36L31 37H26L28 40H29V38H30V40H31V38H32ZM42 36V35H41ZM46 36H48V34L46 35ZM44 37L45 38V41H46V39H47V41L46 42H48V37ZM86 36V37H87ZM152 36V35H151ZM150 36V37H151ZM153 36H154V32H153ZM155 36H157V35H155ZM161 36L163 37V35H161L160 34V36H158L159 38H161ZM169 36V35H168ZM176 36V35H175ZM177 36H178V34H177ZM192 36V35H191ZM216 36V35H215ZM214 36V37H215ZM220 36V35H219ZM259 36V41H262L263 42V38H264V36H263V38H261ZM17 37V38H18ZM85 37V38H86ZM95 37V36H94ZM149 37V36H148ZM147 37V39H149ZM217 37V36H216ZM238 38H237V41L239 42V45L240 44H243L241 47H245V49H247L246 48V46L249 44V41L248 40H250V41H252L251 40V38L252 39H254L253 40V43H257V42H254V41H258V38H257V33H255L254 31H247L246 30V32H244L241 36H237ZM26 38H25V41H27L26 40ZM34 38V37H33ZM32 38V39H33ZM34 38V39H35ZM42 38V37H41ZM88 38V37H87ZM154 38V37H153ZM157 38V37H156ZM39 39H40V37H39ZM91 39H92V41H91ZM145 39V38H144ZM162 39V41L164 40L163 38H161ZM167 39V38H166ZM217 39V38H216ZM218 39H220V38H218ZM5 40V39H4ZM38 40V39H37ZM49 40H50V38H49ZM152 40V39H151ZM24 41V42H25ZM40 41V43L41 42H44V41H41V40H39ZM85 42H86V40H84ZM144 41V42H143ZM147 41V40H146ZM220 41V40H219ZM11 41H9V43H10ZM134 42H136L137 43V48H140L139 49V52L142 54V55H146V58H143L144 60L143 61H136V60H134V61H136V62H131L130 60H129V55H130V49H131V45H132V43L133 44H135ZM154 42H155V40H154ZM166 41L164 40V44L166 45L168 42H166ZM184 42V41H183ZM183 42H182V44H183ZM2 43V42H1ZM6 43V42H5ZM15 43V42H14ZM18 43V42H17ZM26 43V42H25ZM29 42H27L26 44H28ZM33 43V42H32ZM36 42H34V44H35ZM87 43V42H86ZM151 43V42H150ZM152 43H153V41H152ZM161 43V45H162V43L163 42H160ZM186 43V42H185ZM195 44H193L191 47L192 48H194V50H196L197 52H199V53H203V52H207V51H204V50H206V49H203V47H202V45H200V44H196V42H194ZM220 43V42H219ZM264 43V42H263ZM19 44V43H18ZM17 44V45H18ZM33 44V46H31V48H30V51H29V54H27L28 55V60L32 57V56H34L33 54V52H35V50H34V48H36L37 49V47L35 46ZM37 44H38V42H37ZM46 44H48V45H50L49 43H46ZM158 44V43H157ZM156 44V45H157ZM172 44V43H171ZM236 44V43H235ZM252 44V42L249 44V45H251ZM262 44V43H261ZM260 44V45H261ZM6 45V44H5ZM17 45H16V47H17ZM24 45V44H23ZM161 45H157V47H159L160 48V46ZM190 45V42L188 43V46ZM195 45V46H194ZM237 45V44H236ZM258 45V44H257ZM259 45V46H260ZM19 46V45H18ZM38 46V45H37ZM39 46H41V45H39ZM172 46V45H171ZM184 46V45H183ZM194 46V47H193ZM20 47H23V46H20ZM28 47H29V45H28ZM27 47V48H28ZM43 47V46H42ZM83 47V48H82ZM148 47V48H147ZM178 47V46H177ZM221 47V46H220ZM234 47V46H233ZM236 47V46H235ZM254 47V46H253ZM262 47V45L260 46V51H261V49H263V48H261ZM264 47V46H263ZM12 48V47H11ZM15 48V47H14ZM44 48H46L45 47V45H44ZM49 48V47H48ZM136 48V47H135ZM162 48V47H161ZM160 48V49H161ZM169 48H170V46H169ZM183 48H186V52L187 53H189V51H191L190 49V46L188 47V48H190V49H187V47H186V45H185V47H183ZM182 48V49H183ZM213 48V47H212ZM216 48V47H215ZM218 48V47H217ZM240 48V46L238 47V49ZM249 48V47H248ZM255 48H256V44H255ZM9 49H10V47H9ZM20 49V48H19ZM41 49V48H40ZM134 49V48H133ZM163 49V48H162ZM210 50H211V48H209ZM220 49V48H219ZM232 49V48H231ZM230 49V50H231ZM252 49V48H251ZM257 49H258V46H257ZM257 49L255 50V51H257ZM2 50V49H1ZM4 50V49H3ZM15 50H16V48H15ZM22 50V49H21ZM24 50V49H23ZM38 50V49H37ZM45 50H47V48L46 49H43V51H45ZM137 50V49H136ZM164 50V49H163ZM163 50H160V51H163ZM184 50V49H183ZM187 50H189V51H187ZM194 50H192V51H194ZM215 50V49H214ZM218 50V49H217ZM253 50V49H252ZM40 51V50H39ZM43 51H41L39 54L42 56V52ZM83 51V50H82ZM138 51V50H137ZM159 51V52H160ZM167 51V49L166 50H164V52L165 53H167L166 52ZM172 51V50H171ZM177 51V50H176ZM182 51V50H181ZM185 51V50H184ZM184 51H182V52H180V51H178V52H180L181 54H186V52H184ZM191 51V52H192ZM196 51L194 52L195 53V55L197 56V54H196ZM220 51H222V50H220ZM235 51V50H234ZM245 51V50H244ZM247 51V50H246ZM259 51V50H258ZM22 52V51H21ZM27 52V51H26ZM37 52V51H36ZM84 52V51H83ZM159 52H158V54H159ZM174 52V51H173ZM242 52V53H244L243 51H241V50H237L236 51V53H238V54H240V53ZM9 53H11V52H9ZM45 53V52H44ZM133 53H135V51L133 52ZM139 53V54H140ZM177 53V52H176ZM193 53V52H192ZM235 53V54H236ZM241 53V54H242ZM250 53V52H249ZM254 53H256V52H254ZM259 53V52H258ZM1 54V53H0ZM23 54V53H22ZM46 54V53H45ZM136 54V53H135ZM172 54V53H171ZM170 54V55H171ZM179 53H177L176 55H173L172 54V56H178V58H182V57H179L181 54H179ZM184 54V57L183 58H185V56H187V55H185ZM203 54H205V53H203ZM212 54V53H211ZM222 54V53H221ZM238 54H236L237 55V57L239 56ZM245 54V53H244ZM260 54H261V52H260ZM40 55H38V53H37V57H41ZM46 55V56H47ZM132 55V54H131ZM130 55V56H131ZM154 55H156V54H154ZM160 55V54H159ZM167 54H164V55H161V56H163V58H164V56H166ZM194 55V56H195ZM254 55V54H253ZM3 56H5V55H3ZM10 56V55H9ZM36 56V55H35ZM84 56H86V55H84ZM160 56V57H161ZM171 56V57H172ZM181 56H183V55H181ZM194 56H191V57H193V58H196V56L194 57ZM214 56V55H213ZM231 56V55H230ZM235 56V55H234ZM234 56H232L233 58H234ZM262 56V55H261ZM12 57H14V56H12ZM22 57V64H23V55L21 56ZM25 57H27V56H25L24 55V58ZM30 57V58H29ZM132 57V56H131ZM155 57V56H154ZM189 57V58H188ZM208 57V56H207ZM241 57V56H240ZM263 57H264V54H263ZM45 58V57H44ZM85 57H83V59H84ZM86 58H89V57H86ZM85 58V59H86ZM133 58V57H132ZM162 58V59H163ZM182 58V59H183ZM187 58L188 59H190V55H188L187 56ZM186 58V59H187ZM233 58H231L232 60H233V62H234V59ZM249 58V57H248ZM46 59V58H45ZM153 59H155V58H153ZM161 58H157V60H162ZM185 59V60H186ZM5 60H6V58H5ZM4 60V61H5ZM11 60V59H10ZM15 60V59H14ZM28 60H25V62L26 61H28ZM36 60V59H35ZM46 60H48V58L46 59ZM87 60V59H86ZM164 60V59H163ZM184 60V59H183ZM184 60V61H185ZM192 60V62H189V60H188V62L189 63H193V61H194V59H190V61ZM197 61H198V59H196ZM208 60V59H207ZM210 60H212V59H210ZM216 60V59H215ZM239 60V59H238ZM246 59H244L243 61H245ZM257 60V58L255 59V58H253V59H250L249 60V63L251 62H253L254 64L253 65H256L255 64V62L254 61H256ZM262 60H264L263 58H262ZM18 61V60H17ZM37 61H38V58H37ZM36 61V62H37ZM42 61V60H41ZM44 61V60H43ZM154 61V60H153ZM156 61V60H155ZM179 61H180V59H179ZM197 61H194V62H197ZM226 61H228V62H230L228 59L226 60ZM242 61V62H243ZM6 62V61H5ZM10 62V61H9ZM8 62V63H9ZM12 62H13V60H12ZM19 62V61H18ZM39 62V61H38ZM160 62V61H159ZM164 62L165 61H162V62H160V63H163L164 64ZM186 62V65L188 64L187 63V61H185ZM205 63H206V61H204ZM242 62L240 63V64H242ZM14 63V62H13ZM29 63V62H28ZM152 63V62H151ZM166 63V62H165ZM169 63V62H168ZM226 63L227 62H225V65H226ZM232 63V62H231ZM258 63H260V62H258ZM6 64V63H5ZM20 64V63H19ZM41 65H42V63H40ZM39 64V65H40ZM154 64H157L156 62H154ZM185 64V63H184ZM195 64V63H194ZM193 64V65H194ZM197 64V63H196ZM228 64H230V63H228ZM244 64H246V63H244ZM2 65V64H1ZM45 65V64H44ZM150 65V64H149ZM152 65V64H151ZM186 65H183L182 64V66H186ZM190 65V64H189ZM188 65V66H189ZM204 67V65L203 64H200L199 66L200 67H202V66ZM206 65L208 66L209 64L208 63H206ZM213 65V64H212ZM218 65H220V64H218ZM217 65V66H218ZM230 65H232V64H230ZM259 65H262V64H259ZM8 66V65H7ZM38 66V65H37ZM163 66V67H162ZM217 66H215V67H217ZM249 66V65H248ZM264 66V65H263ZM24 67H26V66H24ZM31 67V66H30ZM36 67V66H35ZM41 67V66H40ZM166 67V66H165ZM164 67V68H165ZM200 67H199V69H200ZM202 67V68H203ZM209 67V66H208ZM207 67V68H208ZM213 67H214V65H213ZM219 67H221V66H219ZM83 68H84V70H83ZM149 68V67H148ZM152 68V67H151ZM190 68H192V67H190ZM189 67H188V69H190ZM202 68H201V70H202ZM207 68H206V70H207ZM210 68V67H209ZM211 68H212V66H211ZM222 68V67H221ZM248 68H250V67H245V65H241V66H238V67H235V68H227L226 69V71H225V73L223 74L224 75V77H223V79L224 78H226L227 77V75L228 74H230L231 75V73H234V74H237L238 72L240 73H242V72H247V69ZM254 69V71H255V69L257 68H255V67H253ZM4 69V68H3ZM24 69V68H23ZM28 69H29V67H28ZM35 69V68H34ZM36 69H38V68H36ZM150 69V68H149ZM153 69V68H152ZM152 69H150V70H152ZM155 69H156V67H155ZM158 69V68H157ZM166 69V68H165ZM187 69V70H188ZM193 69V68H192ZM192 69H190V70H192ZM218 69V68H217ZM216 69V70H217ZM262 69V68H261ZM29 70H31V68L29 69ZM33 70V69H32ZM149 70V71H150ZM164 70V69H163ZM187 70H184L182 73H184V75H185V71H187ZM206 70H204V72L203 73H205V71ZM257 71H258V68L256 69ZM194 72H196L195 70H193ZM198 71V70H197ZM207 71H209V70H207ZM250 71H252V69L250 70ZM31 72V71H30ZM39 72V71H38ZM154 72V71H153ZM152 72V73H153ZM179 72V71H178ZM194 72H192V73H194ZM200 72V71H199ZM202 72V71H201ZM210 73H212L213 72V70L212 71H209ZM208 72V73H209ZM237 72V73H236ZM259 72V71H258ZM35 73H37V72H35ZM148 73H150V72H148ZM187 73V72H186ZM214 73V72H213ZM212 73V74H213ZM248 73H249V71H248ZM247 73V74H248ZM14 74V73H13ZM86 74V73H85ZM170 75V76H167V75ZM196 74H198V73H196ZM195 74V75H196ZM206 74V73H205ZM205 74H204V76H205ZM212 74H210V77H208L207 75V79H206V81H205V79H204V82H203V80H201L202 78H198L197 77V79L195 78V79H193V82H194V84L195 85H197V86H199V87H202V85H204V83H205V85H208L209 86V84H211L210 85V87H209V91H208V93H209V95H207L209 98H211V100H210V103H209V105L206 107V110L204 111V109H203V104H202V106H201V101H203L204 99H201V101H195L196 102V106L195 105H192L193 107H194V109L196 110L197 109V111L198 112H194V115L196 116L197 115V113L200 115V119L199 118H197L198 119V124L203 128L204 127V125L206 124L207 126H205V130H204V133H203V135H201L200 137V140L198 141V143L196 142V144L190 149V142H186L187 143V145H188V147H189V149L190 150H188V152L187 153H185V154H183L182 152L184 151L185 152V150H183L182 152H181V149H183L184 147L186 148L187 147V145H186V143H185V145L186 146H183L182 144H181V142L180 143H178L179 142V138H181V137H179L180 135L178 134L179 132L181 133V131H183L182 132V134L183 133H185L186 131L184 130L186 127H184V129L182 130L181 129V131H177L178 130V127H176V126H174V124H173V126H174V129L171 127H169V124L167 125L168 127V129L170 128V129H173V130H175V127H176V133L179 135H177L179 138H178V141L177 140H174V139H172V140H174V141H177V143H173L175 146H174V148H175V150H180V155H178V153L179 152H177V154L176 153H174L173 155H178V156H176L175 158V161H173L174 159H172V160H170V158H169V160L170 161H172L173 163L171 164V162H170V164H168L169 165V168H168V172H170V173H172V172H178V171H176L178 168L180 169V168H184L185 166H187L188 165V163L189 162H191L190 164H192V163H194V162H192L191 161V159L193 158V157H195V160H196V158L199 156V155H203V154H205V157L207 156L208 158H211V157H209V155L208 154H211V156H212V154L214 153L215 155H216V153L218 154V152H221V154L224 156V154L226 153V154H228V153H230L228 150H222L221 151V149L222 148H224V147H222L221 145H220V143H218V142H216V141H219V142H221V144H223L222 143V141L223 140H219L220 139V135L218 136V137H216V139H218V140H214V136L215 135H213V129H214V127H217L218 125H220L221 126V123H220V120L222 119L221 118V116L223 117V115L225 114V113H227L226 112V110L225 109H227V108H229V107H231L233 104H236V103H240L241 105H242V101L243 100H245V99H243V96L245 95V94H243V96H242V94H241V98L243 99L241 102H240V100L237 98H235V97H233L231 94H227V95H225V97H224V99H223V101L220 103L219 101H217L218 102V104H220L219 106H217L216 104H217V102H216V100L214 99V97L212 96V91H213V86H214V79L212 80L213 82H210V80L213 78V77H211L212 76ZM233 74V75H234ZM250 74V73H249ZM248 74V75H249ZM28 75V74H27ZM45 75V74H44ZM55 75V76H54ZM88 75V74H87ZM179 75V76H180ZM183 75V76H184ZM230 75H228V76H230ZM240 75V74H239ZM251 75H254V74H251ZM250 75V76H251ZM36 76V75H35ZM51 76V75H50ZM182 76V77H183ZM186 76V75H185ZM184 76V77H185ZM188 76H191V74L190 75H188ZM193 77H194V74L192 75ZM191 76V77H192ZM197 76H199V75H197ZM200 76H201V74H200ZM241 76V75H240ZM239 76V77H240ZM258 76H259V74H258ZM257 76V77H258ZM261 76V75H260ZM259 76V77H260ZM37 77V76H36ZM40 77V76H39ZM44 77V76H43ZM52 77V76H51ZM147 77V79L145 80L144 78H146ZM150 77V79H148ZM163 77H164V79H163ZM176 77V76H175ZM174 77V78H175ZM178 77V76H177ZM176 77V78H177ZM187 77V76H186ZM185 77V79H187V78H189V77H187L186 78ZM203 77V76H202ZM234 77H235V75L233 76V78H231V79H234ZM238 77V76H237ZM238 77V78H239ZM242 78H243V76H241ZM240 77V78H241ZM253 77V76H252ZM261 77H264L263 75L261 76ZM10 78V77H9ZM16 78V77H15ZM23 78V77H22ZM49 78V77H48ZM171 78V81L172 80H175L173 77H170ZM181 78V77H180ZM180 78H179V80H180ZM208 78H209V81H207L208 80ZM211 78V79H210ZM241 78V80L242 81H244V80H249L250 82H251V80H250V78H248V77H246L245 76V78H248V79H242ZM35 79V78H34ZM41 79V78H40ZM43 79V78H42ZM50 79V78H49ZM53 79V78H52ZM144 79V81H142ZM236 79V78H235ZM235 79H234V81H235ZM251 79H253V78H251ZM258 79V78H257ZM256 78H255V80L253 79L252 81H256L257 80ZM5 80H7V78L5 79ZM4 80V81H5ZM10 80H12V79H9V80H7V81H10ZM51 80V79H50ZM56 80V79H55ZM55 80H53V82L55 81ZM85 82H84V81ZM138 81V83L139 82H143V84L144 85H141L140 87H143V88H140V89H138V87H136L137 86V84L138 83H136L137 81ZM141 80V81H140ZM181 80H184L183 78L181 79ZM188 80V79H187ZM187 80H186V82H187ZM225 80V79H224ZM228 77H227V81H224L225 83V85L228 83ZM238 81H239V79H237ZM240 80V81H241ZM261 80V79H260ZM263 80V82H264V79H262ZM262 80H261V82H262ZM1 81V80H0ZM3 81V83H5ZM13 81V80H12ZM15 81H16V79H15ZM31 81V80H30ZM38 81V80H37ZM36 81V82H37ZM48 81V80H47ZM52 81V80H51ZM57 81V80H56ZM136 81V82H135ZM177 81H178V79H177ZM189 81V80H188ZM219 81H221V78H220V80ZM237 81V82H238ZM141 82V83H142ZM180 82H183V81H180ZM185 82V81H184ZM183 82V83H184ZM185 82V86L187 87V83ZM208 82V83H207ZM210 82V83H209ZM218 82V81H217ZM230 82H233L232 80L230 81ZM229 82V83H230ZM247 82V81H246ZM260 82V81H259ZM262 82V83H263ZM35 83V82H34ZM49 83H52V82H48V84ZM207 83V84H206ZM248 83V82H247ZM253 83V82H252ZM258 83V82H257ZM257 83H255V84H257ZM8 84H11V82L10 83H8ZM23 84V83H22ZM40 84V83H39ZM41 84H42V81H41ZM44 84L46 85V83L44 82ZM56 84V83H55ZM54 84V85H55ZM86 84V85H87ZM187 84V85H186ZM190 84V83H189ZM217 84H220V83H217ZM233 84V85H232ZM231 85H232V87L233 86H235L236 84H234V83H232ZM244 84V83H243ZM259 84V83H258ZM264 84V83H263ZM262 84V85H263ZM4 85H6V84H4ZM25 85V84H24ZM43 85V84H42ZM50 85V84H49ZM51 85H53V84H51ZM138 85H140V84H138ZM175 86H177V84L175 83L174 84ZM183 84H181L180 83V86H182ZM183 85V86H184ZM221 85V84H220ZM219 85V88L221 87ZM225 85H223V86H225ZM231 85L230 86H228V87H231ZM245 85H247V84H244V86L243 87H245ZM253 85H254V83H253ZM252 85V86H253ZM9 86V85H8ZM7 86V87H8ZM12 85H10V87H11ZM30 86H32V85H30ZM38 86H40V85H38ZM190 86V85H189ZM259 86V85H258ZM261 86V85H260ZM37 87V86H36ZM41 87V86H40ZM43 87V86H42ZM41 87V88H42ZM46 87H50V86H46ZM54 87H57V86H54ZM53 87V88H54ZM58 87V88H59ZM179 87V86H178ZM185 87V88H186ZM192 87H194V86H192ZM196 87V86H195ZM226 87V86H225ZM231 87V88H232ZM235 87H237V86H235ZM238 87L240 88V85H239V83H238ZM237 87V88H238ZM241 88V89H243V91L245 90L244 88ZM248 87H249V85H248ZM255 88H257L256 86H254ZM0 88H1V86H0ZM4 88H6L5 86H4ZM9 88V87H8ZM8 88H6V89H8ZM32 88V87H31ZM34 88V87H33ZM38 88V87H37ZM51 88V87H50ZM59 88V89H60ZM170 88H172V90L170 89ZM180 89L182 88V87H179ZM185 88H183V90H186L187 91V88L185 89ZM191 88V87H190ZM197 88V87H196ZM196 88H194V89H196ZM234 88V87H233ZM237 88H235V89H237ZM237 89L235 92L233 91V89L231 90L230 88L228 89V91L229 90H231V91H233L234 93L233 94H235L236 92L238 93V90H240V89ZM260 88V87H259ZM263 88V87H262ZM35 89V88H34ZM45 89V88H44ZM52 89V88H51ZM50 89V90H51ZM55 89L56 88H54V91H55ZM60 89V90H61ZM87 89H89V88H87ZM193 89V88H192ZM222 89H224V88H222ZM249 88H247V90H245V91H249L248 90ZM258 89V88H257ZM12 90V89H11ZM11 90H9V91H11ZM23 90V89H22ZM29 90V89H28ZM39 90V92H41V91H43V89H41V91H40V89H37L36 91H38ZM50 90H47L48 92L50 91ZM60 90H58L57 91V89H56V91H57V93H59V91ZM176 90H178V89H176ZM201 90H203V88L201 89ZM225 90H226V88H225ZM252 90V89H251ZM264 90V89H263ZM262 90V92H264ZM46 91V93H48ZM180 91H182V89L180 90ZM186 91H184L183 92V94L186 92ZM192 91V90H191ZM196 91V90H195ZM224 91V90H223ZM1 92V91H0ZM13 92V91H12ZM12 92H10V93H12ZM38 92V93H39ZM52 92V91H51ZM89 92H90V90H89ZM171 92V93H170ZM179 92V91H178ZM187 92H190L189 91V89H188V91ZM196 92H199V95L201 96V94H202V91H200V90H197ZM201 92V93H200ZM241 92V91H240ZM250 92H253V91H250ZM257 92H259V90L257 91ZM261 92V91H260ZM259 92V93H260ZM261 92V93H262ZM14 93V92H13ZM37 93V94H38ZM44 93V92H43ZM53 93V92H52ZM173 93V94H172ZM180 93V92H179ZM237 93H236V95H237ZM244 93V92H243ZM246 93V92H245ZM254 93V92H253ZM14 94H16V93H14ZM18 94V93H17ZM29 94V93H28ZM60 94V93H59ZM59 94H55V95H59ZM82 94V95H81ZM84 94H85V92H84ZM93 94V93H92ZM91 94V95H92ZM175 94H178L177 92L175 93ZM187 94V95H186ZM185 95L186 96H188V93H186ZM252 94V93H251ZM258 94V93H257ZM2 95V94H1ZM4 95V94H3ZM46 95V94H45ZM47 95H52L50 92L47 94ZM46 95V96H47ZM54 95V94H53ZM82 97H81V96ZM88 95V94H87ZM94 95V94H93ZM92 95V96H93ZM196 95V94H195ZM214 95H217V94H214ZM255 95V94H254ZM260 95V94H259ZM262 95H264V93H262ZM14 96V95H13ZM43 96V95H42ZM61 96V95H60ZM59 96V97H60ZM68 96V97H69ZM92 96H90V97H92ZM197 96H198V94H197ZM198 97L197 99H199L200 100V98L201 97ZM206 95H203V97H205ZM206 96V97H207ZM220 96V95H219ZM238 96V95H237ZM246 96V95H245ZM250 96V95H249ZM38 97V96H37ZM50 96H48V97H46L45 99L47 100V98H49ZM56 97V96H55ZM61 97H66V96H61ZM68 97H67V99H68ZM71 97L68 99V100H70L71 99ZM171 96H169V99H171L172 98V100H174V98L173 97H171ZM176 97V96H175ZM223 97V96H222ZM239 98H240V96H238ZM19 98V97H18ZM74 98H72V99H74ZM78 98V99H79ZM189 98V97H188ZM196 98V97H195ZM249 98V97H248ZM3 99V98H2ZM5 99H7V98H5ZM5 99H3V100H5ZM16 99V98H15ZM40 99H42V101H40L39 103V105H40V108H43V109H45L46 107H41V105L42 106H44V98H40ZM65 99V98H64ZM86 99V101L88 100L87 98H85ZM175 99H178L177 97L175 98ZM184 99V98H183ZM190 99V98H189ZM191 99H193L194 100V98H191ZM222 98H219L218 97V99L217 100H221ZM251 99V98H250ZM253 99V98H252ZM251 99V100H252ZM259 99V98H258ZM260 99H262L261 97H260ZM260 99H259V101H260ZM53 100V99H52ZM52 100H50V101H52ZM57 100V99H56ZM55 100V101H56ZM61 100V99H60ZM60 100H58L59 101V103H58V105L60 104ZM63 100V99H62ZM66 100V99H65ZM75 100V99H74ZM74 100H71L72 102L74 101ZM96 100V99H95ZM166 100V99H165ZM179 100H180V96H179ZM182 100V99H181ZM180 100V101H181ZM186 100L189 102V100L186 98ZM186 100H182L183 102H184V104L183 105H185L186 104ZM192 100V101H193ZM247 100H249V99H247ZM12 101V100H11ZM16 101V100H15ZM36 101H38V98L36 99ZM49 101V100H48ZM48 101H46V102H48ZM71 101H69V103L71 102ZM75 101V102H76ZM171 101V100H170ZM191 101V100H190ZM263 101H264V99H263ZM6 102H7V100H6ZM32 102H35V101H32ZM64 102V101H63ZM81 102L82 101H80V104H81ZM90 102V101H89ZM205 102H207L206 100H205ZM205 102L203 101V103L205 104ZM246 103V105H247V101H245ZM254 102V101H253ZM1 104H2V102H0ZM3 103H5L4 101H3ZM8 103V102H7ZM16 103V102H15ZM19 103V102H18ZM49 103H52V102H49ZM48 103V104H49ZM57 103V102H56ZM79 103V102H78ZM77 103V105H79ZM181 103V102H180ZM193 103V102H192ZM257 103H259V102H257ZM261 103H263V102H261ZM13 104V103H12ZM38 104V103H37ZM46 104V103H45ZM73 105H74V103H72ZM166 104V103H165ZM173 104H175V106L178 104L177 103V101L175 100V103H173V101L169 104L170 106L169 107H173L172 105ZM195 104V103H194ZM248 104H250L251 105V103L249 102ZM4 105V104H3ZM5 105H6V103H5ZM51 105V108H50V110H52V105L53 104H50ZM66 105V104H65ZM68 105V104H67ZM76 105V104H75ZM82 105H83V103H82ZM81 105V106H82ZM86 105H87V103H86ZM85 104L83 105V106H86ZM182 104H180V107H182L181 106ZM186 105H188V104H186ZM185 105V106H186ZM207 105V104H206ZM239 105V104H238ZM240 105V106H241ZM245 105V106H246ZM250 105H247V107H249ZM257 105V104H256ZM259 106H260V103L258 104ZM23 106V105H22ZM26 106V105H25ZM36 106V105H35ZM47 106V105H46ZM49 106V105H48ZM60 106V105H59ZM71 106V104H69V106H68V108H72V107H70ZM87 106H89V104L87 105ZM164 106V104H162V107ZM168 106V105H167ZM190 106H191V104H190ZM192 106H191V108H192ZM205 106V105H204ZM234 106V105H233ZM243 106H244V103H243ZM263 106V105H262ZM10 107H12V106H10ZM27 107V106H26ZM58 107V106H57ZM79 107H80V105H79ZM78 107V108H79ZM166 107V106H165ZM169 107H167V108H169ZM180 107L178 106V108H179V110H181L180 109ZM184 107V106H183ZM183 107H182V110L181 111H183ZM218 107L220 108H222L223 110H224V112L225 113H223V110L221 109V110H218ZM242 107V106H241ZM241 107H238L237 106V109L239 110V108H241ZM247 107L244 109V112H246V109H247ZM5 108V107H4ZM25 108V107H24ZM28 108V107H27ZM34 108V107H33ZM48 108V107H47ZM67 108V107H66ZM74 108H75V106H74ZM91 107H88V109H90ZM174 109H175V107H173ZM176 108H177V106H176ZM187 108H189V106H187ZM205 108V107H204ZM255 108H256V106H255ZM252 109V111L254 112V110H256V109ZM259 108H261V107H259ZM5 109H7V108H5ZM13 109L15 110V106L13 107ZM57 109H59V108H57ZM63 109V108H62ZM85 109H86V107H85ZM87 109V110H88ZM94 109V108H93ZM154 109H156V110H154ZM185 109V108H184ZM237 109H235L234 107H233V109L231 110V111H233V112H229V116H227V117H225L226 115H224V117L226 118V121H225V123H224V121H222V123H224L220 128L221 129H224V130H226L227 129V127L229 126V124H230V122L233 120H239V119H241L243 116H241L240 117V114H243L244 112H242V111H238ZM242 109V108H241ZM46 110V109H45ZM44 110V111H45ZM47 110H49V108L47 109ZM60 110V109H59ZM59 110H57L58 112H56V113H58V114H60V112H59ZM67 110V109H66ZM72 110H73V108H72ZM86 110V111H87ZM160 110V111H159ZM168 110H171L170 108L168 109ZM175 110H177V109H175ZM175 110H172V113H173V111H175ZM259 110V109H258ZM263 110H264V108H263ZM262 110V111H263ZM13 111V110H12ZM27 111H28V109H27ZM30 111V110H29ZM31 111H33L32 110V108H31ZM44 111H42V112H44ZM61 111V110H60ZM76 111H77V109H76ZM80 111V110H79ZM85 111V110H84ZM83 111V109H82V113L84 112ZM89 111H92L91 109L90 110H88L87 112H89ZM158 111H159V113L161 112V109L159 108L158 109ZM157 111V112H158ZM178 111V110H177ZM220 111V112H219ZM257 111V110H256ZM8 112H10V111H8ZM34 112H35V110H34ZM41 112V111H40ZM47 112V111H46ZM52 113H53V110L51 111ZM72 112H74V110L73 111H71V114H74V113H72ZM78 112V111H77ZM95 112V113H96ZM150 112H148V113H150ZM176 112V111H175ZM241 112V113H240ZM253 112H252V114H253ZM15 113H17V112H15ZM69 113V111H67V114ZM80 113V112H79ZM78 113V114H79ZM86 113V112H85ZM90 113V112H89ZM88 113V114H89ZM91 113H93V112H91ZM96 113V114H97ZM161 113H163V110H162V112ZM179 114V113H181L180 111L179 112H176V114ZM183 113V112H182ZM190 113V112H189ZM221 113H223V114H221ZM23 114V113H22ZM50 114V113H49ZM55 114V113H54ZM57 114V115H58ZM75 114H77L76 112H75ZM87 113H86V115H84V113H83V115L85 116V118H89L87 115H88ZM94 114V113H93ZM155 114V113H154ZM157 114V113H156ZM155 114V115H156ZM176 114H175V118H176ZM184 114L186 115H188V112L186 113V112H184ZM183 114V116L181 115V117H179L180 119L181 118H183V117H186L185 115ZM191 114H193V111H192V113ZM256 114H259V111H258V113H255V115ZM262 114V113H261ZM37 115V114H36ZM42 115V114H41ZM44 115V117L46 116L45 114H43ZM57 115H55V117H57ZM63 115V114H62ZM80 115H81V113H80ZM147 115H149L150 116V114H147ZM157 115H159V114H157ZM156 115V116H157ZM161 115L162 114H160V117H161ZM167 115V114H166ZM169 115V114H168ZM193 115V116H194ZM205 115H207L208 117H206ZM250 115H251V113H250ZM47 116H48V114H47ZM50 117H51V115H49ZM48 116V118H50ZM76 116V115H75ZM78 116V115H77ZM76 116V117H77ZM93 116H95V114L93 115ZM152 116V119L154 118L153 116L154 115H151ZM150 116V117H151ZM155 116V117H156ZM163 116V115H162ZM189 116V115H188ZM192 116V117H193ZM198 116V115H197ZM262 116V115H261ZM260 116V117H261ZM10 117H11V115H10ZM42 117V116H41ZM54 117V115H53V118L54 119H57V118H55ZM58 117L60 118V116L58 115ZM69 117H70V115H69ZM71 117H72V115H71ZM73 117H74V115H73ZM82 117V116H81ZM158 117V116H157ZM157 117L156 118H154V121H155V119H157ZM159 117V118H160ZM166 117H168L169 118V116H166ZM199 117V116H198ZM204 117H205V119H207V120H205L204 119ZM224 117H223V120H224ZM250 117V116H249ZM28 118V117H27ZM26 118V119H27ZM41 119V120H43L42 118H40V117H38L37 116V119ZM47 118V117H46ZM46 118H45V120H46ZM52 118V117H51ZM52 118V120H54ZM64 118V117H63ZM85 118L83 119V117H82V119L84 120L83 122H85ZM91 118H89L90 120L89 121H86V122H90L88 125L89 126H91V124H93V121L94 120H92ZM97 118V119H96ZM163 119V122L164 123H166V121H167V119H165L164 118V116L162 117ZM188 118H190V117H188ZM194 118V120H192L191 118V120H192V122L193 123H196L195 121H196V118L195 117H193ZM256 117H254V120H256L257 121V119H255ZM263 118H264V116H263ZM263 118H260V120L261 119H263ZM8 119V118H7ZM31 119H34V118H31ZM62 119V118H61ZM72 119H74V118H72ZM78 119H80V118H78ZM78 119H75V120H78ZM81 119V120H82ZM151 119V118H150ZM151 119V120H152ZM165 119V120H164ZM12 120V119H11ZM10 120V121H11ZM47 120H49V119H47ZM66 120V119H65ZM68 120V119H67ZM86 120H88V119H86ZM161 120V119H160ZM174 121L176 120V119H173ZM189 120V119H188ZM188 120H185V121H187V124H185V122H184V124L185 125H188L189 123H191L190 121H188ZM249 120V119H248ZM253 120V121H254ZM8 121V120H7ZM7 121H5V122H7ZM27 121V120H26ZM29 121V120H28ZM31 121V120H30ZM51 121V120H50ZM62 121V120H61ZM64 121V120H63ZM143 121V122H142ZM158 121H159V119H158ZM157 121V122H158ZM177 121V120H176ZM178 121H180L182 124H183V120H179L178 119ZM177 121V122H178ZM204 121H206L207 123H205ZM240 121V120H239ZM247 121V119L245 120V122ZM252 121V120H251ZM250 121V122H251ZM253 121L251 122V124H248V125H252L253 124ZM40 122V121H39ZM49 122V121H48ZM54 122H55V120H54ZM65 122V121H64ZM67 123H68V121H66ZM95 122V121H94ZM157 122H153L152 121V126H153V123H156L157 124ZM162 122V123H163ZM168 122V121H167ZM177 122L175 123V124H177ZM179 122V123H180ZM189 122V123H188ZM244 122V123H245ZM259 122V121H258ZM11 123V122H10ZM31 123H33V122H31ZM44 123H46V122H44ZM51 123V122H50ZM50 123H48V125L50 124ZM53 123V122H52ZM52 123L50 124V125H52ZM82 123V122H81ZM96 123V122H95ZM145 123H144V126H146L145 125ZM159 123V125H162V123H161V121L160 122H158ZM170 124H171V122H169ZM178 123V126L180 125ZM192 123V124H193ZM220 123V124H219ZM232 123V122H231ZM235 123V122H234ZM234 123L233 124H231V125H234ZM11 124H13V123H11ZM37 124H38V122H37ZM40 124H42V123H40ZM62 124H63V122H62ZM69 124V123H68ZM82 124H84V123H82ZM99 124V123H98ZM97 124V125H98ZM171 124V125H172ZM256 124H258V126H259V128L260 129H258V130H260V131H262V127H260V126H262V124L263 123H261V125H260V123H256ZM10 125V124H9ZM14 125H15V123H14ZM45 125V124H44ZM47 125V124H46ZM46 125L44 126V127H46ZM53 125H54V123H53ZM51 126V127H55V125L54 126ZM59 125H60V123H59ZM81 125V124H80ZM155 125V124H154ZM164 125V124H163ZM185 125H182V126H185ZM196 125H197V123H196ZM196 125H194V126H196ZM198 125V126H199ZM246 127H248V129H250L251 127L250 126H247V124H244ZM243 124H242V126H244ZM255 125V124H254ZM11 126V125H10ZM16 126V125H15ZM32 126H34V125H32ZM38 126V125H37ZM42 126V128H44L43 127V124L41 125ZM62 126V125H61ZM86 126V125H85ZM101 126H102V124H101ZM103 126V127H104ZM149 126H151V125H149ZM165 126V125H164ZM193 126V127H194ZM198 126H196V127H198ZM245 126H244V128H242L241 129V127H239L240 128V130H243V129H247V128H245ZM253 126V125H252ZM51 127H48V130L50 131V129H51ZM77 127V126H76ZM100 127V126H99ZM147 127V126H146ZM154 127V126H153ZM151 127L152 128V130L154 131V129L156 128V127ZM158 127V126H157ZM160 127V126H159ZM162 127V126H161ZM161 127H160V129H161ZM179 127H181V125L179 126ZM191 127V124H190V126H189V128ZM201 127H199V129H201L202 130V128ZM250 127V128H249ZM263 127H264V125H263ZM8 128V127H7ZM14 128V127H13ZM47 128V127H46ZM45 128V129H46ZM50 128V129H49ZM58 128V127H57ZM63 128V127H62ZM86 128V127H85ZM91 128V127H90ZM94 128V127H93ZM144 128V127H143ZM150 128V127H149ZM189 128H188V130H189ZM192 128V127H191ZM230 128V127H229ZM228 128V129H229ZM89 128H86V130H88ZM96 129H98V128H96ZM99 129H101V127L99 128ZM104 129V130H105ZM145 129V128H144ZM157 129V128H156ZM159 129V128H158ZM159 129V130H160ZM199 129H194V131H199V133L200 132H203V131H200ZM215 129H217V128H215ZM219 129V128H218ZM238 129V128H237ZM236 129V130H237ZM256 129V131H257V128H255ZM6 130V129H5ZM8 130V129H7ZM12 130L14 131V129H12L11 128V132H12ZM35 130H36V128H35ZM41 130V129H40ZM47 130V129H46ZM54 130V129H53ZM55 130H56V128H55ZM65 130V129H64ZM70 130H71V128H70ZM93 130H95V129H93ZM92 130V131H93ZM142 131H144L143 129H141ZM162 130L163 131H165V130H167V129H163V127H162ZM172 130V131H173ZM187 130V129H186ZM191 131H193V129H190ZM187 131L186 132V134H191L192 135V133H190L191 131ZM211 130H213V131H211ZM239 130V129H238ZM239 130V131H240ZM9 131V130H8ZM43 131H44V133H46L45 132V130L43 129ZM63 131V130H62ZM68 131V130H67ZM73 133H74V131L73 130H71ZM83 131V130H82ZM106 131V130H105ZM146 131H147V128H146ZM149 131V130H148ZM157 132H158V130H156ZM185 131V132H184ZM230 131V130H229ZM246 131V130H245ZM251 131V130H250ZM259 131V132H260ZM18 132V131H17ZM52 132V131H51ZM50 132V133H51ZM55 132V131H54ZM83 132H85V130L83 131ZM101 132H103V130L102 131H99V133H100V135H101ZM139 132V131H138ZM156 132V133H157ZM169 133L171 132V130L170 131H168ZM175 132V131H174ZM216 132V134L218 133L217 131H215ZM220 132V134H221V131H219ZM233 132H237V131H233ZM243 132V131H242ZM242 132H238V134H241ZM247 132V131H246ZM258 132V131H257ZM258 132V133H259ZM2 133V132H1ZM14 133V132H13ZM27 133V132H26ZM39 133V132H38ZM44 133L43 132H41V134L40 135H44ZM50 133H46V134H49L48 136H50L51 134ZM59 133H62V132H59ZM72 133V134H73ZM87 133H88V131H87ZM90 133H93V132H91L90 131ZM96 133V132H95ZM104 133V132H103ZM102 133V134H103ZM107 133V132H106ZM105 133V134H106ZM137 133V132H136ZM162 133V135H163V133L164 132H161ZM161 133H160V135H156V136H161ZM167 133V132H166ZM168 133V134H169ZM172 133V132H171ZM223 133V132H222ZM225 133V132H224ZM230 133L231 132H229V133H226V134H229V136H230ZM248 133H250V132H248ZM253 137H254V135L255 136H257L256 134H254V130H253ZM261 133V132H260ZM263 133V132H262ZM262 133H261V136H262ZM24 134V133H23ZM94 134V133H93ZM93 134H92V136H93ZM97 134H98V132H97ZM104 134V135H105ZM139 134V133H138ZM144 134V133H143ZM143 134H141V135H143ZM152 134V137H154L153 136V132L152 133H150V135ZM185 134V135H186ZM197 133H195V135L193 136V138L195 137V139H196V137L198 138V134L196 135ZM234 134V133H233ZM232 133H231V135H233ZM25 135V134H24ZM27 135V134H26ZM42 135V136H43ZM54 135V134H53ZM91 135V134H90ZM99 135V134H98ZM99 135V136H100ZM107 135H108V133H107ZM148 135V134H147ZM167 134H165L164 136H162V137H167L166 136ZM172 135V134H171ZM246 135V134H245ZM248 136L249 135H252L251 133L250 134H247ZM0 136H2V135H0ZM28 136V135H27ZM73 136H74V134H73ZM84 136H88V135H84ZM173 136V135H172ZM171 136V137H172ZM174 136H176V135H174ZM189 136V135H188ZM225 136V135H224ZM229 136H226L227 138L226 139H230L228 142H230L231 144H232V142H231V138H232V136L230 137V138H228ZM234 136H235V134H234ZM243 136V135H242ZM248 136H246V137H248ZM29 137V136H28ZM36 137V136H35ZM35 137H34V139H35ZM89 137L90 136H88V138H86V139H89ZM94 137V136H93ZM92 137V138H93ZM105 137V136H104ZM142 137V136H141ZM143 137H146V134L143 136ZM162 137H160L161 139H163ZM170 137V138H171ZM183 137H184V134H183ZM236 137V136H235ZM234 137V138H235ZM237 137H238V135H237ZM236 137V138H237ZM239 137H241V136H239ZM244 137V136H243ZM18 138V137H17ZM21 138V137H20ZM20 138H18V139H20ZM39 138H42V137H39ZM98 138V136L96 137V139ZM100 138V137H99ZM147 138V137H146ZM169 137H167V139H168ZM169 138V139H170ZM173 138V137H172ZM186 138H188L189 140L188 141H190V136L189 137H187L186 136ZM223 138V137H222ZM235 138V139H236ZM248 138H251V136H249ZM256 140H255V139ZM253 139L255 140V141H258V146L259 147H261L262 148V144H260L259 145V140L260 139H258V137H254ZM14 139V138H13ZM28 139V138H27ZM37 139V138H36ZM36 139L34 140L35 142H36ZM43 139L45 140V138L43 137ZM43 139H41L40 141L41 142H45ZM47 139V138H46ZM60 139V138H59ZM59 139H55V140H59ZM90 139H91V137H90ZM141 139V138H140ZM149 139H151V138H149ZM158 139V138H157ZM169 139H168V141H169ZM195 139H193V140H195ZM235 139H233V140H235ZM241 139H243V138H241ZM252 139V138H251ZM253 139H252V141L250 140V139H248L249 141H250V143L251 142H253ZM5 140V139H4ZM39 140V139H38ZM92 140V139H91ZM94 141H96L95 140V138L93 139ZM97 140H99V139H97ZM101 140V139H100ZM105 140H106V137H105ZM104 140V141H105ZM139 140V139H138ZM142 140H145V138L144 139H142ZM147 140H148V138H147ZM151 140H153V138L151 139ZM164 140V139H163ZM171 140V139H170ZM171 140V141H172ZM187 140V139H186ZM186 140H184V141H186ZM192 140V139H191ZM238 140V139H237ZM244 140H245V138H244ZM244 140H241L242 142L244 141ZM262 140V139H261ZM261 140H260V142H261ZM20 142H21V139L19 140ZM18 141V142H19ZM28 141H29V139H28ZM48 141V140H47ZM82 141H83V139H82ZM137 141V140H136ZM149 141V140H148ZM148 141H147V143H148ZM156 141H160V140H156ZM181 141V140H180ZM213 141H215V142H213ZM225 141V140H224ZM223 141V142H224ZM240 141V142H241ZM2 142V141H1ZM20 142H19V147L21 146V144H20ZM25 142H26V140H25ZM24 142V143H25ZM33 142V141H32ZM34 142V143H35ZM49 142H50V140H49ZM48 142V143H49ZM78 142V141H77ZM76 142V143H77ZM98 142V141H97ZM96 142V143H97ZM139 142V141H138ZM145 142V141H144ZM143 141H142V144L144 143ZM161 142V141H160ZM160 142H158V143H160ZM164 142H166V141H164ZM183 142V141H182ZM191 142H193V141H191ZM240 142H239V145H237V146H235V149L232 147H230L229 146V144L230 143H228L227 145H225V143H227V140H226V142H224V146H229V147H227V149L228 148H230V149H233V150H236V147H239L240 148ZM247 142V141H246ZM15 142H13V144H14ZM30 143V142H29ZM55 143V142H54ZM80 143V142H79ZM89 143H91V142H89ZM89 143H88V145H89ZM101 143H104V142H101ZM137 143V142H136ZM146 143V144H147ZM152 143H155V142H152V141H150V146L152 145ZM157 143V142H156ZM155 143V144H156ZM168 143H170V141L168 142ZM237 143V142H236ZM244 143V142H243ZM249 142H247V144H248ZM4 144V143H3ZM36 144V143H35ZM39 144H42V143H39ZM45 144H47V143H45ZM45 144L43 143L42 144V146H44L45 147ZM52 144H53V142H52ZM83 144V143H82ZM139 144V143H138ZM161 144V143H160ZM234 144H235V142H234ZM7 145V144H6ZM11 145V144H10ZM10 145H8V147H6V148H8V149H10ZM25 145H27V144H25ZM47 145H51V144H47ZM73 145V144H72ZM88 145H86V146H88ZM140 145V144H139ZM139 145H137V146H139ZM158 145V144H157ZM163 145V144H162ZM166 145V144H165ZM191 145H192V143H191ZM12 146V145H11ZM17 146V145H16ZM17 146V147H18ZM27 146H31V143H30V145L28 144ZM80 146V145H79ZM83 146V145H82ZM90 146V145H89ZM88 146V147H89ZM96 146V145H95ZM100 147H101V145H99ZM149 146V145H148ZM149 146V147H150ZM167 146H169L168 144H167ZM170 146H171V144H170ZM183 146V147H182ZM232 146V145H231ZM248 146H249V144H248ZM255 146V145H254ZM258 146H257V148L255 149H253V150H256L257 152H258ZM3 147V146H2ZM16 147V148H17ZM19 147H18V150H20L19 149ZM40 147V146H39ZM44 147H40V149L41 148H43L44 149ZM114 147H116V146H114ZM123 147L125 148V150H123ZM140 147V146H139ZM144 147H145V145H144ZM163 148H164V146H162ZM187 147V148H188ZM222 147V148H221ZM243 146H241V148H242ZM247 147V146H246ZM251 147H253V146H250V148ZM13 148V147H12ZM11 148V149H12ZM15 148V147H14ZM28 148V147H27ZM26 147H25V149H27ZM32 148H33V145H32ZM46 148V147H45ZM49 148V147H48ZM56 148V147H55ZM71 148H73V147H71ZM91 148H93V147H91ZM96 149L98 148L97 146L95 147ZM94 148V149H95ZM107 148V147H106ZM110 148V147H109ZM137 148V147H136ZM156 148V147H155ZM158 148V147H157ZM161 148V147H160ZM159 148V149H160ZM163 148H161L162 150H163ZM165 148H167L168 149V151H169V148L168 147H165ZM184 148V149H185ZM226 148V147H225ZM241 148H240V150H241ZM248 148V147H247ZM247 148H246V150H247ZM250 148H248V149H250ZM7 149V150H8ZM31 149V148H30ZM38 149V148H37ZM40 149L39 150H37V151H39L40 152ZM69 149V148H68ZM87 149H89V148H87ZM86 149V150H87ZM112 149V148H111ZM133 149H135V148H133ZM146 149V148H145ZM149 149V148H148ZM147 149V150H148ZM158 149V150H159ZM244 149V148H243ZM15 150V149H14ZM102 148H101V152H102ZM139 150V149H138ZM137 150V151H138ZM146 150V151H147ZM150 150H152L153 151V148L151 149L150 148ZM161 150V151H162ZM252 149H250V151H251ZM252 150V151H253ZM260 150V149H259ZM262 150V149H261ZM21 151V150H20ZM24 152H26L25 150H23ZM23 151H22V153H23ZM36 151V150H35ZM42 152H43V150H41ZM60 151V150H59ZM69 151V150H68ZM90 152H93L94 154H96V153H100V151H98V149H97V151L95 150V152H94V150L92 151V149H90L89 150ZM112 151V150H111ZM110 151V152H111ZM140 151V150H139ZM149 151V150H148ZM147 151V152H148ZM154 151H156V150H154ZM173 151V150H172ZM224 151H227V152H224ZM232 151V150H231ZM243 151V150H242ZM242 151H239L240 152V154L242 153ZM248 151V150H247ZM249 151V152H250ZM29 152H30V150H29ZM41 152V153H42ZM45 152H47L46 150H44V153ZM55 152V151H54ZM71 152V151H70ZM80 152V151H79ZM84 153H85V151H83ZM90 152H87V153H90ZM100 153V154H104L103 155V157L101 158V159H99V160H101L102 161V166H104V167H108L109 165H110V163L112 162V154L111 153ZM114 152V151H113ZM134 152H136V151H134ZM144 152V151H143ZM150 152V151H149ZM233 152V151H232ZM254 152V151H253ZM21 153V152H20ZM20 154V161H21V158H23L22 157V155L23 154ZM35 153V152H34ZM36 153H38V152H36ZM44 153H43V155H44ZM50 153V152H49ZM49 153H48V155H49ZM60 153V152H59ZM126 153L124 154V156L126 155ZM137 153V152H136ZM166 153V152H165ZM170 153V152H169ZM237 153V152H236ZM235 153V151L233 152V153H231V154H236ZM258 153H260V151L258 152ZM258 153H255L254 154V156L257 154L258 155ZM27 154H28V152H27ZM46 154V153H45ZM75 154V153H74ZM91 154V153H90ZM93 154V155H94ZM99 154V156H102V155H100ZM141 155V152L139 153L138 152V155L137 156H140ZM145 154V153H144ZM143 154V155H144ZM168 154V153H167ZM170 154H172V153H170ZM207 154V155H206ZM221 154H218V155H221ZM246 154H248V152L246 153ZM246 154L244 153H242V156L243 157H245L246 156ZM264 154V153H263ZM262 154V155H263ZM0 155H2V153L0 154ZM4 155V154H3ZM10 155V154H9ZM16 155H17V153H16ZM18 155H19V153H18ZM29 155H30V153H29ZM57 155V154H56ZM92 155V154H91ZM92 155V156H93ZM128 155V154H127ZM133 155V154H132ZM131 155V156H132ZM147 155H149V154H146V156ZM215 155H213V156H215ZM217 155V156H218ZM233 155H231V156H233ZM253 155V154H252ZM4 156H7L6 154L4 155ZM11 156V155H10ZM36 156V155H35ZM38 157L40 156L39 154L37 155ZM45 156V155H44ZM62 156V155H61ZM91 156V157H92ZM172 156V155H171ZM236 156H238V153H237V155ZM247 156H249V155H247ZM264 156V155H263ZM8 157V156H7ZM16 158H17V156H15ZM27 157V156H26ZM34 157V156H33ZM43 157V156H42ZM41 157V158H42ZM63 157V156H62ZM95 157H96V155H95ZM122 157V156H121ZM135 157H136V154H135ZM135 157H130L131 159H129L128 160V158L129 157H127V160L128 161H131L133 158L135 159ZM141 157V156H140ZM139 157V161L141 160V159H144L145 158V156H144V158H140ZM143 157V156H142ZM204 157V156H203ZM228 157H230V156H228ZM239 157H240V155H239ZM239 157L238 158H236V160L237 159H239ZM243 157H240V159L241 158H243ZM251 157V156H250ZM13 159H15V161H17L16 160V158H14V157H12ZM69 158V157H68ZM73 158V157H72ZM88 158V157H87ZM94 158V157H93ZM137 158V157H136ZM148 158V157H147ZM157 158L159 159V157L157 156ZM160 158H164V157H160ZM168 158V157H167ZM198 158H200V156L198 157ZM218 158V157H217ZM222 158V157H221ZM232 158V157H231ZM253 158H255V157H253ZM257 158L258 157H256V159H254L255 161L257 160ZM261 158H263V157H261ZM5 159H9V157L8 158H5ZM33 159V158H32ZM34 159H36V157H34ZM77 159V158H76ZM96 159H98V158H96ZM113 159H116V158H113ZM123 159V158H122ZM122 159H120V161L122 160ZM126 159V158H125ZM125 159H123V160H125ZM150 159H153L152 161H153V163L152 164H155V161L156 160H158V159H156V158H153L152 157V155H151V158ZM156 159V160H155ZM165 159V158H164ZM163 159V160H164ZM204 159V162H205V158H203ZM212 159V158H211ZM222 159H225V156L222 158ZM234 159V158H233ZM240 159L239 160H237V161H239V162H241V163H245V159L243 160L244 162H242V161H240ZM248 159H252V158H248ZM37 160H39V158H37ZM46 161L45 159H41V161ZM56 160V159H55ZM66 160V159H65ZM71 160V159H70ZM87 160V159H86ZM90 160V159H89ZM98 160V161H99ZM145 160H147V159H145ZM145 160H143V161H145ZM160 160V159H159ZM162 160V159H161ZM162 160V161H163ZM167 160V159H166ZM200 161H201V158L199 159ZM198 160V161H199ZM208 160V159H207ZM214 160V159H213ZM217 160V159H216ZM219 161H220V159H218ZM217 160V161H218ZM228 162H229V159H226ZM247 160V159H246ZM264 160V159H263ZM0 161H3V162H5L4 160H0ZM7 161H9V160H7ZM25 161V160H24ZM29 161V160H28ZM27 160H26V162H28ZM79 161V160H78ZM83 161V160H82ZM93 162H95V166H96V162H97V160H92ZM125 162V164H126V166H127V164L129 163V162ZM132 161H134V160H132ZM138 161V160H137ZM148 161V160H147ZM151 161V160H150ZM165 161V160H164ZM168 161V160H167ZM167 161H166V163H167ZM212 162V160H208L207 161V164H208V162ZM217 161H215L214 160V162H215V165H216V162ZM219 161L217 162V164L219 163ZM236 161V162H237ZM11 162V161H10ZM30 162V168L32 167L31 166V161H29ZM36 162H39V161H36ZM48 162V161H47ZM46 162V164H48ZM55 162V161H54ZM76 162V161H75ZM123 162V161H122ZM134 162H136V160L134 161ZM142 162V161H141ZM160 162V161H159ZM213 162V163H214ZM223 162H224V164H225V160H223ZM231 162H233V163H235V160L233 161V160H231L230 159V163ZM257 162V161H256ZM7 163V162H6ZM12 163V162H11ZM17 163V162H16ZM43 163V162H42ZM67 163H68V161H67ZM77 163V162H76ZM89 163V162H88ZM101 163V162H100ZM99 163V164H100ZM113 163H115V161H113ZM139 163V162H138ZM143 163V162H142ZM146 163H148V162H146ZM229 163V164H230ZM232 163V164H233ZM238 163V162H237ZM236 163V164H237ZM251 163V162H250ZM258 163V162H257ZM256 163V164H257ZM262 163H263V161H262ZM0 164H1V162H0ZM3 164H5V163H3ZM10 163L8 162V165H9ZM13 164V163H12ZM17 164H19V163H17ZM20 164L21 165H23L26 169H27V167L25 166L26 164L24 163V164H22L21 162H20ZM19 164V165H20ZM33 165L35 164L34 162L32 163ZM43 164H45V162L43 163ZM69 164V163H68ZM72 164V163H71ZM74 164V163H73ZM87 164V163H86ZM94 164V163H93ZM99 164H97V165H99ZM119 164L121 165V163L119 162ZM132 164V163H131ZM134 164V163H133ZM145 164V163H144ZM143 164V165H144ZM156 164H158L157 162H156ZM162 164L164 165V163H160V170H161V172H163L162 170L164 169H162ZM195 164V163H194ZM193 164V165H194ZM198 164V163H197ZM204 164L205 163H203L202 162V165H201V168L202 167H204ZM207 164H205V165H207ZM264 164V163H263ZM14 165V164H13ZM13 165H11V166H13ZM21 165L19 166V167H21ZM37 165V164H36ZM42 165V164H41ZM41 165H39L40 167H42ZM49 165V164H48ZM65 165V164H64ZM88 165V164H87ZM92 165V164H91ZM91 165H89V168H88V170L90 169V166ZM122 165L124 166V163H122ZM135 165V164H134ZM139 165L141 166L142 164H140L139 163ZM139 165H138V167L137 168H139ZM148 165H150V166H154L155 167V165H151V164H148ZM148 165L146 164L145 166L148 168ZM220 165V164H219ZM219 165L217 166L218 167V169L217 170H220L219 169ZM223 165V163H221V166ZM227 165V167L229 166L228 165V163L226 162V164H225V166ZM231 165V164H230ZM234 165V164H233ZM232 165V166H233ZM238 165H240V163L238 164ZM242 165V164H241ZM240 165V166H241ZM245 165H246V163H245ZM249 165V164H248ZM248 165H246L247 167H248ZM251 165V164H250ZM258 165V164H257ZM257 165H254V166H256V168L258 167ZM5 166H7V164L5 165ZM10 166V165H9ZM9 166H7L8 168H9ZM16 165H14V168H16L15 167ZM18 166V165H17ZM28 166V165H27ZM35 166V165H34ZM38 166V165H37ZM39 166H38V168H39ZM50 166V165H49ZM45 167L44 165H43V168L45 169L46 168V170H47V168H50V167ZM59 166H60V164H59ZM63 166V165H62ZM66 166V165H65ZM72 166V165H71ZM82 166H83V164H82ZM93 166V165H92ZM118 166V165H117ZM165 166V165H164ZM195 166H198V165H195ZM200 166V165H199ZM198 166V167H199ZM215 166V167H216ZM252 166H253V164H252ZM254 166H253V168H254ZM1 167L3 168V166H2V164H1ZM17 168L18 170H21V168ZM54 166H51V170L49 171V172H51L54 168H53ZM100 167V166H99ZM110 167V166H109ZM119 167V170L121 169V167L120 166H118ZM128 167H130V165L128 166ZM132 167H133V165H132ZM142 167H144V166H142ZM142 167H140V168H142ZM145 167V168H146ZM156 167H157V165H156ZM189 167V166H188ZM191 167H194V166H191ZM207 167V166H206ZM216 167V168H217ZM242 167V166H241ZM241 167L239 168V166L237 167V168H239V169H241ZM12 168L13 167H11V170H12ZM24 168V169H25ZM63 168V167H62ZM61 168V169H62ZM75 168V167H74ZM134 168V167H133ZM136 168V167H135ZM136 168V169H137ZM146 168V169H147ZM177 168V169H176ZM197 168V167H196ZM207 168H209V167H207ZM212 168H213V166H212ZM221 168V167H220ZM224 168V167H223ZM222 168V169H223ZM229 168H231V166H229ZM228 168V169H229ZM236 168V167H235ZM243 169L245 168V166H244V164H243V167H242ZM261 168L263 169L264 168V166L262 167L261 166ZM261 168H260V170H261ZM1 169V168H0ZM4 169H6L5 167H4ZM17 169H14V170H17ZM23 169V168H22ZM25 169V170H26ZM102 169V168H101ZM104 169V168H103ZM114 169H116V168H114ZM124 169V168H123ZM143 169V168H142ZM152 169H154V168H152ZM157 169H159V168H157ZM176 169V170H175ZM199 169V168H198ZM215 168H213V169H211V168H209L208 169V171L209 170H211V173H213V174H218V173H214L215 171H217V170H214ZM227 169V170H228ZM234 168H232L230 171H229V173L230 172H232V170H233ZM238 169V171H240L241 172V170H239ZM242 169V170H243ZM258 169V168H257ZM2 171H3V169H1ZM32 169H30V171L27 169V171H29V174L31 173V172H33V171H31ZM49 170V169H48ZM60 170V169H59ZM71 170V169H70ZM76 170V169H75ZM87 170V169H86ZM92 170V169H91ZM126 170V169H125ZM125 170H123V173H125L124 171ZM175 170V171H174ZM201 170V169H200ZM205 170H206V168H205ZM205 170H203V171H205ZM245 170H246V168H245ZM256 170V169H255ZM264 170V169H263ZM262 170V171H263ZM1 171V172H2ZM10 171V170H9ZM37 171V170H36ZM35 171V172H36ZM41 171H44L45 172V170H41ZM40 171V168H39V172H41ZM53 171H55V170H53ZM53 171H52V173H53ZM62 171V170H61ZM67 171V170H66ZM83 171V170H82ZM81 170H80V172L81 173H83ZM102 171V170H101ZM108 171V170H107ZM126 171H128V170H126ZM132 171V170H131ZM137 171V170H136ZM146 172H147V170H145ZM145 171H140V173L139 174H137V175H140V174H142L143 172H144V175L145 174H149L150 175V170H149V172H145ZM193 171H195V173L194 174H196L197 172H196V170H193ZM192 171V172H193ZM202 171V172H203ZM207 171V170H206ZM207 171V172H208ZM213 171V172H212ZM221 171H225V168L223 169V170H221ZM234 171H236V169L234 170ZM0 172V173H1ZM4 172V171H3ZM11 172H13V170L11 171ZM17 172V171H16ZM15 171H14V173H16ZM44 172H41V173H44ZM49 172H45L46 174H48ZM58 172V170L56 171V173ZM68 172V171H67ZM77 172V171H76ZM79 172V171H78ZM90 172V171H89ZM93 172V171H92ZM104 172V171H103ZM121 172V171H120ZM130 171H128L127 173H129ZM133 172V171H132ZM165 172V171H164ZM167 172V171H166ZM181 172V171H180ZM184 172H187V170H185ZM183 172V173H184ZM222 172V173H223ZM245 171H242V175H243V173H244ZM247 172H249V171H247ZM22 173V172H21ZM28 173V172H27ZM56 173H54V174H52V175H54L53 177H56V176H58V174L59 173H57V175H56ZM69 173H70V171H69ZM73 173V172H72ZM94 174L93 175H91V176H89L88 177V174H87V177H84L86 180L85 181H83L84 183H85V185L86 186H84V184L82 183V182H80L81 180L80 179H78L77 178V180H80V181H77V182H80V183H82L81 184V186H83V187H86V190H87V194H88V200H87V202L85 201V202H83V203H87V204H85L86 205V207H84V204H83V208L82 209H84L85 208V214H84V217H82L81 219H82V221L78 218V220L80 221V223L78 222V226H77V229H75V230H73L74 231V233L76 234V232L75 231H77V234H78V236H79V243L75 246V248L73 247V249L71 250L70 248H72V246L74 245V244H70V248H68V250H71V251H68V257H69V259L71 258V260H78V262L80 263V261H82L81 259L83 258V261H84V263H83V261L81 262V264H117V260H118V257H119V254L121 255V253H120V251L124 248V246L126 245V244H128V243H126L127 241H129L128 239H127V241H126V237H125V235L126 234H128V233H132V230L134 229L133 227H136L137 225H138V222H140L142 219H143V217H145V216H143L144 214H145V212H146V214H148L149 215V213H147V212H149V211H145V212H143V209H141V211L140 212H142L143 214H138L139 216H137V218L138 217H141L140 215H142L143 217H141V219L139 218V220L140 221H135V213L131 210V208H129V207H131V206H129L128 205V203L130 202H128V200L126 201V202H128L127 204L125 203V201H124V199L122 198V197H118V196H114V193H113V188H111V185H110V182H109V180H108V176H107V174L106 173H102L101 172V174H98V173H96V172H93ZM108 173V172H107ZM122 173V172H121ZM127 173H126V175H127ZM134 173H135V171H134ZM133 173V174H134ZM136 173H138V171L136 172ZM157 173H160V171L159 172H157ZM156 173V174H157ZM182 173V172H181ZM182 173V174H183ZM189 173V172H188ZM187 173V174H188ZM191 173V172H190ZM209 173V172H208ZM211 173L208 175V176H210L211 177V179L212 178H216L217 176H211ZM235 173V172H234ZM246 173V172H245ZM254 173H256V172H254ZM253 173V176L255 175ZM12 175H13V173H11ZM18 174V173H17ZM24 174H26L25 172H24ZM71 174V173H70ZM77 174V173H76ZM79 174V173H78ZM77 174V175H78ZM84 174V173H83ZM83 174H79L80 176H81V178L83 179ZM116 174V173H115ZM120 174V173H119ZM147 174V175H148ZM154 174H155V172H153V176H152V178L153 177H155L154 176ZM155 174V175H156ZM162 174V173H161ZM184 174H186V173H184ZM193 174V173H192ZM204 174V173H203ZM220 174V173H219ZM224 174V173H223ZM233 174V173H232ZM249 174L250 175H252L250 172H249ZM264 174V173H263ZM263 174H261L262 175V177L264 176ZM2 175V174H1ZM0 175V176H1ZM23 175V174H22ZM27 175V174H26ZM33 175H35V174H33ZM33 175L31 176L32 178H33V180L32 181H34V177H33ZM41 175L42 174H40V177H41ZM50 175L51 174H48V176L50 177ZM69 175V174H68ZM78 175V176H79ZM97 175H99V176H97ZM114 175V174H113ZM117 175V174H116ZM126 175H122L121 174V176L123 177V179H122V182H123V180H127V181H129L130 182V180H128V176H126ZM130 175V174H129ZM134 175H136V174H134ZM137 175L135 176L136 178H140V177H137ZM160 175V174H159ZM158 174H157V176L156 177H158L159 176ZM198 175H201L202 176V173H199ZM220 175H222V174H220ZM228 175H231V173L230 174H224V177L226 176H228ZM246 174H244V176H245ZM248 175V174H247ZM250 175H248V177H250ZM257 175V174H256ZM3 177H4V175H2ZM39 176V175H38ZM42 176H44V175H42ZM47 176V177H48ZM60 176V175H59ZM65 177H66V175H64ZM86 176V175H85ZM124 176H126L127 177V179H125L124 178ZM174 176V175H173ZM189 176H191V174L190 175H188V178H190V179H193V178H191V177H189ZM204 176V175H203ZM205 176H207V175H205ZM204 176V177H205ZM207 176V177H208ZM232 176V175H231ZM233 176H235V175H233ZM232 176V177H233ZM237 176V175H236ZM17 177H18V175H17ZM27 177V176H26ZM29 177H30V175H29ZM29 177H27V178H29ZM52 177V176H51ZM50 177V181H52V178ZM65 177H61V179L62 178H64V179H62V180H65ZM69 177H70V175H69ZM72 177V176H71ZM121 177V178H122ZM151 177V176H150ZM167 177H169V176H167ZM182 178L183 177H185V176H181ZM198 177V176H197ZM221 178H222V176H220ZM223 177V178H224ZM230 177V176H229ZM229 177H227L226 178V180L225 181H227L228 180V178ZM240 176L238 175V178L237 179H240L239 178ZM247 177V176H246ZM245 177V178H246ZM261 176H260V179H262L263 180V178H262ZM1 178V177H0ZM15 178V177H14ZM19 178V177H18ZM21 178V177H20ZM20 178L16 181H14L15 182V184H16V186L17 185H19V188H20V192H22V185H21V182H22V180H20ZM38 178V181H39V179H40V182H41V178H43V177H41V178H39V177H37ZM67 178V177H66ZM76 178V177H75ZM129 178H130V176H129ZM131 178H134V176H131ZM141 181L140 182H142V180H143V176L141 175ZM145 178H148V176H145ZM160 178V176L158 177V178H154L155 180H157V179H159ZM170 178H172L171 176H170ZM174 178V177H173ZM187 178V176H186V178H183V179H188ZM242 178V180H243V178L244 177H241ZM255 178H258V177H256L255 176ZM3 179V178H2ZM6 179H7V177H6ZM17 179V178H16ZM54 180L53 181H55V183L53 182V183H50V184H56V180H58V179H56V178H53ZM150 178H148V180H149ZM153 179V180H154ZM161 179V178H160ZM167 179V178H166ZM175 179V178H174ZM198 179H201L200 178V176L198 177ZM204 181H205V179L204 178H202ZM201 179V180H202ZM209 179V178H208ZM207 179V180H208ZM217 179V178H216ZM232 178H230V181L232 182V180H231ZM247 179V178H246ZM260 179H258V182H259V180ZM4 180V179H3ZM2 180V182L4 183L5 181H3ZM9 180H11V178L9 177ZM30 180H31V178H30ZM45 180V179H44ZM61 180V181H62ZM69 180H70V178L68 179V183H69ZM73 180V179H72ZM133 179H131V181H132ZM135 181H136V179H134ZM133 180V181H134ZM147 180V179H146ZM151 180V179H150ZM153 180L151 181V182H153ZM189 180V179H188ZM188 180H178V181H182L181 182V184L184 182L185 183V181L187 182V184H188ZM201 180H199V181H201ZM202 180V181H203ZM206 180V184H208L207 186L209 187V186H211V184L209 185V183L208 182H210V181H207ZM220 180V179H219ZM248 180V179H247ZM252 180V179H251ZM261 180V181H262ZM32 181H26V183L27 184H29V182L31 183ZM59 181H60V179H59ZM76 181V180H75ZM127 181H124V182H126V183H128ZM132 181V182H133ZM144 181V180H143ZM158 181V180H157ZM176 181H177V179H176ZM191 181H194V179L193 180H189V183L191 182ZM201 181V182H202ZM212 181H213V183L212 182H210V183H212L213 185L211 186V187H214L215 185H216V183L214 182V181H216L215 179H212ZM223 181V180H222ZM246 180H244V182H245ZM257 181V179L255 180V183H257L256 182ZM1 182V181H0ZM1 182V183H2ZM11 182V181H10ZM13 182V181H12ZM11 182V183H12ZM35 182H37V180L35 181ZM39 182V187L41 186V188L40 189H42V187L45 189V187H44V182H43V180H42V183L44 184H42V185H40L41 183ZM63 182V181H62ZM62 182H60V185H61V183ZM66 182V180H65V182H63V183H67ZM71 182V181H70ZM123 182V183H124ZM136 182H139V180L138 181H136ZM136 182H133V184L134 183H136ZM149 182V181H148ZM151 182L150 183H148L147 184V186H150L149 184H151ZM162 182V181H161ZM174 182H175V180H174ZM180 182H179V184H180ZM233 182H235L234 180H233ZM232 182V183H233ZM238 182H239V180H238ZM237 182V183H238ZM248 182V181H247ZM250 182V181H249ZM0 183V184H1ZM1 184V185H4V184ZM6 183H8V181L6 182ZM9 184V185H11V188H12V184ZM24 183V182H23ZM46 183V182H45ZM62 183V184H63ZM72 183V182H71ZM118 183V182H117ZM145 183V181L143 182V184ZM146 183H147V181H146ZM183 183V184H184ZM193 183V182H192ZM192 183H190V184H192ZM198 183V182H197ZM200 183V182H199ZM243 183V182H242ZM241 183V184H242ZM254 183V184H255ZM264 183V182H263ZM26 184V185H27ZM32 184V183H31ZM38 184V183H37ZM50 184H47V188L49 187L50 188ZM59 183H57L56 184V186H60V185H58ZM73 184H74V182L72 183V186H73ZM125 184V183H124ZM142 183H140V185H141ZM142 184V185H143ZM153 184V183H152ZM162 184H164V183H162ZM171 185H172V183H170ZM180 184V185H181ZM182 184V185H183ZM206 184H203V188H205V189H200L199 191L201 192V190H206V187H204V185H206ZM225 184V183H224ZM227 184H229L228 183V181H227ZM234 184V183H233ZM232 184V185H233ZM246 184V183H245ZM247 184H249V183H247ZM254 184H253V186H254ZM258 184H261L262 185V182H260V183H258ZM257 184V185H258ZM0 185V186H1ZM25 185V184H24ZM34 185H36V184H32V186H34ZM64 185H70V184H64ZM64 185H61L60 187H64ZM78 185V184H77ZM126 185V184H125ZM124 185V186H125ZM135 185V184H134ZM136 185H138V184H136ZM139 185V186H140ZM166 185H167V187H169L168 186V184L166 183ZM181 185V186H182ZM189 185V184H188ZM199 185V184H198ZM202 185V184H201ZM220 185V184H219ZM218 184H217V186H219ZM232 185H230L229 187L230 188H232L231 186ZM238 185V184H237ZM236 185V186H237ZM256 185V186H257ZM261 185H258V187L257 188H259V186H261ZM6 185H4V187H5ZM15 185H14V188L16 187ZM36 186H38V185H36ZM52 186V185H51ZM71 185L69 186L70 187V189L72 190V187ZM133 186V185H132ZM138 186V187H139ZM147 186L146 185H144V188L146 187L147 188ZM151 186H153V185H151ZM155 186H157V188H159V191H161V192H163L162 191V189L161 188H163L161 185H160V187L158 186V185H155ZM155 186H154V189H153V191H148L147 190V193L149 192V196H153V195H150V194H153V192L156 194V192H158L156 195H157V197L159 198V191L157 190L156 192L154 191L156 188H155ZM194 186V185H193ZM256 186L255 187H252V188H256ZM18 187V186H17ZM29 187H31V186H29ZM35 187V186H34ZM38 187V188H39ZM60 187H55L57 190H59V192L60 193H63V194H65L66 195V193L65 192H62L63 191V189L62 190H60L59 188ZM65 187H67V186H65ZM74 187H76L75 186V184H74ZM137 187V188H138ZM166 187V188H167ZM188 187V186H187ZM192 187V185L191 186H189V188H191ZM207 187V188H208ZM216 187V186H215ZM222 186L220 185V188H221ZM228 186H225L224 187V185H223V187L222 188H227ZM229 187L227 188V189H229ZM238 187V186H237ZM239 187H242L241 185H239ZM247 187H248V185H247ZM261 187H263V186H261ZM2 188V187H1ZM0 188V189H1ZM6 188V187H5ZM4 188V190H6ZM10 190H12V191H14V190H16V189H11L10 187H8ZM7 188V190L9 191V189ZM23 188H26V187H23ZM37 188V187H36ZM46 188V189H47ZM55 188H53L54 190H55ZM125 188V190L126 191H129V190H127L126 189V187H124ZM128 188V187H127ZM130 188V187H129ZM136 188V189H137ZM165 188V187H164ZM163 188V189H164ZM197 188V187H196ZM218 188V187H217ZM33 189H35V188H33ZM31 190V189H29L30 190V192H31V197H33L35 194V191L34 190ZM44 189H42V190H44ZM66 189V188H65ZM64 189V190H65ZM70 189H69V191H70ZM76 189V188H75ZM79 189H81V188H79ZM136 189H134V190H136ZM139 189H142L143 190V188H139ZM149 189V188H148ZM151 189V188H150ZM171 188H169V190H170ZM186 185L183 187V190L181 191V193H180V195L179 196H177V199H176V197L174 198V197H171V195L169 194V193H176L177 194V191H172L171 192V190L170 191H168L169 193H168V195H170L169 196V198H170V200L171 199H175V200H173V201H175V203H179L180 205H183V203H184V198H185V194H186ZM209 189H210V187H209ZM209 189H207L206 191H208L209 192ZM232 189H234V188H232ZM237 189V188H236ZM247 189V188H246ZM251 189V188H250ZM260 189V188H259ZM28 190V189H27ZM38 190V189H37ZM52 190V189H51ZM67 190H68V188H67ZM77 190V189H76ZM75 190V191H76ZM133 190V191H134ZM142 190H139V191H142ZM145 190V189H144ZM167 190H168V188H167ZM167 190H165L166 191V194H167ZM188 190V189H187ZM190 191L192 190V189H189ZM196 190V189H195ZM194 190V191H195ZM222 190V189H221ZM220 190V191H221ZM224 190V189H223ZM222 190V191H223ZM235 190V189H234ZM244 190V189H243ZM252 190V189H251ZM8 191L7 192H5V194L6 193H8ZM18 191V190H17ZM26 191V190H25ZM32 191H34V195L32 194ZM39 191V190H38ZM41 191V190H40ZM53 191V190H52ZM52 191H49V192H51V194H52V196L55 198V194L53 195V193H52ZM68 191V192H69ZM75 191H70V192H75ZM84 191V190H83ZM138 191V192H139ZM146 191V190H145ZM190 191H188L187 193L190 195ZM193 191V192H194ZM203 191V192H204ZM205 191V192H206ZM211 191V194L213 193L212 191H214V188L213 189H211L210 190ZM216 191H219L218 189L216 190ZM219 191V192H220ZM242 190H240L239 192H241ZM247 191V190H246ZM255 190H253V191H251V192H254ZM259 191H261V189L259 190ZM263 191V193H264V190H262ZM261 191V192H262ZM2 192V191H1ZM10 192V191H9ZM27 192V191H26ZM29 192V191H28ZM42 192V191H41ZM49 192H47V193H49ZM59 192H54V193H56V195H57V193H59ZM130 193L129 194H132V197H133V193H131V191H129ZM137 192V193H138ZM197 194H198V192L197 191H195ZM219 192H217V194L219 193ZM227 192V191H226ZM250 192V193H251ZM12 193H13V195H14V197H19V196H17V195H15V193L14 192H11V194H10V196H12ZM81 193H82V190H81ZM121 193H122V191H121ZM121 193H120V195H121ZM135 193V192H134ZM137 193H136V195H137ZM146 193V192H145ZM215 193V192H214ZM213 193V194H214ZM231 193V192H230ZM237 193V192H236ZM247 193V192H246ZM263 193H261V195H263ZM0 194H2V197H5V196H3L4 195V193L2 192V193H0ZM18 194V193H17ZM23 194V193H22ZM25 194V193H24ZM30 194V193H29ZM70 194V193H69ZM128 194V193H127ZM141 194H142V192H141ZM164 194H165V192H164ZM164 194H162L161 193V196L162 195H164ZM164 195L165 196V200H168V199H166L167 197V195ZM206 194V193H205ZM205 194H202V196L203 195H205ZM216 194V195H217ZM248 194V193H247ZM258 194H260V193H258V191H257V195ZM21 195V194H20ZM37 195V194H36ZM41 195V194H40ZM68 195V194H67ZM71 195H72V193H71ZM76 195H78L77 194V192H75V196ZM138 195H140V193L138 194ZM138 195H137V197H138ZM146 195V194H145ZM174 195V194H173ZM209 195V194H208ZM222 195V194H221ZM255 195H256V192H255ZM255 195L253 196V197H255ZM256 195V197H257V199H259V197H260V195H258L257 196ZM1 196V195H0ZM7 196H9V195H7ZM22 196V195H21ZM45 196V195H44ZM63 196V195H62ZM73 196V195H72ZM79 196H82V195H79ZM83 196L85 197L86 195H85V193L83 194ZM122 196V195H121ZM127 196V195H126ZM125 196V197H126ZM135 196V195H134ZM147 196V195H146ZM145 196V197H146ZM174 196H176V195H174ZM192 196H193V194H192ZM201 196V195H200ZM205 196H207V195H205ZM214 196V195H213ZM218 196H220V195H218ZM224 196V195H223ZM13 197V196H12ZM11 197V198H12ZM23 197V196H22ZM25 198L24 199H26L27 200V198H26V195L24 196ZM28 197V196H27ZM48 197V196H47ZM51 197V196H50ZM50 197H49V199H50ZM63 197H65V196H63ZM129 197V196H128ZM141 197V196H140ZM148 197V196H147ZM146 197V198H147ZM191 197V196H190ZM197 197V196H196ZM196 197H194L193 196V199L195 198L196 199ZM208 197H210V196H208ZM208 197H206V198H208ZM212 197V196H211ZM210 197V198H211ZM215 198H216V196H214ZM213 197V198H214ZM221 197V196H220ZM219 197V198H220ZM238 197V196H237ZM236 197V199H238ZM244 197V196H243ZM10 198V197H9ZM8 197H7V199H9ZM16 198V199H17ZM29 198V197H28ZM53 198V199H54ZM70 198H72V197H70ZM149 198V197H148ZM158 198L157 199H155V198H151V199H153V201L151 202V200H150V202H151V204L153 205H157V200H158ZM197 198H199V197H197ZM203 198V197H202ZM213 198H211V200L213 199ZM229 198V197H228ZM240 198V197H239ZM242 198V197H241ZM245 198V197H244ZM243 198V199H244ZM261 198H262V196H261ZM2 199V198H1ZM0 199V200H1ZM14 199V198H13ZM39 199V198H38ZM37 199V200H38ZM45 199H46V201H48V202H51V199H52V197H51V199H50V201L49 200H47L48 198H44V201H45ZM56 199V203H58V204H61L62 203V201H61V199L60 198H58V196L55 198ZM75 199V198H74ZM86 199V198H85ZM126 199H127V197H126ZM133 199H134V197H133ZM132 199V200H133ZM190 199V198H189ZM191 199H192V197H191ZM190 199V201H192ZM222 199V198H221ZM221 199H219V201L221 200ZM263 199V198H262ZM11 200V199H10ZM10 200H6V202H7V204L10 202ZM15 200V199H14ZM36 200V199H35ZM69 199H67V201H68ZM138 201H139V199H137ZM146 200V199H145ZM156 200V201H155ZM202 200V199H201ZM215 200H217V198L215 199ZM214 200V201H215ZM231 200V199H230ZM233 200V199H232ZM239 200V199H238ZM238 200H236V202L238 201ZM251 200H252V198L250 197V199H249V201L251 202ZM2 202H3V199L1 200ZM9 201V202H8ZM13 201V200H12ZM22 201H24V200H22ZM29 201H31V200H29ZM40 202H43V203H45L43 200L41 201V200H39ZM79 201V200H78ZM78 201H76V202H78ZM134 201V200H133ZM132 201V202H133ZM136 201V200H135ZM134 201V202H135ZM142 201H144L143 199H142ZM142 201H140V202H142ZM159 201V200H158ZM163 201H164V198H163ZM173 201H171V203L173 202ZM187 201V200H186ZM185 201V202H186ZM194 201V200H193ZM192 201V202H193ZM198 202V200H195L192 204L193 205H195L194 203L195 202ZM199 201H200V198H199ZM218 201V200H217ZM219 201H218V203H219ZM222 201H224V200H222ZM222 201H220V203L222 202ZM229 201V200H228ZM228 201H226L225 200V203L226 202H228ZM249 201L248 202H245V203H248V205L250 204L251 206H252V204L251 203H255V202H251V203H249ZM255 201H256V199H255ZM15 202H17L16 200H15ZM26 202V201H25ZM34 202V201H33ZM32 202V203H33ZM36 202V201H35ZM38 202V201H37ZM36 202V203H37ZM48 202H46L47 204H48ZM53 202V201H52ZM51 202V203H52ZM74 202V201H73ZM133 202V203H134ZM161 202H162V200H161ZM160 202V203H161ZM201 202H206V204H208V201H201ZM4 204H5V202H3ZM24 203V202H23ZM27 204H25L26 206H28V207H31V204L30 205H28V203L29 202H26ZM31 203V202H30ZM42 203V204H43ZM51 203H49L50 205L49 206H51ZM65 203V202H64ZM63 203V206H65V204ZM81 202H79L78 203V205L80 204ZM131 203V202H130ZM136 203V202H135ZM159 203V202H158ZM164 203V202H163ZM169 203H170V201H169ZM188 204H189V202H187ZM204 203H202V206H203V204ZM210 203V202H209ZM212 203V202H211ZM217 203V204H218ZM220 203H219V205H220ZM235 203V202H234ZM234 203H233V205H234ZM238 203V202H237ZM244 203V204H245ZM258 203V202H257ZM261 203H264V200L261 202ZM16 204V203H15ZM14 204V205H15ZM19 204H20V202H19ZM21 204H22V202H21ZM22 205V207H23V210L25 211V212H27V209H26V207L24 208V206L25 205ZM53 204V203H52ZM69 204V203H68ZM74 204V203H73ZM137 204H139V202L137 203ZM136 204V205H137ZM147 204H150V203H147ZM162 204V203H161ZM178 204V205H179ZM186 204V203H185ZM187 204V205H188ZM206 204H204V205H206ZM222 204H224L223 202H222ZM3 205V204H2ZM6 205V204H5ZM9 205H10V203H9ZM9 205H8V208H9ZM37 205V204H36ZM45 205V204H44ZM54 205H55V203H54ZM67 205V204H66ZM132 205V204H131ZM136 205H134V207L136 206ZM153 205V207L155 208V206ZM171 204H169V206H170ZM172 205H173V203H172ZM177 204L175 205H173L172 207H174V206H178ZM190 205V204H189ZM209 205V204H208ZM219 205H217V206H219ZM230 205V204H229ZM232 205V204H231ZM230 205V206H231ZM238 205H239V203H238ZM249 205V206H250ZM256 205V204H255ZM261 206L259 203L256 205V206ZM263 205V204H262ZM15 206H18V204H16ZM14 206V207H15ZM34 207H37V206H35V205H33ZM40 205L38 204V209L41 207H39ZM46 206V205H45ZM53 206V205H52ZM68 206V205H67ZM67 206H65V207H67ZM69 206H72L71 204L69 205ZM68 206V207H69ZM74 206V205H73ZM133 206V205H132ZM144 206L147 208V206H146V203L144 204ZM151 206V205H150ZM158 206V205H157ZM157 206H156V210H157ZM160 206H163V205H160ZM190 206H192V205H190ZM197 206H198V208H199V203H197ZM197 206H194V207H197ZM213 206H215V205H213ZM212 206V207H213ZM222 206V205H221ZM228 206V205H227ZM236 206V205H235ZM235 206H233V207H235ZM245 206H247V204H245ZM254 206V205H253ZM10 207H13V206H10ZM48 207V206H47ZM54 207V206H53ZM58 207H59V205H58ZM60 207H61V205H60ZM65 207H63V209L65 210L66 209V211H67V208H65ZM79 207H81V206H79ZM134 207H132V208H134ZM139 207V209H140V206H138ZM168 207V206H167ZM179 207V206H178ZM208 207V206H207ZM216 207V206H215ZM220 207V206H219ZM224 207H226V206H224ZM240 206H238L237 208H239ZM242 207V206H241ZM7 208V207H6ZM21 208V207H20ZM50 208V207H49ZM49 208H46V209H44V207H42V209L40 208V210H49ZM143 208V207H142ZM150 208H152V207H150ZM149 208V209H150ZM170 208H171V206H170ZM180 208V207H179ZM202 207H200V210L202 211V209H201ZM214 208V207H213ZM218 207H216L215 208V211H216V209H217ZM229 208V210H230V207H226L225 209L224 208H221V209H224L223 211H225L226 212V209H228ZM236 208V207H235ZM236 208V209H237ZM247 208H248V206H247ZM246 207H245V212L246 213H248V211L246 210L247 209ZM254 208V207H253ZM258 207H256L255 209H257ZM262 208V207H261ZM13 209H15V208H13ZM13 209H12V211H13ZM31 208H29L28 209V213H29V210H30ZM77 209H78V207H77ZM82 209H78L79 210V212H80V210H81V212L83 211ZM135 209H136V211L135 212H137V208L135 207ZM166 209V208H165ZM169 209V208H168ZM168 209H167V211H168ZM183 209V208H182ZM191 208L189 207V212H191V210H190ZM195 209H197V208H195ZM219 209V208H218ZM234 209V208H233ZM232 209V210H233ZM240 209V208H239ZM250 209V208H249ZM9 210V209H8ZM16 210V209H15ZM18 210L19 209H17L16 211H14V212H18ZM34 210V212H35V209L33 208L32 209V211ZM71 210H74V208H71ZM164 209H162V210H160V211H162V213L164 212L163 211ZM183 210H188L187 208L185 209H183ZM253 210V209H252ZM259 210L260 211H262V209H260L259 208ZM258 210V211H259ZM31 211V210H30ZM51 212H52V210H50ZM55 211H57V209L55 210ZM69 211V210H68ZM75 211H76V208H75ZM74 211V212H75ZM166 211V210H165ZM169 211H170V209H169ZM168 211V212H169ZM173 212H170V216H168V217H171V213H174V211H175V208H174V210H172ZM182 211V210H181ZM204 211V210H203ZM218 211V210H217ZM216 211V212H217ZM222 211V210H221ZM222 211V212H223ZM235 211V210H234ZM234 211H232L230 214H232V213H234ZM237 211H238V209L236 210V214H237ZM258 212L259 214L261 213V212ZM8 213L9 212H11V210L10 211H7ZM6 212V213H7ZM13 212V213H14ZM34 212H31L32 213V215H35V213ZM39 212V211H38ZM37 212V213H38ZM51 212H50V214H51ZM58 212V211H57ZM56 212V213H57ZM62 212V211H61ZM73 212V211H72ZM77 212V211H76ZM157 212V211H156ZM159 212V211H158ZM176 212V211H175ZM182 212H184V211H182ZM188 212V213H189ZM204 212H208V214H209V216H210V214L211 213H209V211H204ZM220 212V211H219ZM227 212H230V211H228L227 210ZM255 212V210L253 211V213ZM2 213H4V212H2ZM13 213H9V215H10V217L7 215V217L9 218V219H11V218H14L13 216ZM28 213H26L25 214V216L26 215H29ZM34 213V214H33ZM40 213V212H39ZM43 213V212H42ZM55 213V212H54ZM51 214L52 215V219H53V216L55 215V214ZM151 214H152V212H150ZM154 213H155V211H154ZM161 213V212H160ZM159 213V214H160ZM192 213H194V210L192 209ZM201 213H203V212H201ZM250 213V212H249ZM17 214V213H16ZM19 214H21V213H19ZM41 214V213H40ZM47 214V213H46ZM59 214L60 213H58V217H59ZM63 215L64 214H66V212H64L63 211V213H62ZM68 214V213H67ZM75 214V213H74ZM150 214V215H151ZM159 214L158 215H155L154 214V216H153V214L151 215V216H153V218H154V221L156 222V218H157V216H159ZM179 214V213H178ZM185 214V213H184ZM198 214V213H197ZM196 212H195V216H191L192 218H194V217H197L196 215ZM207 214V215H208ZM220 214V213H219ZM224 214H227V215H229L230 216V214L229 213H224ZM235 214V215H236ZM240 214V213H239ZM263 215H264V212L262 213ZM3 215V214H2ZM1 215V216H2ZM45 215V214H44ZM44 215H42V216H44ZM57 215V214H56ZM72 216V218L74 217V216H76V214L73 216V214H71ZM161 215V214H160ZM168 215V214H167ZM175 215V214H174ZM205 215V217L207 216L206 214H204ZM214 215V214H213ZM234 215V214H233ZM249 215V214H248ZM247 215V216H248ZM250 215H251V213H250ZM20 216V215H19ZM18 216V217H19ZM22 216H23V214H22ZM41 216V215H40ZM50 215H48V216H45V219H49L50 217H49ZM68 216H70V214L68 215ZM80 216V215H79ZM147 216V215H146ZM150 216V217H151ZM162 216V215H161ZM163 216H164V214H163ZM163 216H162V218L161 219H163L164 220V218H163ZM176 216H177V214H176ZM199 216V215H198ZM219 215L217 214V217H218ZM262 216V215H261ZM4 217L5 218H7L5 215H4ZM28 217H30V215L28 216ZM47 217V218H46ZM56 217L57 216H55V219H56ZM156 217V218H155ZM165 217V216H164ZM173 218L175 217V216H172ZM178 217H180L179 215H178ZM189 217V216H188ZM202 217V216H201ZM222 217V216H221ZM220 217V218H221ZM225 216H223L222 218H224ZM228 217V216H227ZM231 217V216H230ZM250 217V216H249ZM264 217V216H263ZM7 218V219H8ZM66 218V217H65ZM71 218V219H72ZM148 219L147 220H149L150 218H149V216L147 217ZM153 218L151 217V219L150 220H152L153 221ZM177 218V217H176ZM175 218V219H176ZM181 218H182V216H181ZM198 218H200V217H198ZM206 218H208V217H206ZM242 218V217H241ZM255 218H258V215H255V217L254 218H252L253 220L252 221H254V219ZM34 221L35 220H37V219H34V218H32ZM42 219H44V217H42ZM61 219V218H60ZM67 219H69V218H67ZM66 219V220H67ZM74 219V218H73ZM72 219V220H73ZM160 219V220H161ZM180 219V218H179ZM179 219H177V221L179 220ZM184 219V221L182 222L181 220V222L179 221V223H184V222H186L187 220L185 219V218H183ZM182 219V220H183ZM190 219V220H189ZM189 221H187L186 222V227H187V229H188V231L184 234V235H182V234H180L179 233V225H178V227L177 226H174L173 224H175L176 225V220H173V224H172V226L171 227H168V226H166V228L165 229H161V231H157V232H152V233H150V235H148L147 236V234H145V236H143V235H141L142 237H144V238H142L141 236V239H140V237H138L137 235H135V236H137L140 240H138L137 239V241H138V243H136L135 245V247H133L132 245L130 246V248H128L127 250H126V252H125V257H124V262H123V264H138V263H140V262H142V261H144V260H146L147 258H149V257H151L152 259H151V261H150V263L149 264H174V263H176V262H179L180 264H182L183 262H187L188 264H214L217 260H219V259H221V257H222V254H221V252L225 249V248H228L230 245H232V243H234L235 241H237V237H234L236 240H234V242L233 241H231L232 243L229 245V246H227L228 244H227V239H228V241L230 242V240H229V238L231 237V235H230V237H228V233L227 234H224V232H217L216 230H215V228L214 229H211L210 227L208 228V230L207 229H203V225H201V223H199L198 225H196L197 227H194V224H196V222H198V221H196V222H194L195 220L193 219H191L190 217H189ZM210 219V218H209ZM212 219V221H215V220H213V218H211ZM210 219V220H211ZM229 219V218H228ZM227 219V220H228ZM234 219V218H233ZM238 220H239V218H237ZM248 219V218H247ZM260 219V218H259ZM14 220H16L15 218H14ZM38 220H39V218H38ZM58 220V219H57ZM77 220V219H76ZM144 220H146V218H144ZM169 220V219H168ZM172 220L171 221H169V223L171 222L172 223ZM186 220V221H185ZM192 220V221H191ZM204 220H206V219H204ZM204 220H200V221H204ZM209 220V221H210ZM225 220H226V218H225ZM242 220H245V219H242ZM248 220H250V218L248 219ZM257 220V219H256ZM261 220V221H260ZM259 221H260V223H258V224H256V225H253L252 223H254V222H252V223H250V221H248L249 222V228L246 230V233L244 234V238H243V240L241 241V243H240V247L247 253V257H246V264H264V219L262 220V219H260ZM5 221V220H4ZM11 221H12V219H11ZM10 221V222H11ZM17 221V220H16ZM24 221L26 222V220L24 219ZM23 221V222H24ZM29 221H30V219H29ZM43 221V220H42ZM45 221V220H44ZM46 221H48V222H50L49 220H46ZM56 221V220H55ZM54 221V222H55ZM61 221H62V219H61ZM70 221V220H69ZM157 221H159V220H157ZM167 220H165V222H166ZM212 221L210 222V223H212ZM231 220L229 219V222H230ZM232 221H234V220H232ZM241 221V220H240ZM36 222V221H35ZM57 222V221H56ZM63 222V221H62ZM68 222V221H67ZM74 222V221H73ZM73 222H70V223H73ZM137 223V225L136 226H134V223ZM163 222V221H162ZM165 222H163L162 223V225H164V223ZM205 222V221H204ZM219 222V221H218ZM242 222H244V221H242ZM242 222H240V224L242 223ZM13 223V225H15V227H19V226H17V225H20V224H17L16 225V222H12ZM11 223V224H12ZM15 223V224H14ZM37 223H38V221H37ZM52 224H53V222H51ZM50 223V224H51ZM65 223H66V221H65ZM170 223V224H171ZM178 223V224H179ZM224 223H226V221L224 222ZM228 223V222H227ZM23 224V223H22ZM40 224V223H39ZM68 224H69V222H68ZM144 224V223H143ZM142 224V222H141V224L140 225H143ZM203 224H205V223H203ZM206 224H207V222H206ZM222 224H223V221H222ZM248 224V223H247ZM0 225H3V224H0ZM41 225V224H40ZM55 225V224H54ZM57 225V224H56ZM73 225V224H72ZM75 225V224H74ZM151 225V224H150ZM156 225H158L159 226V224H156ZM155 225V226H156ZM181 225V224H180ZM183 225V226H184ZM199 225H201L202 226V229L199 231H194L193 229H198V226ZM226 225V224H225ZM224 225V226H225ZM237 225V224H236ZM22 226V225H21ZM20 226V227H21ZM34 226V225H33ZM49 226V225H48ZM52 226L53 225H50L49 227H51L49 230H51L52 229ZM69 226H70V224H69ZM76 226V225H75ZM139 226V225H138ZM143 226H147L146 224L145 225H143ZM149 226V225H148ZM208 226V225H207ZM215 226V225H214ZM220 226V225H219ZM219 226L217 227V228H219ZM243 226V225H242ZM242 226H239L238 228H243ZM6 227H9V225L8 226H6ZM12 227H14V226H12ZM71 227V226H70ZM73 227V226H72ZM150 227L151 226H149V227H147V228H149L150 229ZM206 227V226H205ZM204 227V228H205ZM244 227H245V225H244ZM1 228V227H0ZM4 228V226L2 227V229ZM22 228V227H21ZM29 228V227H28ZM46 228V227H45ZM61 228H63V226H61ZM60 228V229H61ZM76 228V227H75ZM137 228H139V227H137ZM141 228H143L142 226H141ZM140 228V229H141ZM152 228V227H151ZM153 228H155V227H153ZM152 228V229H153ZM160 228H161V226H160ZM225 228V227H224ZM18 229V228H17ZM23 230H24V228H22ZM30 229V228H29ZM41 230L43 229V228H40ZM69 229H71V228H69ZM144 229V228H143ZM148 229V230H149ZM227 229H229V228H227ZM233 229V228H232ZM236 229V228H235ZM244 229V228H243ZM5 230V229H4ZM20 230V229H19ZM18 230V231H19ZM67 230V229H66ZM145 230H146V227H145ZM230 230V229H229ZM234 230V229H233ZM237 230H239V229H236L235 230V232L237 231ZM245 230V229H244ZM9 231H10V227H9ZM8 231V232H9ZM25 231H26V228H25ZM33 231V230H32ZM31 230H30V232H32ZM47 231V230H46ZM61 231V230H60ZM151 231V230H150ZM240 231H242L241 229H240ZM6 232H7V230H6ZM48 233H49V231H47ZM232 232V231H231ZM234 232V231H233ZM243 232V231H242ZM4 233V232H3ZM3 233L1 232V234L3 235ZM18 233V232H17ZM39 233V232H38ZM135 233V232H134ZM134 233L132 234V235H134ZM148 234H149V232H147ZM196 233H199V234H202V236H204V234H210V235H213V236H211L212 237V239L211 240H197L198 238V236H195V234ZM230 233V232H229ZM8 234V233H7ZM7 234H6V236H7ZM10 234L11 235H13V232L11 233V231H10ZM32 234L33 233H31V236H32ZM35 234V233H34ZM47 234V233H46ZM55 234H57V233H55ZM60 233H58V235H59ZM63 234V233H62ZM61 234V236L63 237V235ZM64 234H66V232L64 233ZM76 234V235H77ZM135 234H137V233H135ZM142 234V233H141ZM236 234V233H235ZM15 235H17V234H15ZM18 235H19V233H18ZM17 235V237H19ZM29 235V234H28ZM41 235H43V233L41 234V231H40V236ZM50 235H52V234H50ZM57 235V236H58ZM69 235V234H68ZM73 235V234H72ZM129 235V234H128ZM131 235V234H130ZM139 235V234H138ZM227 235V236H226ZM4 236H5V234H4ZM6 236L4 237V238H6ZM21 236V235H20ZM60 236V235H59ZM127 236V235H126ZM201 236V237H202ZM233 236V235H232ZM7 237H9L10 238V235L9 236H7ZM14 237H16V236H13V238ZM26 237V236H25ZM24 237V238H25ZM35 237H37L36 235H35ZM39 237V236H38ZM44 237H46V236H44ZM43 237V238H44ZM66 237H67V235H66ZM69 237V236H68ZM72 237V236H71ZM134 237V236H133ZM136 237V238H137ZM13 238H12V236H11V239L13 240ZM20 238V237H19ZM24 238H21L20 239V241L23 239V241H25L24 240ZM27 238V237H26ZM29 238V237H28ZM42 238V237H41ZM127 238H128V236H127ZM129 238H130V236H129ZM233 238V237H232ZM0 239H2V237L0 238ZM8 238H6V240H7ZM36 238H34V240H35ZM38 239V238H37ZM36 239V240H37ZM45 239V238H44ZM47 239H48V237H47ZM50 239H52V237H50ZM69 239H71V238H69ZM231 239V238H230ZM2 240H4V239H2ZM12 240H9V242H8V240H7V242L10 244L11 242H12ZM15 240V239H14ZM41 242H42V240L41 239H39ZM39 240H37V242H39ZM46 240V239H45ZM53 240V239H52ZM144 240H145V242H144ZM177 240L178 241H181V240H183V241H187L188 242V244H184L182 247H180L179 245H178V242H177ZM232 240V239H231ZM11 241V242H10ZM18 241V240H17ZM16 241V242H17ZM20 241H19V243H20ZM28 241V240H27ZM49 241V240H48ZM59 242L58 243H60V240H58ZM62 241H64V240H61V242ZM70 241H74L73 239L72 240H70ZM133 241H135V237H134V239H133ZM136 241V242H137ZM157 241H162V243H164L165 244V248H163L159 253H154V251H155V249H156V245H157ZM1 242V241H0ZM4 242L5 243H3V241H2V243L4 244V245H6L7 246V242L4 240ZM14 243H13V246H14V244H17V243H15V241H13ZM40 242V243H41ZM47 242V241H46ZM69 242V241H68ZM67 242V243H68ZM75 242V241H74ZM19 243H18V248L20 247V245H19ZM54 243H55V240H54ZM53 243V241H52V244H54ZM57 243V244H58ZM64 243V242H63ZM77 243V242H76ZM3 244H0V246L1 245H3ZM22 245H23V243H21ZM32 244H33V242H32ZM35 245L37 244H39V243H34ZM49 244H51V243H49ZM56 244V243H55ZM54 244V245H55ZM56 244V245H57ZM65 244H66V242H65ZM12 245V243L10 244V246ZM24 245H25V243H24ZM24 245H23V247H24ZM26 245H31V243L30 244H26ZM42 245H44V244H42ZM72 245V246H71ZM225 245L227 246V247H225ZM237 245V244H236ZM33 245H31V247H32ZM39 246V245H38ZM47 246V245H46ZM58 246V245H57ZM57 246L55 247V248H57ZM59 246H62L63 248H64V245L61 243V245L59 244ZM69 246V245H68ZM127 246V245H126ZM233 246H235V245H233ZM233 246H230L231 248L233 247ZM4 246H2V248H3ZM12 247V246H11ZM22 247V248H23ZM27 247V246H26ZM47 247H49V246H47ZM50 247H51V245H50ZM49 247V248H50ZM229 247V248H230ZM1 247H0V264H7V262L5 263V259H6V256H10V254L13 252L12 250L14 249L15 250V246L12 248V250H11V253L10 254H8V255H6L7 254V252L5 253L4 251H3V249H2ZM17 248V249H18ZM21 248V249H22ZM30 248V247H29ZM38 248V247H37ZM40 248V247H39ZM43 248L45 249L46 247H44L43 246ZM52 248V247H51ZM127 248V247H126ZM231 248L229 249V250H231ZM10 249V248H9ZM20 249V248H19ZM32 249V248H31ZM31 249H29L30 251H31ZM33 249H34V247H33ZM35 249H36V247H35ZM34 249V250H35ZM47 249V248H46ZM233 249H235V247L234 248H232V250L231 251H233L234 252V250ZM237 249H240V248H237ZM4 250H5V247H4ZM8 250V249H7ZM39 250V249H38ZM43 250V249H42ZM41 250V251H42ZM50 250H52V249H47V251H49V252H53V251H50ZM56 250V249H55ZM6 251V250H5ZM9 251V250H8ZM19 251V250H18ZM21 251V250H20ZM28 251V250H27ZM40 251V250H39ZM231 251H227V252H230L231 253ZM241 251V250H240ZM239 251V252H240ZM10 252V251H9ZM15 252H17L16 250L14 251V255H16V253ZM36 252V251H35ZM66 252V251H65ZM64 252V253H65ZM122 252V251H121ZM232 252V253H233ZM239 252H237V253H239ZM243 252V251H242ZM242 252H240L241 254H242ZM19 252H17V255H19L18 254ZM20 253H22V255H23V251H21ZM30 253H32V252H30ZM29 253V254H30ZM37 253V252H36ZM35 253V255H38V253L36 254ZM40 254H42V255H40V256H43V253H41V252H39ZM54 253H55V251H54ZM58 253H59V251H58ZM64 253H62V254H64ZM154 253V254H153ZM231 253V254H232ZM28 254V253H27ZM26 254V255H27ZM45 254V253H44ZM244 254V253H243ZM13 255V254H12ZM46 255V254H45ZM49 255V254H48ZM54 255V254H53ZM59 255V254H58ZM8 256V257H9ZM21 256V255H20ZM29 256V255H28ZM31 257L33 256L34 257V259H35V256L33 255V254H31L30 255ZM40 256H38V257H40ZM55 256V255H54ZM65 256V255H64ZM12 257H15V259H14V261H16L17 263H19V260L18 259H22V258H25V256H22V258H16V256H11V258L10 259H12ZM18 257V256H17ZM37 257V256H36ZM62 257V256H61ZM43 258H48L47 256H43ZM50 258V257H49ZM54 258V257H53ZM65 258H66V256H65ZM79 258H81V259H79ZM242 258H243V255H242ZM9 259V260H10ZM27 259H29V258H27ZM31 259V258H30ZM29 259V261H31ZM39 259V258H38ZM38 259L36 260L35 259V261H38ZM42 259V258H41ZM52 259V258H51ZM60 259H62V261L64 260L63 259V257L62 258H60ZM59 259V260H60ZM68 258H66L65 260H67ZM7 260H8V258H7ZM8 260V261H9ZM18 260V261H17ZM26 260V259H25ZM43 260V262H44V259H42ZM48 260H50V259H48ZM65 260H64V262L63 263H67L68 262V260H67V262H65ZM122 260V259H121ZM20 261H22V260H20ZM29 261L27 262V264L29 263ZM70 261V260H69ZM11 262V261H10ZM10 262L8 263V264H10ZM23 262V261H22ZM40 262V261H39ZM43 262H41V263H39V264H43ZM61 262V261H60ZM76 262V261H75ZM21 263V262H20ZM19 263V264H20ZM25 264H26V262H24ZM24 263H22V264H24ZM32 262H30V264H31ZM36 263V262H35ZM79 263H77L76 262V264H79ZM121 263V262H120ZM119 263V264H120ZM12 264H14V263H12ZM16 264V263H15ZM44 264H45V262H44ZM47 264V263H46ZM68 264V263H67ZM71 264V263H70ZM234 264H236V263H234Z\"/></svg>",
  "mask_w": 264,
  "mask_h": 264
}]
</instances>
